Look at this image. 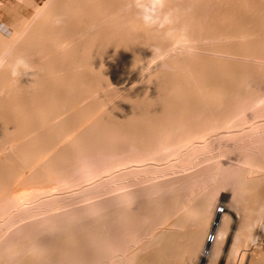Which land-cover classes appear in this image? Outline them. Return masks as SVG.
<instances>
[{"label": "rangeland", "instance_id": "rangeland-1", "mask_svg": "<svg viewBox=\"0 0 264 264\" xmlns=\"http://www.w3.org/2000/svg\"><path fill=\"white\" fill-rule=\"evenodd\" d=\"M1 2V5H0V30L5 34V35H7L6 37H7V39H5L6 41H8V40H13V33L11 32V33H7V32H9V31H11L12 30V28H15V26L17 27V25L18 24H22L23 25V23H19L20 21L21 22H26V24H24L25 26H26V28H25V26H22L21 25V29L20 30H22V31H20L21 33H19V35L17 36V38L18 39H15L16 40V42H15V44H16V46H17V48L14 50L13 48L14 47H16L15 46V44H14V46L12 45V46H10L11 47V49H13V53H14V51H16L17 49V53L19 52V53H22V52H24V53H26L25 55H27L28 53L30 54V52H28L27 53V50L28 49H26V47L28 48L31 44H29V46L27 45V43H26V39H25V36H27L28 35V32L30 33V34H33L34 32H35V30H36V27H37V29H38V31L40 32L41 31V33L44 31V29L46 30L47 29V27L46 28H44L43 29V31H42V28H41V30L39 29V24L41 23V22H44V20L42 21V19H44V17H46L47 16V14H48V12H49V10L51 11V5H49L48 3L49 2H51L52 4L54 3L55 4V2H58L59 0H0ZM167 1V2H166ZM173 1H176V0H171V2H173ZM179 1V0H178ZM180 1H182V0H180ZM188 0H186V2H185V0H183V3H179L181 6H182V8H181V10L183 11V9H184V7H187V5H189V4H187L188 2H187ZM190 2L189 3H191V5L194 3V5H192V9H191V7L190 6H188V9L186 8V9H184L185 11H187L185 14L186 15H184L183 13H182V11L181 12H179V11H177V12H179L180 14H172V15H175V16H177V17H175L176 19H178L177 20V22H178V25H177V27L176 28H174V29H172L173 31H163L162 32V34L164 33V36H165V39L167 38H169L167 41H166V43L168 44V46H167V44H165L164 46V50H163V52H161V53H159L160 55L158 56V54H157V56H153V58H151V56L154 54L153 53V51L151 50L150 51V49H151V45H153V42H151L152 41V39H150L151 37L150 36H148L149 35V32L147 33V35H144L143 34V32L145 33L146 31L145 30H149V29H144V27L143 28H140L141 26H140V24L138 23V21L137 20H132L133 22L132 23H134V25H137L138 24V27L136 26H134L133 24H131V23H128L129 21L131 22V20L130 19H132L133 17H134V15H133V17H132V15H131V13L129 14H124V15H131V16H128V17H130V18H128L127 16H124V15H121V16H123V19H122V17H120V18H117V20L118 21H120V19H121V22L123 23H121L120 22V26H116V23L117 24H119V22L118 21H116L114 24H115V28H113L114 27V25L112 24H107V22L106 21H109L110 19L107 17L108 15L106 14V15H104L105 16V18H104V16L102 15L101 16V14L99 15V14H97L98 16H97V18H95V19H97V21H95V19H94V15L90 12V13H85V15H86V18L88 17L89 18V20H88V18L87 19H85V16H84V12L85 11H83V12H81L80 10H76V11H79V12H81V13H83V14H81V13H79L78 15H79V17H78V15H77V13H76V11H75V13L73 14L72 13V17L70 16V18H71V21H73V22H71L70 24V27L71 28H69V26H67V28H69V29H71L72 30V32L73 33H75L74 32V30L75 31H77V30H79L77 33H78V35H77V37L81 34V36H82V34H84L85 32H86V34H88L87 36H86V41H87V39L89 40V38H90V34H91V36H92V38H93V36L96 34V36H97V39H95V37L96 36H94V38L93 39H95V41H93V39H90L89 40V42H88V45H85L86 43H83V42H85V36H82L83 38H84V41H82L83 39H82V37H78V38H76V36L74 37L75 39H73V43H71L72 42V40H71V42H70V40H69V38H71V37H73L72 36V34H69V33H71V31H68L69 29H67V28H65L66 29V31H65V29H58V28H54V30H60V33H59V31L57 32V35H56V33H55V35L57 36V38L54 36V38H53V36L52 37H50V38H52V40L50 41L51 43H53V44H51L50 42L48 43V44H45L46 45V47L47 46H49L50 48L51 47H53V50L52 51H54V58H56V56H57V58L60 60V58H61V62L56 58V59H54L53 57H50V55H52L53 56V52H49V50H50V48L49 47H47V49L45 50V53H47V52H49V54H47V55H49V56H46V54H44L43 55V51H42V49L40 48V46L38 47V44H34V42L35 41H32L33 43H32V45L31 46H35L36 45V47H38V48H36L38 51H40L41 50V55H40V58H39V60H38V63L34 60V59H36V58H34L33 56H32V58H34V59H32V58H30V56L29 55H27V56H29L28 58H27V56H26V59H28V62H29V60H31L32 62H33V60L35 61V62H33L34 64L32 65L31 63L32 62H30V65H32V67H33V69L35 68V66H36V64H37V66H36V69H34L33 70V72L35 73V74H29V76H31L29 79H28V77H25V79L23 78V79H21V81L19 82L20 84V86L18 85L17 87V91L21 88V90L25 87V89H23V93L21 92V90H19V92L21 93V95L22 96H24V91L26 90V88H28V86H29V88H28V90L25 92V97H26V95H28V96H30L31 98H32V96H33V94H34V96L36 95H38L40 92H42V91H39V90H43V92H46V91H50L49 89L53 86L52 84H48V83H50L49 82V80L51 81V83L54 81V80H56V79H58L59 77H61L62 75H65V77L66 76H69L71 73H74L75 75H76V77L77 78H75L76 80H74V79H72L73 77H75L73 74H71L70 75V77H68V78H71L72 80H69L68 78V80H69V82L70 81H73V82H70L71 84L69 85V83L66 85V84H64V85H61L60 83L61 82H57V80H56V82L59 84H55L54 86H55V88H51V91L50 92H47V94L49 93V95L51 94H53V91L55 90L56 91V94H58V95H60V93H62V91H63V94H65L68 90V94H69V99H67L68 98V94L67 95H65V97H67V98H65L63 95H60V97L61 96H63L65 99V101L67 100V102H68V100L70 101V104L72 105L71 107H69V105H68V103H63V104H61L62 102H64V101H62V98H60L59 96H57L55 93L50 97V96H47V97H49V99L47 100V97H46V93L43 95V94H39L40 96H41V98H42V100L44 99V98H46L45 100H43L44 102H42V101H38L39 102V104L38 105H36V104H34L35 106H36V108H35V106L34 105H32V101H34L33 103H36V100H34V99H37V100H41V98H39L40 96H38L37 98H36V96L34 97V99L32 98V99H28V97H26L27 99H28V104H30L31 105V107L33 106L34 108H33V110L35 109V111H36V109L38 108V107H43L44 106V104L46 105V107L48 108V104L50 103V102H53V101H55L56 99L55 98H57L58 97V99H59V102H58V99H57V101H55V102H57V103H59V104H61V105H56L55 106V102H53V104L54 105H52V103H50L49 105H51L48 109L45 107V109L44 108H38V112H33L32 111V109H30L31 107H29V109H27L28 108V106H27V110L26 109H24V110H26V112L27 113H30L31 115L33 114V113H36V116H35V114H33L32 115V117L30 118L29 117V115L30 114H27L26 112H24V111H22L21 110V112H22V117H23V115H24V117H25V119L27 120V119H29V123H30V120L32 119V120H34L33 119V117L35 116L36 118H37V114L39 113V115H38V118H40V114H41V117L43 116V112H44V110H45V113H47V114H44V120H42L43 119V117H42V119H39V121H38V119L36 120V122H38L37 124H36V126H35V121H32L33 122V124H32V122L30 123V124H27L28 123V120L26 121V120H24V121H22V117H20L21 115V112H18V114H17V116L19 115V117H20V119H19V117H18V120H20V124H21V121L22 122H24V124H23V126L22 125H19V127L20 126H22V127H20L21 129H19V130H21V132L18 130L16 133H18L19 134V136L17 135V134H12V133H15V132H11V133H7V134H5L4 136H2L1 138H0V141H1V143H0V170L2 171V172H0V173H2V174H0V175H2V178L4 177V178H6V179H2L1 178V181H0V241H1V244H0V262H1V260H2V264H7V263H9L10 264V262H12V261H14L15 260V258H16V256L19 258V255H20V258H22V259H24L25 258V256L26 255H24V254H27V253H29V254H32V255H35L36 257H34V262L36 261V263L38 262V263H40L41 261H42V259L43 258H45L46 257V255H44L45 253H44V249H43V245L41 244V243H43L44 241H47V242H49V240H50V242H54L55 240H56V238L58 237V235L57 234H62V231L63 232H65V230L67 229H69V233L70 234H72V236L70 235V236H68L69 238H67L68 239V244L69 243H72V244H70L69 246H71V247H69V249H71V248H74L75 247V245L77 246V247H75V248H77V251L76 252H74V255H72V256H74V258L73 257H71V258H73V260H71V259H69V262L71 263V262H73L74 260H76L75 262H74V264H79V263H81L82 261H83V264L85 263L86 264V262H84V260L85 261H88V260H86V259H84V257L85 258H87V257H89V258H87V259H90L89 261H88V264L90 263V264H100V262H98V261H101V264H123V263H125V264H142V263H145V264H148V263H150V264H153V262H154V264H198L197 262V260H198V255L199 254H197V256H196V253H200V255H199V259H200V257H201V253H202V251L201 250H203V244H205V242H206V240H207V237L206 236H208L207 235V233L209 234L211 231H210V229L208 230H206L205 228H209L211 225H212V222H213V219H215V218H213L214 216H215V214L214 215H212V212L214 211L215 213H216V211H220L219 213L220 214H223V213H225V215L227 216V218H226V216H225V220L227 219V220H229L228 221V224H227V226L228 227H226L225 229H229L228 231H226L227 232V234H226V236L224 235V237H225V239H223V240H221L222 242H220L221 243V245H220V248H219V251L221 252L220 254H219V256H218V254L216 255V256H218L217 258H216V256H215V260H214V258H213V260L215 261L214 262V264H251V259H256L258 256L256 255L258 252H259V254L260 253H262V251H264V232L262 231V230H264L263 228H264V210L262 209L264 206H263V204H264V112H262V111H264V84L263 85H261L262 83H260V82H263L264 83V80H262V79H264V75L262 76V75H260V76H258L259 74H264V58H262V57H264V56H260V55H262V54H264V53H262V52H264V0L262 1V0H189ZM195 1V2H194ZM200 2V3H197V2ZM221 1V3H219V2ZM224 1H226L225 3H224ZM262 3H261V2ZM60 2V1H59ZM169 0H165V11L167 12H170L171 13V11H174L173 9H172V7H174V5H170V4H172ZM217 2V3H216ZM239 2V3H238ZM244 2V3H243ZM260 4H259V3ZM50 3V4H51ZM168 3V4H167ZM196 3V4H195ZM206 3V4H205ZM216 5H215V4ZM234 3V4H233ZM247 3V4H246ZM185 4V6L183 7V5ZM187 4V5H186ZM198 4H199V7H198ZM208 4V5H207ZM210 4V5H209ZM214 4V5H213ZM235 4H236V6H235ZM244 4H245V6H244ZM251 4V5H250ZM256 4H258V5H256ZM14 5V6H13ZM29 5V6H28ZM43 5L45 6L44 8H41V7H43ZM50 6V7H48V6ZM56 5V4H55ZM99 5V4H98ZM166 5H168V6H166ZM224 5V6H223ZM257 8V9H255L254 8V6ZM259 5H260V7H259ZM36 6H38L37 8L38 9H40L41 8V12H43L42 14L43 15H41V13L39 14V13H37L38 12V9L36 10ZM47 6V7H46ZM170 6V7H169ZM172 6V7H171ZM204 6V7H203ZM208 6V7H207ZM212 6V7H211ZM223 6V7H222ZM226 6V7H225ZM253 6V7H252ZM40 7V8H39ZM52 7H54L53 5H52ZM225 7V8H224ZM230 7L232 8L231 10H230ZM262 7V8H261ZM31 8V9H30ZM47 8H49V9H47ZM170 8V9H169ZM189 8L192 10H189ZM211 8V9H210ZM234 8V9H233ZM247 8V9H246ZM260 8H261V11H260ZM43 9V10H42ZM46 9V10H45ZM196 11H195V10ZM199 9V10H198ZM222 9V10H221ZM225 9V10H224ZM236 9V10H235ZM251 9H252V12H253V10H256V11H254L253 13L252 12H250L251 11ZM259 9V10H258ZM18 10V11H17ZM47 10H48V12H47ZM170 10V11H169ZM198 10V11H197ZM242 10V11H241ZM37 11V12H36ZM190 11V12H189ZM211 11V12H210ZM216 11H217V13H216ZM224 13H222V12ZM225 11V12H224ZM238 11V12H237ZM241 11V12H240ZM258 11V12H257ZM35 12V13H34ZM39 12H40V10H39ZM214 12V13H213ZM228 12V13H227ZM230 12H231V14H230ZM257 12V13H256ZM51 13V12H50ZM103 13V12H102ZM106 13V12H105ZM118 13H119V15H118V17L120 16V14H121V12H120V10L118 11ZM173 13H175V12H173ZM207 13V14H206ZM210 13V14H209ZM225 13H227V15L225 14ZM237 13V14H236ZM244 13V14H243ZM248 15H247V14ZM249 13H250V15H249ZM256 13V14H255ZM37 14V15H36ZM39 14V15H38ZM87 14H90V15H87ZM183 14V15H182ZM196 14V15H195ZM233 14H234V16H233ZM236 14V15H235ZM252 14L254 15L253 17H252ZM258 14H260V15H258ZM33 15H34V17H33ZM76 16L77 15V17H75V21H77V22H81L80 23V26H81V28L82 29H80L79 27L80 26H78L79 24L78 23H76L74 20H72L73 18H74V16ZM81 15V16H80ZM82 15H83V17H82ZM180 15V16H179ZM194 15V16H193ZM198 15V16H197ZM222 15V16H221ZM225 17H224V16ZM239 15V16H238ZM99 16H101V18H102V23L100 22V17ZM179 16V17H178ZM184 16H186V18L184 17ZM213 16V17H212ZM215 16V17H214ZM218 18H217V17ZM237 16V17H236ZM242 16H243V19H242ZM245 16V17H244ZM248 18H247V17ZM257 16H258V18H257ZM62 17V16H61ZM63 17H65V16H63ZM62 17V18H63ZM80 17H82L81 19H80ZM90 17H93V18H91L90 19ZM99 17V18H98ZM128 18V19H125L124 20V18ZM182 17H184V18H182ZM188 17V18H187ZM204 17V18H203ZM207 17V18H206ZM219 17H221V18H219ZM224 17V18H223ZM232 17V18H231ZM25 18V19H24ZM77 18V19H76ZM108 18V19H107ZM211 18V19H210ZM215 18V20H213ZM223 18V19H222ZM231 18V19H230ZM235 18L237 19V20H235ZM239 18H241V20L239 19ZM252 18V19H251ZM40 19V21H38ZM82 20V21H80V20ZM85 19V21H88L87 22V24H85L84 22L85 21H83ZM106 19V20H105ZM182 19V21H180ZM185 19V20H184ZM187 19V20H186ZM244 19H245V21H247L248 20V22L250 21V22H252V23H248V22H246V24L244 23L245 21H244ZM247 19V20H246ZM256 19V20H255ZM19 20V21H18ZM79 20V21H78ZM90 20L92 21V20H94V21H92V23L93 22H95V24L96 25H94L93 24V26H95V27H93V28H91L92 26H91V22H90ZM104 20H105V24H104ZM122 20H124V21H126V20H128V22H125L127 25H125V23H124V21H122ZM184 20V21H183ZM220 20H222L221 22H219ZM230 20V21H229ZM233 20H235V23L236 24H238L239 23V25H237L238 26V29L236 28L237 26H235L236 24L234 23V21ZM243 20V23L241 22ZM262 20V21H261ZM134 21H136V23L134 22ZM224 21H226V22H224ZM33 22V23H32ZM34 22H35V24H34ZM89 22H90V24H89ZM97 22V23H96ZM100 22V23H99ZM112 21H110V23H111ZM228 22H230V24L228 25V24H226L227 26H229V28H230V32H226V31H229V28H227L226 29V31L225 30H223L222 28L223 27H225L226 25H225V23H228ZM256 22V23H255ZM73 23V24H72ZM76 23V25H74ZM109 23V22H108ZM182 24V26L183 27H181L180 26V24ZM184 23V24H183ZM217 23H220V24H218L219 25V29H221V30H218L219 31V33L217 34ZM255 23V24H254ZM82 24V25H81ZM101 24V25H100ZM105 25V27L106 28H104V26L103 25ZM208 24H210V25H208ZM221 24H223V26H221ZM243 24V25H242ZM261 24V25H260ZM84 25H86V26H84ZM87 25H89V27H87ZM101 27H100V26ZM107 25H109V26H107ZM110 25H111V27L113 28H111L110 27ZM124 25H125V27L127 28H124ZM131 25H133L134 27H132ZM212 25V26H211ZM240 25H242L243 26V28L240 26ZM245 25V26H244ZM254 26V30H253V28L252 27H250V26ZM9 26H11V27H9ZM73 26H75V28H73L72 29V27ZM82 26H84V27H82ZM132 27V28H130V27ZM214 26V27H213ZM231 26V27H230ZM233 26H234V32H232L233 30H232V28H233ZM256 26H259V28H260V31L258 30V28H256ZM22 27H24V28H22ZM28 27V28H27ZM54 27V26H53ZM124 28V31H125V29L127 30V31H129L130 29L132 30V32L134 33V36L131 34V30L129 31V32H127V31H122L121 29L122 28ZM128 27H129V30H128ZM180 27V28H179ZM198 27V28H197ZM203 27H205V28H203ZM246 28V30H247V33L244 31V33L242 32L243 30H245V28ZM52 28V27H51ZM86 28H88L89 30H87ZM101 28H103V32H101L102 30H101ZM108 28V29H107ZM115 32V31H118V32H123V33H118V32H115V33H117V34H120V36L119 35H117V38L115 37V33H113L112 32V34H111V32L110 31H112L111 29ZM117 28L119 29V30H121V31H119V30H117ZM135 28V29H134ZM140 28V29H139ZM216 28V29H215ZM249 28H251L250 30H249V32H251V33H249L248 32V29ZM255 28H256V31H255ZM24 29V30H23ZM32 29V30H31ZM50 29V28H49ZM48 29V30H49ZM53 29V28H52ZM51 29V30H52ZM85 29H86V31H85ZM92 29H94L93 31H92ZM104 29H105V32H104ZM107 29V30H106ZM137 29H139V30H137ZM144 29V30H143ZM187 29V30H186ZM213 29V30H212ZM240 29H242V31H240ZM48 30H46V31H48ZM63 30L65 31L64 33H63ZM83 31L82 33H81V31ZM95 30L98 32V33H96L95 32ZM109 30V31H108ZM166 30H168V29H166ZM176 30V31H175ZM180 30V31H179ZM183 30V31H182ZM202 30V31H201ZM237 30H239V32L237 31ZM62 31V32H61ZM89 31V32H88ZM99 31L101 32L100 33V35H98L99 34ZM107 31L109 32V33H107ZM138 33H137V32ZM140 31H141V33H140ZM201 31V32H200ZM204 31V32H203ZM211 31V32H210ZM215 31H216V33H215ZM224 31H225V33H224ZM255 31V32H254ZM26 32V33H25ZM45 32V31H44ZM54 32V31H53ZM69 32V33H68ZM80 32V33H79ZM91 32V33H90ZM93 32H94V34H93ZM127 32V33H126ZM182 32V33H181ZM208 32V33H207ZM223 32V33H222ZM232 32V33H231ZM236 32V33H235ZM259 32V33H258ZM66 33H68V35H69V38L67 39V41H69V43H71L72 45H76L75 44V40L77 39H79V40H81L82 41V43L84 44H81V46L83 45L84 46V48H85V46L86 47H90V46H93L92 45V43L94 42V43H96L95 45H96V47H99V52H100V54L97 52V54H99V55H97L96 56V51L95 50H97L98 51V48L97 49H95L94 48V46L93 47H90V48H85V51H84V49L83 48H81L82 49V51H81V49H78L77 51L76 50H73V51H76V56H78V54L77 53H82V52H86V49H87V51H88V49H89V51L87 52V53H89L90 54V51H94L95 53L93 54V51L91 52L94 56H95V59H94V57L92 58H90L89 57V54H87V53H85V54H82V56H80L81 57V59H82V61H81V59H79L78 57H76L77 59H78V61L80 60V62H78V61H76L77 59H75V57H73L74 56V52L72 51V46H70V44L68 45V46H70L71 48L69 49L68 48V46L66 47V45L68 44V42L66 43V38H67V34ZM104 33H106V35H107V37H106V35H103ZM124 33H126V34H124ZM166 33V34H165ZM200 33V34H199ZM207 33V34H206ZM209 33H211V34H209ZM212 33H214V34H212ZM227 33V34H226ZM229 33V34H228ZM231 33V34H230ZM30 34H29V36L28 37H30ZM63 34V35H62ZM85 34V35H86ZM108 34H110L111 36L109 37L108 36ZM113 34H114V36H113ZM122 34H123V37H122ZM128 34V37L126 36ZM129 34H131L132 35V37H133V39H132V37L129 35ZM135 34L138 36L137 38H136V36H135ZM139 34L141 35H143V36H145V37H141L140 38V40H139ZM146 34V33H145ZM172 34H177L178 35V38H175V40L173 39L172 40ZM180 34H182V35H184V36H182V35H180ZM256 34H258V35H256ZM60 35V36H59ZM67 35V36H66ZM102 35H103V37H102ZM141 35V36H142ZM166 35H167V37H166ZM169 35V36H168ZM172 35V36H171ZM196 35V36H195ZM216 35L218 36L217 38H216ZM224 35V36H223ZM230 35H231V37H230ZM246 35V36H245ZM62 36V38H64L65 40V43H63L64 41L63 40H61L62 38H60ZM66 36V37H65ZM71 36V37H70ZM88 36H89V38H88ZM99 36H101L102 38H104V40H103V42L105 43V45H106V43H107V47L105 48V46H104V44L103 43H101V41H99V43H100V45L102 44L103 45V47H102V45L100 46L99 45V43H98V39L99 40H102V38H98ZM125 36L127 37V39H129V43H130V45L129 44H127V42L125 41V40H123V39H121V38H124L125 39ZM147 36H148V39H147ZM180 36H182L181 38H179ZM233 36H235V37H233ZM260 36V37H259ZM12 39H11V38ZM22 37V38H21ZM27 37V38H28ZM35 37V36H34ZM105 37H106V40H105ZM112 38V37H114L113 39V44L111 43V44H109L110 42H108L109 40L111 41V39H109V38ZM202 39H201V38ZM214 37V38H213ZM242 37V38H241ZM248 37V38H247ZM251 37V38H250ZM40 38V37H39ZM38 37H37V40H41V39H39ZM42 38V37H41ZM43 38H45V36L43 37ZM50 38L48 39V40H50ZM120 38V39H119ZM132 40H131V39ZM171 38V39H170ZM207 40H206V39ZM209 38V39H208ZM253 38V39H252ZM23 39L25 40V41H23ZM32 39H34L33 37H32ZM56 39H58V41H59V43H58V41L56 40ZM126 39V40H127ZM179 39V40H178ZM213 39V40H212ZM223 39V40H222ZM251 39V40H250ZM255 39V40H254ZM31 40V37L30 38H28L27 39V42L28 41H30ZM35 40V39H34ZM53 40H55V41H53ZM115 40H117L116 42H115ZM123 41V42H121V41ZM135 41V43H132V42H134ZM146 40V41H145ZM169 40H171L170 42H174V43H176V44H174L173 42H172V44L171 43H169L168 41ZM178 40V41H177ZM186 40H187V42H186ZM202 40H204V41H202ZM210 40V41H209ZM220 40V41H219ZM239 40H241V41H239ZM23 41V42H22ZM97 41V42H96ZM119 41V42H118ZM125 41V42H124ZM128 41V40H127ZM136 41H138V44H137V42ZM143 41H144V43H143ZM199 41V42H198ZM213 41V42H212ZM224 41H225V43H224ZM255 41H257V42H255ZM9 42V41H8ZM22 43L21 45H20V43ZM140 42H142L143 44H141ZM149 42L150 43H152L151 45H148L149 44ZM188 42H190V43H188ZM196 42V43H195ZM218 42V43H217ZM221 42H223V43H221ZM3 43H5V42H3ZM23 43H26L24 46H22L23 45ZM28 43H30V42H28ZM61 43V44H60ZM91 45H90V44ZM114 43H116V44H114ZM119 43H120V48H123L122 46L124 45V47L125 46H127L126 47V49L125 48H123L122 50L123 51H121V49L118 47H114L113 48V45L114 46H119ZM122 43V44H121ZM148 43V44H147ZM180 43V44H179ZM204 43V44H203ZM216 43V44H215ZM224 44L225 46H223V45H221V48H220V44ZM236 43V44H235ZM252 43H254V44H252ZM18 44L20 45V47H18ZM51 44V45H50ZM56 44V45H55ZM57 44L59 45V46H57ZM65 44V45H64ZM198 44V45H197ZM206 44H207V46H206ZM227 44V45H226ZM234 46V50H233V46ZM252 44V45H251ZM256 44V45H255ZM63 45V48L65 49V48H68V49H65V51L63 50L62 51V53H60L61 51V46ZM98 45V46H97ZM112 46V47H109V46ZM122 45V46H121ZM128 45L129 46H132V47H130V51H128ZM143 45L145 46H150V47H147V49H146V47H145V51H144V47H143ZM194 45V46H193ZM212 47H211V46ZM236 45V46H235ZM259 45V46H258ZM73 46V47H74ZM82 46V47H83ZM135 46V47H134ZM136 46H138V47H136ZM142 46V47H141ZM177 46V47H176ZM208 46H210V48L208 47ZM216 48H215V47ZM226 46H229L228 48L229 49H231V50H228V51H226L228 48H226ZM232 46V47H231ZM245 46V47H244ZM23 47H25V50H26V52H25V50H24V48ZM58 47H60L59 49L60 50H58V48H57V50H58V52H57V50L55 51L54 49H56V48ZM102 47V48H101ZM134 47V48H133ZM155 47V46H154ZM173 47V48H172ZM200 47H202V48H200ZM206 47V48H205ZM261 47V48H260ZM19 48H20V50H23V51H19ZM29 48H31V47H29ZM103 50V48H105L106 50H107V48H108V50H110V48H113V49H111V50H114L115 48L117 49V51H118V49H120L118 52V54L117 53H115V50L113 51V54L115 55V57L117 56V55H120V58L117 56L116 58H114V57H112L113 56V54L111 53V50H110V53H108V51H105L104 50V52H106L108 55H106V57H107V61H108V59H109V61H113L114 59H116L117 61V63H119L120 62V64L118 65H116L115 63V61H113V63H112V65L111 64H109V66L111 65V67L113 66V67H115V68H118L119 69V71H117L116 73H110V72H108V71H106V73H108V74H106V78H104L103 77V75H101V73L102 74H105V72L103 73L102 71V69H104L105 70V68H107V66H105L107 63V61L104 59H101L100 57H102L103 56V54L104 53H102V50ZM137 48V49H136ZM140 48H142V49H140ZM153 48V47H152ZM170 48V49H169ZM213 48V49H212ZM218 48H220L219 50H216V49H218ZM225 49L224 51H223V49ZM254 48V49H253ZM52 49V48H51ZM90 49H92V50H90ZM95 49V50H94ZM179 49V50H178ZM209 49V50H208ZM222 49V50H221ZM66 50H68V51H70V52H68V51H66ZM80 50V51H79ZM124 50L125 51H127V53H129V54H127L126 52H124ZM132 50H133V52H132ZM138 50V51H137ZM185 50V51H184ZM200 50V51H199ZM215 50H216V52H215ZM116 51V52H117ZM140 51V52H139ZM142 51H144V57H143V52ZM203 51H205V52H203ZM210 51V52H209ZM213 51V52H212ZM230 51V52H229ZM16 52L14 53V55H15V57L16 56H18L19 54H17L16 55ZM43 52V53H42ZM63 52L66 54L67 52H68V54H66L67 55V57H68V55H70L71 57H73V58H67L66 57V55L64 56L65 58H63V57H61V56H63L64 54H63ZM123 52V53H122ZM130 52H131V54H130ZM149 52L150 53H153V54H149ZM171 52H173V53H171ZM176 52V53H175ZM229 52V53H228ZM232 52H233V55H232ZM12 53V50L10 51L9 50V53L6 55V61H7V63H9L10 64V62H12V59H10L11 57H12V55H13V53ZM55 53H57L56 55H55ZM69 53H73L72 55L71 54H69ZM80 53V54H81ZM102 53V54H101ZM126 53V55H124V56H122L123 54H125ZM167 53V54H166ZM168 53H169V55H168ZM180 53V54H179ZM182 53V54H181ZM200 53V54H199ZM202 53V54H201ZM224 53V54H223ZM259 53V54H258ZM261 53V54H260ZM60 54V57H58V55ZM61 54H63V55H61ZM92 54H90V55H92ZM110 54H112V55H110ZM241 54V55H240ZM9 55V56H8ZM23 56H24V54H22ZM21 55V56H22ZM83 55H85V56H83ZM102 55V56H101ZM104 55V56H105ZM135 55V56H134ZM164 55V56H163ZM230 55V56H229ZM244 55H246V56H244ZM258 55V56H257ZM41 56H46V57H48V59L47 58H45V57H42L43 58V60H42V58H41ZM87 56V57H86ZM98 56H100L99 57V59L97 60V58L96 57H98ZM108 56H109V58H108ZM150 57V59H151V62L149 63L147 60H146V58L147 57ZM207 56H208V58H207ZM212 56V57H211ZM216 56V57H215ZM222 56V57H221ZM228 56V57H227ZM237 56V57H236ZM251 56V57H250ZM257 56V57H256ZM10 57V58H9ZM25 57V56H24ZM89 57V58H88ZM125 57H126V59H125ZM148 57V58H149ZM184 57V58H183ZM200 59H199V58ZM203 57V58H202ZM219 57H220V59H219ZM254 57V58H253ZM258 57H259V59H258ZM261 57V58H260ZM13 58V57H12ZM52 59L54 62H55V64H54V66H56V64H57V61H58V63L60 62V65L59 64H57V66H59V67H53L52 66V69H50L51 67V65H49L48 66V64H52L53 63V61H48V60H50V59ZM63 58V59H62ZM83 58H84V60H83ZM86 58H87V60H86ZM102 58H104V57H102ZM110 58H111V60H110ZM119 58V59H118ZM123 60H122V59ZM138 58V59H137ZM147 58V59H148ZM157 58V59H156ZM164 58V59H163ZM207 58V59H206ZM222 58H224V61L222 60ZM238 60H236V59ZM241 58V59H240ZM245 58V59H244ZM67 60V61H65V60ZM72 59V60H71ZM97 60L98 62H100V59L102 60L101 62L103 63H101V65H103V66H101L100 64H97L94 60ZM113 59V60H112ZM121 59V60H120ZM128 59V60H127ZM150 59H149V61H150ZM154 61H153V60ZM183 59V60H182ZM204 59V61H202ZM220 61H219V60ZM225 59H227V60H225ZM231 59V60H230ZM253 59H255V60H253ZM10 60V61H9ZM45 60V61H44ZM57 60V61H56ZM62 60H63V63H62ZM71 60V61H70ZM86 60V61H85ZM89 60V61H88ZM134 60V61H133ZM146 60V61H145ZM164 60V61H163ZM195 60V61H194ZM198 60V61H197ZM216 60V61H215ZM228 60H230V63H228L227 61ZM232 60L234 61V62H232ZM244 61L243 62V65H242V61ZM260 60H262V61H260ZM39 61L41 62V63H39ZM47 61V62H46ZM67 62L68 63V65H67V63H65V62ZM69 61V62H68ZM72 61H74V62H72ZM75 61H76V63H75ZM83 61H85V63L86 64H84L83 63ZM87 61L89 62V63H91V64H89V63H87ZM94 62V64H96V65H94L93 64V62ZM105 61V62H104ZM119 61V62H118ZM166 61H168V62H166ZM171 61V62H170ZM194 61V62H193ZM202 61V62H201ZM207 61V62H206ZM212 61V62H211ZM215 61V62H214ZM223 61V62H222ZM258 62V64H256V62ZM44 64H43V63ZM46 62V63H45ZM48 62H52V63H48ZM79 64H78V63ZM115 62V63H114ZM126 62H129V63H126ZM138 62V63H137ZM165 62V63H164ZM236 62V63H235ZM238 62V63H237ZM250 63V64H247V63ZM65 63V64H64ZM70 63V64H69ZM104 63H106L105 65H104ZM109 63V62H108ZM124 63H126L125 65H124ZM146 63H148L147 64V66H146ZM168 63H170V64H168ZM184 63H185V65H184ZM203 63V64H202ZM205 63V64H204ZM214 63V64H213ZM218 63V64H217ZM228 63V64H227ZM43 64L45 67H46V69H50L49 71L48 70H46V74H45V70H44V68L45 67H42V68H40V66ZM45 64H47V66H48V68H47V66L45 65ZM61 64H64V65H61ZM73 64V65H72ZM77 66H76V65ZM82 64H84V65H82ZM88 64H89V67H88ZM131 64V65H130ZM173 64V65H172ZM179 64H180V66H179ZM182 64V65H181ZM187 64V65H186ZM207 64V65H206ZM225 64V65H224ZM237 64V65H236ZM66 65V66H65ZM72 65V66H71ZM80 65H82V66H84V67H88V68H85L86 69V74L88 73V69L90 68V70H91V72L89 71V75H87L86 76V74H85V69H83ZM86 65V66H85ZM93 65L95 66L94 68L96 69V71L95 72H97V67L96 66H98L99 68L101 67V71L100 70H98V74L99 75H101L100 77L99 76H97L98 74H96V75H94L93 73H95L94 72V68H92L93 67ZM100 65V66H99ZM114 65H116V66H114ZM122 65H124V66H122ZM126 65H128L127 67H126ZM139 65V66H138ZM148 65H150L149 67H148ZM169 65H171V66H169ZM229 66L228 68L226 67V66ZM233 65V66H232ZM254 65V66H253ZM61 66H63L64 68H65V71H66V69H67V67L69 66V68H70V70H74L73 72L72 71H70L69 69H67V72H68V70H69V72H71V73H67V72H63L64 70H62V69H64V68H62ZM108 66V67H109ZM118 66V67H117ZM122 66V67H121ZM154 66V67H153ZM173 66H175L174 68H173ZM182 66H183V68H182ZM206 66V67H205ZM213 66V67H212ZM243 66V67H242ZM246 66H248V67H246ZM76 69H75V68ZM78 67V68H77ZM105 67V68H104ZM110 67V68H111ZM129 67V68H128ZM165 67V68H164ZM203 68V69H200V68ZM224 67V68H223ZM235 67H236V69H235ZM251 67H253V68H251ZM257 68V70H256V68ZM7 68V66L5 65L4 67H0V72L1 73H4V72H6V69ZM59 68H61V70L59 69ZM124 68V70H122ZM125 68H127V70L125 69ZM150 68H151V70H150ZM154 68V69H153ZM163 68V69H162ZM172 68V69H171ZM182 68V69H181ZM188 69V71H187V69ZM194 68V69H193ZM196 68V69H195ZM212 70H211V69ZM242 68V69H241ZM255 68V69H254ZM38 69H40V71L38 70ZM42 69V70H41ZM57 69V70H56ZM109 68H107L106 70H108ZM112 69H114V68H112ZM112 69H109V70H112ZM144 69V70H143ZM181 69V70H180ZM205 69V70H204ZM221 69H223V73H222V70ZM239 69V70H238ZM261 69H262V71H261ZM53 70H55L54 72L57 74V72H58V70H60V72L62 73L63 72V74H55V73H53ZM84 70V71H83ZM121 70V71H120ZM156 70V71H155ZM162 70V71H161ZM204 70V71H203ZM207 70V71H206ZM221 70V71H220ZM230 70H232V71H230ZM252 70H255V71H252ZM260 70V71H259ZM4 71V72H3ZM41 71H42V73H41ZM85 74L84 76H83V73ZM93 71V72H92ZM100 71V72H99ZM123 71H128V72H124V74L123 73H121V72H123ZM153 71V74L151 73L150 74V72H152ZM168 71V72H167ZM171 71V72H170ZM176 71V72H175ZM202 71V72H201ZM230 73V75L228 74L227 75V73L228 72ZM257 71V72H256ZM259 71V72H258ZM32 72V73H33ZM41 73V75H42V77H44L45 78V76H47V78H49V80L47 79V78H45L46 80H48V82H44L45 81V79L44 78H42L41 77V75H40V77H39V74ZM47 72H50L52 75L54 74V76L56 75L57 77H55L54 78V76L52 77L49 73H47ZM59 72V73H60ZM80 72H81V74H80ZM136 72V73H135ZM170 72V73H169ZM181 74H179V73ZM205 72V73H204ZM208 72H210V73H208ZM214 72V73H213ZM215 72H216V74H215ZM248 72V73H247ZM255 72V73H254ZM1 73H0V75H1ZM91 73V74H90ZM121 73V74H120ZM132 73H133V75H132ZM166 73H168V75L166 74ZM213 73V74H212ZM221 73V74H220ZM8 74V73H7ZM37 74V75H36ZM48 74H49V76L51 77H49L48 76ZM67 74V75H66ZM82 75V77L80 76V75ZM111 74H113V75H111ZM138 74V75H137ZM146 74V75H145ZM157 74V75H156ZM164 74V75H163ZM169 74H170V76H169ZM173 74V75H172ZM177 74V75H176ZM184 74V75H183ZM186 74V75H185ZM192 74V75H191ZM208 74V75H207ZM235 74V75H234ZM60 75V76H59ZM73 75V76H72ZM91 75H93L92 77H91ZM132 75V76H131ZM141 75V76H140ZM148 75V76H147ZM150 75V76H149ZM154 75V76H153ZM167 77H166V76ZM172 75V76H171ZM183 75V76H182ZM191 75V76H190ZM208 77L209 76V78H205L206 76ZM219 75H220V77H219ZM232 75V76H231ZM8 75H6V85H10V84H7V82H10L8 79V77H7ZM36 76H38V78L36 77ZM72 76V77H71ZM97 76V77H96ZM109 76H112V77H109ZM113 76H118V77H116V78H114ZM156 76H157V78H156ZM199 76V77H198ZM202 76V77H201ZM203 76H204V78H203ZM213 76V77H212ZM224 76V77H223ZM263 78H262V77ZM36 78V80H35V78ZM64 76H62V78L60 79V80H58V81H61L62 79H64V80H62V82L63 83H65V82H67V79L64 77ZM81 78V83H80V78ZM86 77H87V79H88V81H87V83L88 84H86L85 85V79H86ZM95 78L96 77V79L95 80H93L92 78ZM99 77V78H98ZM106 80L107 78L108 79H110V81H111V79H113L114 78V80H112V84L110 83V81L109 82H107L108 81V79L105 81H100L101 83H103V84H101V85H103L102 87H101V85L99 84H97V82H98V80H102L103 78ZM140 77V78H139ZM147 77V78H146ZM155 77V78H154ZM165 77L166 78H168L167 80H168V82H167V80L165 81ZM175 77V78H174ZM183 77V78H182ZM226 77V78H225ZM236 77V78H235ZM261 77V78H260ZM34 78V80H32ZM82 78H84V79H82ZM98 78V79H97ZM126 78V79H125ZM138 78V79H137ZM153 78V79H152ZM179 78V79H178ZM193 78V79H192ZM202 78V79H201ZM219 80H218V79ZM258 78H260V79H258ZM27 79H28V81H27ZM41 80L40 82L38 81V80ZM44 79V80H43ZM52 79H54V80H52ZM79 79V80H78ZM128 79V80H127ZM151 79H152V81H151ZM176 79V80H175ZM184 79H186V81L184 80ZM189 79V80H188ZM207 79H210V80H212V81H210V80H207ZM223 81H222V80ZM224 79H226V80H224ZM234 79V80H233ZM241 79H242V81H241ZM245 79V80H244ZM258 79V80H257ZM4 80V79H3ZM2 79H1V85L3 86L4 84H5V81H3ZM23 80H25L26 81V83H25V81L23 82V83H21ZM43 80V81H42ZM78 80V82H76ZM92 80H93V82H92ZM144 80V81H143ZM145 80H146V82H145ZM154 80V81H153ZM163 82H162V81ZM172 80V81H171ZM183 81V83H182V81ZM215 80V82H217V83H220V84H217V88L218 87H221V83L223 84V83H225L226 82V84H224V85H222V87L221 88H218V89H216L215 87L216 86H213L214 84L216 85V83L215 82H213ZM36 81L37 82H39V84L37 83L36 85L39 87H37L36 85L34 86V84L36 83ZM95 81V82H94ZM127 81H128V83H127ZM131 81V82H130ZM133 81V82H132ZM143 81V82H142ZM158 81H159V83H158ZM174 81H175V83H174ZM204 81V82H203ZM219 81V82H218ZM221 81V82H220ZM225 81V82H224ZM236 81V82H235ZM240 81V82H239ZM258 81V82H257ZM4 82V83H3ZM29 82V83H28ZM30 82H32V83H30ZM33 82H35V83H33ZM41 82H43V84L41 83ZM74 82H76L77 84H75ZM84 82V83H83ZM89 82H91V83H94L93 85H98V86H100L101 88H98L97 86L94 88L93 86H92V90H90L91 89V83H89ZM107 82V83H106ZM121 82V83H120ZM123 82H124V84H123ZM137 82V83H136ZM140 82V83H139ZM145 82V83H144ZM154 82V83H153ZM165 82H167V84L165 83ZM169 82H171V83H169ZM180 82V83H179ZM190 84H192V85H189V83ZM205 82H206V84H205ZM207 82H213L212 83V85H210L209 83H207ZM228 82V83H227ZM234 82V83H233ZM242 82V83H241ZM3 83V84H2ZM11 84H12V82H10ZM16 83L17 82H15V83H13V84H15V86H16ZM28 83V84H27ZM53 83H55V82H53ZM62 83V84H63ZM83 83V84H82ZM105 83V84H104ZM178 83V84H177ZM200 83V84H199ZM258 83V84H257ZM18 84V83H17ZM42 84V85H41ZM46 84H48V85H46ZM77 86L78 84H80V85H78L79 86V88H78V86H77V88L75 87V85ZM89 84H90V86H89ZM108 85V87H107V85ZM117 86H116V85ZM119 84V85H118ZM187 84V85H186ZM194 84V85H193ZM233 84H235V85H233ZM28 85V86H27ZM44 85L45 86H48V87H45V88H43L42 89V87H44ZM52 85V86H51ZM57 85V86H56ZM63 87H61V86ZM73 85V87H70V86H72ZM81 85H82V87H84V86H86V89H89L88 91L90 92L89 94H92V95H94V96H92V95H90V96H92L91 98H90V96L88 95V91L85 89V87H84V89L83 90H79V89H81L82 87H81ZM84 85V86H83ZM121 85V86H120ZM136 85H137V87H136ZM168 87H167V86ZM177 85V86H176ZM206 85V86H205ZM219 85V86H218ZM232 85V86H231ZM257 85V86H256ZM10 86H12V85H10ZM14 86V88L16 89V87ZM30 86H32L33 88H36V89H31V87ZM42 86V87H41ZM51 86V87H50ZM60 88H59V87ZM65 86H67V87H70V88H67V87H65ZM87 86H89V87H87ZM124 86V87H123ZM127 86V87H126ZM152 86V87H151ZM170 86V87H169ZM190 88H189V87ZM208 86H211L212 87V89H214L213 91H211V87H208ZM223 86H224V88H223ZM225 86H227V88L225 87ZM229 86V87H228ZM236 86V87H235ZM20 87V88H19ZM81 87V88H80ZM107 87V88H106ZM155 87V88H154ZM172 87V88H171ZM187 87H188V89H187ZM248 87V88H247ZM263 89H262V88ZM46 88H49V89H47L46 90ZM57 88H59V89H61V92H59V91H57ZM97 88V89H96ZM104 88H106V89H103ZM165 88V90H163ZM166 88H167V90H166ZM178 88V89H177ZM209 88H210V92H209V94H208V91H209ZM225 88H226V90H225ZM229 88V89H228ZM231 88V89H230ZM12 89H13V87H12ZM30 89L32 90V91H30ZM64 89L66 90V91H64ZM95 89V90H94ZM99 89H102V90H100L99 91ZM117 89V90H116ZM125 89V90H124ZM131 89V90H130ZM149 89H151V90H149ZM153 89V90H152ZM155 89V90H154ZM161 89V90H160ZM220 89H223V90H221L220 91ZM236 89V90H235ZM34 90H36V91H34ZM46 90V91H45ZM71 90V91H70ZM78 90V91H77ZM157 90H159L160 91V93L157 91ZM163 90V91H162ZM188 90V91H187ZM192 90V91H191ZM205 90H207L206 92H205ZM216 90H217V93H216ZM225 90V91H224ZM227 90H229V91H227ZM233 90H235V91H237L236 92V94H235V92H233ZM242 90V91H241ZM244 90V91H243ZM14 91V93L16 92V94L18 93L17 91H15V90H13ZM13 91L10 93V92H8V93H10V94H8L7 92H5L6 94H7V96H5L6 94L4 93V95L3 96H5V100L6 99H11V100H9V101H13L14 100V98H15V96H13V95H15L14 93H13ZM35 93H34V92ZM86 91H87V94H86ZM102 91V92H101ZM104 91H106V93L104 92ZM109 91H110V94H109ZM127 91H129V92H127ZM140 91H142L141 93H139ZM156 91V93H149V92H155ZM166 92V94H165V92ZM168 91V92H167ZM199 91H201V92H199ZM230 91H232V92H230ZM249 91V92H248ZM28 92H30V95L29 94H27ZM58 92V93H57ZM97 92V93H96ZM137 92V93H136ZM212 92V93H211ZM213 92H215L214 93V95H213ZM20 93H18L16 96H18ZM36 93H38V94H36ZM70 93L72 94V96H70ZM83 93H85V94H83ZM102 93V94H101ZM104 93V94H103ZM144 93V94H143ZM163 93V94H162ZM183 93V94H182ZM199 93H201V94H199ZM221 93V94H220ZM247 93V94H246ZM12 94V95H11ZM83 94V95H82ZM133 94V95H132ZM157 94V95H156ZM212 94V95H211ZM241 94V95H240ZM9 95H10V97H9ZM42 95H43V97H42ZM54 95H56V96H54ZM74 95H76V97L75 98H77V97H80V98H78V99H80V104H78L76 101H77V99L75 100V99H71V98H74ZM97 95V96H96ZM143 95V97H141ZM156 95V96H155ZM192 95V96H191ZM227 95V96H226ZM245 95V96H244ZM1 96H2V94H1ZM13 96V97H12ZM101 96V97H100ZM116 96V97H115ZM121 96V97H120ZM131 96H133V97H131ZM153 96V97H152ZM160 96H161V98H160ZM170 98H168V97ZM170 96H172V97H170ZM241 96V97H240ZM250 96V98L249 99H247V97H249ZM7 97V98H6ZM19 98H20V95L18 96ZM55 97V98H54ZM95 97V98H94ZM104 97H106V98H104ZM109 97V98H108ZM145 97V98H144ZM163 97V98H162ZM165 97V98H164ZM173 97H175V98H173ZM177 97V98H176ZM227 97V98H226ZM240 98V99H238V98ZM258 97V98H257ZM2 98H4V97H2ZM51 98V99H50ZM86 98V99H85ZM138 98H140V99H138ZM157 98V99H156ZM192 98V101L190 100ZM198 98V99H197ZM228 98H230V99H228ZM242 98V99H241ZM257 98V99H256ZM16 99H18L17 97H16ZM53 99V100H52ZM55 99V100H54ZM73 101V100H75V104H74V101L72 102L71 100ZM85 99V100H84ZM94 99V100H93ZM97 99V100H96ZM121 99V100H120ZM143 99V100H142ZM147 99V100H146ZM148 99H149V101H148ZM163 99V100H162ZM166 99H167V101H166ZM180 99V100H179ZM195 99V100H194ZM30 100V101H29ZM32 100V101H31ZM51 100V101H50ZM85 102H83V101ZM89 102H88V101ZM93 100V104H95L96 102L97 103H99V104H97V105H93V104H89V103H91V101ZM106 100V101H105ZM127 100V101H126ZM137 100V101H136ZM146 100V101H145ZM156 100V101H155ZM172 100V101H171ZM179 100V101H178ZM183 102H182V101ZM188 100H190V101H188ZM200 100V101H199ZM208 100V101H207ZM241 102H240V101ZM243 100V101H242ZM15 101V100H14ZM27 101V100H26ZM48 103H47V102ZM99 101V102H98ZM135 101V102H134ZM139 101V102H138ZM142 101V102H141ZM150 101H152L151 102V104H150ZM156 102V104L157 105H159L160 104V102H161V104H160V107H156L157 105L156 104H154L155 102ZM158 101V102H157ZM165 101V102H164ZM170 101V102H169ZM199 101V102H198ZM234 101V102H233ZM237 101V102H236ZM248 101H249V103L251 104H249L248 103ZM46 102V103H45ZM104 102H106V104L104 103ZM124 102V103H123ZM173 102V103H172ZM194 102V103H193ZM211 102V103H210ZM224 102V103H223ZM231 102H232V104H231ZM44 103V104H43ZM83 103V104H82ZM125 103H128V104H125ZM134 103H135V105H134ZM159 103V104H158ZM166 105H165V104ZM169 103V104H168ZM180 103V104H179ZM182 103V104H181ZM189 103V104H188ZM193 105H192V104ZM208 103H209V105H208ZM216 103V104H215ZM247 103V104H246ZM68 106H67V105ZM77 104H78V106L80 105H82V106H84V107H82V109H80L81 107H78L77 106ZM116 104V105H115ZM147 104V105H146ZM229 104V105H228ZM63 105L65 106V107H63ZM73 105H74V107H73ZM77 106V108H78V110H80V111H77V109L75 108L76 106ZM92 105V106H91ZM103 105V106H102ZM104 105H106V106H104ZM124 105V106H123ZM138 105V106H137ZM140 105V106H139ZM148 105H149V107H148ZM152 105V106H151ZM162 105H165L164 107L162 106ZM168 105V106H167ZM170 105V106H169ZM175 105V106H174ZM192 105V106H191ZM198 105V106H197ZM206 105H208L207 107H211V108H207L206 107ZM211 105H213V109H212V106ZM257 105V107H255ZM60 108H58V107ZM110 106V107H109ZM120 106H122V107H120ZM134 106V107H133ZM177 106V107H176ZM185 106V107H184ZM194 106V107H193ZM200 106V107H199ZM205 106V107H204ZM221 106H223L222 108H219V107H221ZM225 106H227L226 108H225ZM229 106V107H228ZM230 106H232L231 108H230ZM56 107V108H55ZM62 107H63V109H62ZM68 107H69V109H68ZM95 107H96V109H95ZM103 107V108H102ZM151 107H152V109H151ZM189 107V108H188ZM196 107V108H195ZM247 107V108H246ZM261 107V108H260ZM16 109H18V111H19V107H15ZM55 110H54V109ZM70 108H72V109H70ZM74 108V109H73ZM97 108H100L99 110H97ZM156 108V109H155ZM165 108V109H164ZM193 108H194V110H193ZM204 108H206L205 110H204ZM238 108V109H237ZM258 108V109H257ZM44 109V110H43ZM84 109V110H83ZM133 109V110H132ZM139 111H138V110ZM154 109V110H153ZM158 109V110H157ZM171 109V110H170ZM187 109V110H186ZM192 109V110H191ZM198 109V110H197ZM201 109V110H200ZM219 109V110H218ZM231 109V110H230ZM14 110V111H13ZM13 112H12V114L14 113H16L17 111L13 108ZM32 111V112H30V111ZM40 110V111H39ZM41 110H43V112H41ZM49 110H50V112H49ZM69 110V111H68ZM73 110H75V111H73ZM89 111V113H88V111ZM94 110V111H93ZM103 110V111H102ZM108 110V111H107ZM110 110V111H109ZM118 110V111H117ZM125 110V111H124ZM128 110V111H127ZM146 110V111H145ZM163 112H162V111ZM164 110H166V111H164ZM175 112H174V111ZM191 110V111H190ZM207 110V111H206ZM247 110V111H246ZM47 111V112H46ZM72 111V112H71ZM97 113H96V112ZM99 111V112H98ZM138 111V112H137ZM179 111V112H178ZM186 111V112H185ZM199 111V113L200 114H197V112ZM201 111V112H200ZM206 111V112H205ZM223 111H225V112H223ZM244 113H243V112ZM250 111V112H249ZM49 112V113H48ZM63 112V113H62ZM70 112L72 113L71 115H73L74 113L76 114V116H78V117H81L80 118V121L79 122H77L79 119L75 116V115H73V116H75V117H73V116H71L70 115ZM80 112H83V113H81V114H79ZM95 112V113H94ZM101 112V113H100ZM132 112V113H131ZM151 114H150V113ZM154 114H153V113ZM157 112V113H156ZM183 112V113H182ZM184 112H185V114H184ZM203 112H204V114H203ZM227 112V113H226ZM239 114H238V113ZM259 114H258V113ZM261 112H262V115H261ZM25 113V114H24ZM65 113V114H64ZM68 113H69V116H71L70 118H75V120L77 119V121H73L72 122V120L71 119H69L68 120ZM87 113V114H86ZM98 113H100V116H99V114ZM135 113V114H134ZM145 113V114H144ZM156 113V114H155ZM168 113V114H167ZM179 113V114H178ZM182 113V114H181ZM188 113V114H187ZM223 113H225V114H223ZM246 113V114H245ZM251 113V114H250ZM64 114V115H63ZM98 114V115H97ZM143 114V115H142ZM153 114V115H152ZM160 114H162V115H160ZM191 114V115H190ZM214 114V115H213ZM218 114H220V115H218ZM223 114V115H222ZM243 114V115H242ZM63 115V116H62ZM82 115V116H81ZM109 117H108V116ZM114 117H113V116ZM115 115H117V116H115ZM146 115V116H145ZM149 117H151V118H149ZM178 115V116H177ZM192 115H194L193 117H192ZM200 115H201V117H200ZM213 115V116H212ZM50 116V118H48ZM54 116H55V118H54ZM62 118H61V117ZM66 116H67V118H66ZM112 116V117H111ZM122 116H124V118L122 117ZM173 116V117H172ZM189 116H191L190 118H189ZM206 116V117H205ZM239 116V117H238ZM241 116V117H240ZM258 116V117H257ZM262 116V117H261ZM27 117H29V118H27ZM34 117V118H35ZM60 117V118H59ZM106 117V118H105ZM170 117V118H169ZM181 119H180V118ZM184 117V118H183ZM198 117V118H197ZM209 117V118H208ZM214 117H215V119H214ZM236 117V118H235ZM246 117V118H245ZM52 118V119H51ZM59 118V119H58ZM64 118H66V119H64ZM92 118V119H91ZM99 118V119H98ZM112 118H114V120L112 119ZM121 118V119H120ZM148 118V119H147ZM188 118V119H187ZM239 118V119H238ZM240 118H241V120H240ZM243 118V119H242ZM64 119V122H68V126H66V124H65V126H66V128L67 127H69L70 125H69V123L71 124V127L70 128H68V129H64V128H61L62 130H64L63 131V133H62V131H61V129L59 128L60 127V125H59V122H62L61 120H63ZM84 119V120H83ZM103 119V120H102ZM122 119H123V121L126 123H124L123 121H122ZM127 119V120H126ZM132 119V120H131ZM134 119V120H133ZM144 119H145V121H144ZM156 119V120H155ZM160 119H161V121H160ZM183 119V120H182ZM202 119V120H201ZM219 119V120H218ZM224 121H223V120ZM230 119H232V121L230 120ZM244 119H245V121H244ZM82 120V121H81ZM118 120V121H117ZM150 120V121H149ZM169 122H168V121ZM175 120H176V122H175ZM186 120L188 121L189 120V122H186ZM196 120H198V121H196ZM248 120V121H247ZM256 120V121H255ZM48 121H49V123H48ZM96 121V122H95ZM110 121H113L112 123L110 122ZM141 121V122H140ZM142 121L144 122V124H142ZM156 121V122H155ZM160 121V122H159ZM185 121V122H184ZM25 122H27V123H25ZM35 122V123H34ZM45 122V123H44ZM50 122H52V123H50ZM63 122V123H64ZM72 122V123H71ZM82 122V123H81ZM90 122V123H89ZM107 122V123H106ZM123 122V123H122ZM150 122V123H149ZM174 122V123H173ZM191 122H193V123H191ZM197 122V123H196ZM200 122V123H199ZM208 122H210V123H208ZM219 122V123H218ZM238 122V123H237ZM239 122H240V124H239ZM248 122V123H247ZM253 122V123H252ZM55 124V126L53 127V125ZM74 123V124H73ZM98 123V124H97ZM137 123V124H136ZM158 123V124H157ZM188 123V124H187ZM217 123V124H216ZM223 123V124H222ZM236 123V125H234ZM27 124V125H26ZM41 124V125H40ZM46 124V125H45ZM50 124H51V126H50ZM53 124V125H52ZM76 124V125H75ZM83 124V125H82ZM103 124V125H102ZM130 124V125H129ZM138 124H139V126H138ZM146 124H147V126H146ZM156 124V125H155ZM161 124V125H160ZM176 124V125H175ZM204 124V125H203ZM246 124V125H245ZM258 124V125H257ZM28 125H29V127H28ZM31 125H33L34 127L33 128H35V129H31L30 128V126ZM37 125H38V129L36 128L37 127ZM101 125V126H100ZM110 125H111V127H110ZM126 125V126H125ZM129 126V128H128V126ZM138 126V127H135V126ZM142 125V126H141ZM149 125V126H148ZM154 125V126H153ZM172 125V126H171ZM174 125V126H173ZM191 125H192V127H191ZM195 125H197V126H195ZM215 125V126H214ZM243 125V126H242ZM24 126H25V128H24ZM44 126V127H43ZM47 126V127H46ZM49 126V127H48ZM58 126V127H57ZM61 126L62 127H65L62 123H61ZM76 126V127H75ZM100 126V127H99ZM104 126H106V127H104ZM115 126V127H114ZM118 126V127H117ZM152 126V127H151ZM166 128H165V127ZM184 126H186V127H184ZM227 126V127H226ZM229 126V127H228ZM231 126V127H230ZM240 126V127H239ZM26 127H28V130H29V132L31 131V134H32V137H31V134H29V132L27 133V131L28 130H26ZM43 127V128H42ZM56 127V128H55ZM82 127V128H81ZM114 127V128H113ZM123 127H125V129L123 128ZM159 127H162L163 129H161V128H159ZM175 127V128H174ZM197 127H199V128H197ZM206 128V129H204V128ZM236 127V128H235ZM242 127V128H241ZM40 128H42V129H40ZM46 128H47V131H46ZM71 128L73 129L74 128V131H73V133L71 132L72 130H71ZM84 128V129H83ZM89 128H90V130H89ZM93 128H95V129H93ZM109 128V129H108ZM118 128H123L122 130H121V132H120V129H118ZM134 128H136L135 130H134ZM139 128V129H138ZM168 128H169V131H168ZM179 128H181V130L179 129ZM213 128H214V130H213ZM226 128V129H225ZM241 128V129H240ZM22 129H24V132H23V130ZM31 129V130H30ZM39 130L38 132H37V130ZM49 129V130H48ZM51 129H57V130H55V132H54V130H52V132H51ZM86 129V130H85ZM103 129H104V131H103ZM110 129L112 130V131H110ZM145 129H147L148 131L146 132V130ZM211 129V130H210ZM222 129V130H221ZM237 129V130H236ZM239 129V130H238ZM248 129V130H247ZM258 129V130H257ZM34 130V131H33ZM66 130H70V132L69 133H66ZM78 130V131H77ZM81 130V131H80ZM102 130V131H101ZM109 130V131H108ZM118 132H117V131ZM123 130H124V132H123ZM137 130V131H136ZM158 130V131H157ZM162 130H164V131H162ZM166 130V131H165ZM178 132H177V131ZM199 130V131H198ZM219 130H220V132H219ZM229 130V131H228ZM241 130V131H240ZM33 131V132H32ZM40 131H44L43 132V134L40 132ZM57 131H61L60 132V134H58L59 132H57ZM84 131V132H83ZM89 131V132H88ZM95 131H97V132H95ZM105 131H107V135L105 134ZM180 131V132H179ZM195 132L194 133V135L192 136V133L193 132ZM207 131V132H206ZM213 131V132H212ZM228 131V132H227ZM35 132H37V133H35ZM65 132V133H64ZM78 132V133H77ZM108 132H109V134H108ZM141 132H143V133H141ZM155 132V133H154ZM168 132V133H167ZM206 132V133H205ZM236 132V133H235ZM21 133V134H20ZM23 133H25V134H23ZM26 133H27V135H26ZM45 133V134H44ZM47 133H51L50 135L49 134H47ZM74 133H75V135H74ZM114 133V134H113ZM124 133V134H123ZM131 133V134H130ZM134 133H136V134H134ZM140 133V134H139ZM166 133V134H165ZM178 133V134H177ZM198 133H200V135L198 134ZM204 135H203V134ZM208 133V134H207ZM224 133V134H223ZM11 134L13 135V136H16V139H17V137H18V139H17V141L18 142H15L14 140H12V139H10V138H12V136H11ZM35 134H36V137H35ZM44 135V137H46V136H48V137H46V138H44V139H41V137H40V139L38 138V140H40L39 142H40V144H42L41 146H43V142H44V147H43V150H40V149H42V147H37V146H35V144H37V141H34L35 140V138H37L38 137V135ZM56 134H58V136L56 135ZM61 134H62V136H61ZM79 136L78 138H77V135ZM81 134V135H80ZM83 134V135H82ZM88 136H87V135ZM90 134V135H89ZM92 134V135H91ZM94 134V135H93ZM96 134V135H95ZM102 134V135H101ZM138 134V136H136ZM161 134V135H160ZM175 134V135H174ZM189 134H191L190 136H189ZM211 134V135H210ZM223 134V135H222ZM252 136H251V135ZM20 135L21 136H23V138H24V136H26V137H28V136H30V137H28V139L26 138V140H25V138L23 139L22 137L21 138H19L20 137ZM53 135H54V137H53ZM56 135V136H55ZM61 137H60V136ZM64 135V136H63ZM74 135V136H73ZM128 135H129V137H128ZM143 135V136H142ZM155 135V136H154ZM168 135V136H167ZM180 135V136H179ZM208 135V136H207ZM210 135V136H209ZM217 135V136H216ZM238 135V136H237ZM263 135V136H262ZM8 136V137H7ZM11 136V137H10ZM73 136V137H72ZM92 136H94V137H92ZM97 136H98V138H97ZM103 136H105V137H103ZM136 136V137H135ZM166 136V137H165ZM201 138H200V137ZM205 136V137H204ZM212 136V137H211ZM235 136V137H234ZM247 136V137H246ZM6 139H5V138ZM33 137H35L34 139H33ZM56 137H58V138H56ZM60 137V138H59ZM106 137H107V139H106ZM110 137V138H109ZM128 137V138H127ZM141 137V138H140ZM146 137V138H145ZM148 137V138H147ZM163 137V138H162ZM193 137V138H192ZM234 137V138H233ZM242 137V138H241ZM3 138V139H2ZM8 138V139H7ZM43 138V137H42ZM66 140H65V139ZM92 138H94V139H96V140H94V139H92ZM103 138H105V139H103ZM115 138V139H114ZM141 140H140V139ZM149 138H151V140L149 139ZM178 138V139H177ZM188 138V139H187ZM31 141H30V140ZM50 139V140H49ZM62 139V140H61ZM72 139H73V142H72ZM85 139H88L87 141L85 140ZM134 139H135V142H133L134 141ZM149 139V140H148ZM168 139V140H167ZM182 139V140H181ZM185 139H187V140H185ZM233 139V140H232ZM255 139V140H254ZM6 140H8V141H6ZM12 140L13 141V143H11L10 141ZM19 140H21V141H19ZM27 140H29V141H27ZM43 140V141H42ZM63 140H64V142H63ZM78 140V141H77ZM80 140H82V141H80ZM91 140V141H90ZM102 140V141H101ZM125 140V141H124ZM127 140V141H126ZM132 140V141H131ZM136 140H138V142L136 141ZM147 140V141H146ZM159 140V141H158ZM170 140V141H169ZM212 140H214V143H213V141ZM217 140V141H216ZM34 142V144H32L33 142ZM58 142V143H55V145H54V142ZM69 141V142H68ZM96 141H98V142H96ZM101 141V142H100ZM110 141H111V143H110ZM128 141H130V142H133V143H128ZM150 141V142H149ZM181 143H180V142ZM192 141V142H191ZM198 141H200V142H198ZM211 141V142H210ZM252 141H253V143H252ZM24 142V143H23ZM31 142V144H29ZM86 142V143H85ZM89 142H91V144L89 143ZM107 142V143H106ZM121 142V143H120ZM122 142H125L124 144H122ZM127 142V143H126ZM148 142V143H147ZM176 142V143H175ZM249 142V143H248ZM251 142V143H250ZM65 143V144H64ZM88 143V144H87ZM110 143V144H109ZM145 143V144H144ZM152 143V144H151ZM159 143V144H158ZM175 143V144H174ZM179 143V144H178ZM189 143V144H188ZM194 143V144H193ZM210 143V144H209ZM245 143V144H244ZM14 144H16V145H14ZM22 144V145H21ZM25 144V145H24ZM64 144V145H63ZM84 144V145H83ZM113 144H115V145H113ZM128 145V146H126V145ZM147 144V145H146ZM184 146H183V145ZM202 144L203 145H205V146H202ZM207 144V145H206ZM222 144H223V147H222ZM249 144V145H248ZM253 146H252V145ZM256 144V145H255ZM263 144V145H262ZM24 145V146H23ZM27 145H28V148H27ZM31 145H33V146H31ZM50 145V146H49ZM67 145H69V146H67ZM71 145V146H70ZM88 145H89V148H88ZM93 145V146H92ZM99 145V146H98ZM109 145V146H108ZM119 145V146H118ZM120 145L121 146H124V147H120ZM165 145V146H164ZM190 145V146H189ZM221 145V146H220ZM241 145V146H240ZM255 145V146H254ZM259 145V146H258ZM22 146V147H21ZM25 146H26V148H25ZM47 146H48V148H50V149H47ZM51 146H52V148H51ZM62 146V147H61ZM79 146V147H78ZM133 147V148H128V147ZM139 146V147H138ZM145 146V147H144ZM154 146V147H153ZM158 146V147H157ZM160 146V147H159ZM180 146V147H179ZM195 146V147H194ZM202 146V147H201ZM214 146V147H213ZM243 146V147H242ZM252 147V148H249V147ZM14 147V148H13ZM23 147L26 149V150H24L23 149ZM36 147V148H35ZM65 147H66V149H67V151H66V149H65ZM68 147H70L69 149H68ZM82 147V148H81ZM93 149H92V148ZM110 147V148H109ZM117 147V148H116ZM119 147V148H118ZM153 147V148H152ZM157 147V148H156ZM174 147H175V149H174ZM177 147H179V148H177ZM208 147H209V150H208ZM213 147V148H212ZM216 147V148H215ZM234 147V148H233ZM236 147H237V149H236ZM29 148L30 149H32V150H34V148L35 149H37L38 148V150H40L39 151V154H38V152L37 151H35L37 154H35V152L33 151V152H31V150H29ZM55 150H54V149ZM79 148H81L80 150H82V151H80L79 150ZM84 148V149H83ZM104 148H106L107 149V151H106V149H104ZM113 148H114V150H113ZM121 148V149H120ZM151 148V149H150ZM204 148V149H203ZM221 148V149H220ZM22 149H23V151H22ZM27 149H28V151H27ZM44 149H46V151L44 150ZM74 149H75V152L77 151V157H76V153L74 152ZM76 149H78L79 150V153H78V150H76ZM87 149L90 151H87ZM110 149V150H109ZM126 151H125V150ZM131 149V150H130ZM143 149H145V150H143ZM149 149V150H148ZM168 149H169V151H168ZM180 149V150H179ZM191 149V150H190ZM206 149H207V151H206ZM212 149V150H211ZM214 149V150H213ZM216 149H219V150H221V151H217ZM239 149V150H238ZM246 149V150H245ZM250 149V150H249ZM64 152H63V151ZM85 150H86V153H85ZM97 150V151H96ZM118 150V151H117ZM125 152H124V151ZM153 150V151H152ZM165 150V151H164ZM173 150H174V152H173ZM225 150V151H224ZM238 150V151H237ZM242 150V151H241ZM245 150V151H244ZM21 151V152H20ZM29 151H30V154H28L29 153ZM43 151V152H42ZM66 151V152H65ZM70 151H71V153H70ZM74 153H73V152ZM99 151V152H98ZM113 153H112V152ZM114 151H116L115 153H114ZM137 151V152H136ZM156 151V152H155ZM194 151V152H193ZM197 151V152H196ZM199 151V152H198ZM214 151V152H213ZM218 153H217V152ZM46 152V153H45ZM67 152H68V154H67ZM83 152V153H82ZM105 152V153H104ZM110 152V153H109ZM117 152H118V154H117ZM127 152H129V153H127ZM159 152V153H158ZM209 152V153H208ZM210 152H212V153H210ZM223 152V153H222ZM226 152V153H225ZM237 152V153H236ZM4 153V154H3ZM8 153V154H7ZM26 153V154H25ZM31 153H33V154H31ZM42 153V154H41ZM65 153V154H64ZM70 153V154H69ZM83 155H82V154ZM121 153V154H120ZM125 153H126V155H125ZM139 155H138V154ZM140 153H141V155H140ZM152 153V154H151ZM170 153H172L171 154V156L169 155ZM190 153V154H189ZM215 153V154H214ZM216 153H217V155H216ZM220 153V154H219ZM239 153V154H238ZM241 153H242V155H241ZM248 153V154H247ZM250 153V154H249ZM24 154V155H23ZM28 154V155H27ZM53 154V155H52ZM67 154V155H66ZM71 154H73V155H71ZM79 154H80V156H79ZM103 154V155H102ZM136 154V157L134 156V155ZM183 154V155H182ZM219 154V155H218ZM4 155V156H3ZM5 155H7V156H5ZM17 155V156H16ZM34 155V156H33ZM71 155V156H70ZM98 155V156H97ZM113 155V156H112ZM126 157H125V156ZM129 155V156H128ZM150 157H149V156ZM155 155V156H154ZM156 155H158V156H156ZM161 155V156H160ZM169 155V156H168ZM174 155V156H173ZM179 155V156H178ZM196 156V158H193V157H195ZM200 155H202L201 156V158L200 157H198V156ZM206 155V156H205ZM225 155V156H224ZM229 155V156H228ZM233 155H235L236 157H240L239 155H241L242 157H240V158H236V157H234ZM245 155V156H244ZM249 155H251V156H249ZM12 156V157H11ZM29 156V157H28ZM31 156V157H30ZM50 156V157H49ZM58 156H60V157H58ZM62 156V157H61ZM138 156V157H137ZM154 156V157H153ZM217 156V157H216ZM33 157L35 158V159H33ZM37 157V158H36ZM41 157V158H40ZM52 157H53V159H52ZM67 157H69V158H67ZM79 157V158H78ZM120 157V158H119ZM129 158V160H127L128 158ZM131 157H133V158H131ZM161 158V159H159V158ZM169 157V158H168ZM203 157V158H202ZM222 157H223V159H222ZM258 157V158H257ZM5 158V159H4ZM61 158V159H60ZM75 158V160H73ZM127 158V159H126ZM135 158H137V159H135ZM186 158V159H185ZM198 158V159H197ZM215 158H217L218 160H216ZM221 158V159H220ZM225 158V159H224ZM231 158H232V160H231ZM256 158V159H255ZM9 159V160H8ZM19 159V160H18ZM21 159V160H20ZM29 159V160H28ZM49 159V160H48ZM57 159V160H56ZM59 159V160H58ZM133 159H135V160H133ZM163 159V160H162ZM164 159H166V160H164ZM184 159V160H183ZM198 160V162H197V160ZM202 161H201V160ZM208 159H209V161H208ZM229 159V160H228ZM3 160V161H2ZM35 160V161H34ZM51 160V161H50ZM123 161V163L121 164V162ZM125 160V161H124ZM159 160V161H158ZM191 160V161H190ZM193 160V161H192ZM200 160V161H199ZM212 160H214V162L212 161ZM220 160V161H219ZM235 160V161H234ZM243 160V161H242ZM6 161H8V162H6ZM19 161V162H18ZM39 161V162H38ZM116 161V162H115ZM143 161V162H142ZM161 161H163V162H161ZM205 161V162H204ZM219 161V162H218ZM237 161V162H236ZM239 161V162H238ZM29 162V163H28ZM32 162H33V164H34V166H33V164H32ZM35 162V163H34ZM52 162H53V164H52ZM56 162H57V164H56ZM60 162V163H59ZM74 162V163H73ZM126 162H128V163H126ZM132 162V163H131ZM178 162L179 163H181V164H178ZM186 162V163H185ZM208 162V163H207ZM212 162V163H211ZM224 162V163H223ZM253 162V163H252ZM22 163V164H21ZM147 163V164H146ZM207 163V164H206ZM218 163V164H217ZM222 163V164H221ZM251 163V164H250ZM7 164V165H6ZM30 164H31V166H30ZM47 164V165H46ZM114 164H116L115 165V168L114 167H112V166H114ZM125 164H127V165H125ZM190 164H192V167H190L191 165ZM203 164V165H202ZM204 164H205V166H204ZM228 165V164H230V165H228V166H226V165ZM245 164H247V165H245ZM51 165V166H50ZM64 165V166H63ZM119 165H121V166H119ZM138 165V166H137ZM174 165V166H173ZM177 165V166H176ZM184 165V166H183ZM186 165V166H185ZM209 165V166H208ZM221 165V166H220ZM224 165V166H223ZM238 165V166H237ZM250 165V166H249ZM252 165V166H251ZM44 166H46V167H44ZM48 166H50V167H48ZM52 166H54V168L52 167ZM118 166V168H116ZM126 166V167H125ZM142 166V167H141ZM179 166V167H178ZM202 166V167H201ZM235 166H236V168H235ZM3 167V168H2ZM5 167H6V169H5ZM31 167V168H30ZM41 169H40V168ZM56 167V168H55ZM64 167V168H63ZM120 167V168H119ZM122 167V168H121ZM140 167V168H139ZM145 167V168H144ZM212 167V168H211ZM216 167V168H215ZM252 167V168H251ZM16 168V169H15ZM19 168V169H18ZM27 168V169H26ZM46 168H47V170H46ZM60 168H61V170H60ZM133 168V169H132ZM136 168H137V170H136ZM187 168H189V170L187 169ZM200 168L202 169V171L200 170ZM205 170H204V169ZM233 168V169H232ZM237 170H235V169ZM239 168V169H238ZM244 168V169H243ZM254 168V169H253ZM258 168V169H257ZM3 169V170H2ZM14 169V170H13ZM38 169V170H37ZM45 169V170H44ZM49 169V170H48ZM51 169V170H50ZM64 169V170H63ZM125 169V170H124ZM145 169V170H144ZM163 169V170H162ZM171 169V170H170ZM177 169V170H176ZM183 169V170H182ZM186 169V170H185ZM197 171H196V170ZM207 169V170H206ZM5 170V173L7 174V176L5 177V173L3 172ZM9 170V171H8ZM24 170V171H23ZM26 170V171H25ZM31 170V171H30ZM35 170H37V172L35 171ZM157 170V171H156ZM221 172H220V171ZM229 170H230V172H229ZM232 170V171H231ZM252 170H253V172H252ZM7 171V172H6ZM13 171V172H12ZM23 171V172H22ZM28 171V172H27ZM34 171V172H33ZM39 171H41V172H39ZM43 171V172H42ZM47 171V172H46ZM50 171V172H49ZM61 171V172H60ZM131 171V172H130ZM138 172V173H135V172ZM183 171V172H182ZM211 171V172H210ZM214 171V172H213ZM224 171H226L225 172V174L223 173ZM244 171H246V173L244 172ZM257 171V172H256ZM11 172V173H10ZM132 172H133V174H132ZM151 172V173H150ZM170 172V173H169ZM206 172V173H205ZM233 172V173H232ZM240 172V173H239ZM244 172V173H243ZM18 173H19V177H18ZM65 173V174H64ZM121 173V174H120ZM123 173V174H122ZM129 173V174H128ZM150 175H149V174ZM157 173V174H156ZM169 173V174H168ZM213 173V174H212ZM221 173V174H220ZM228 173V174H227ZM232 173V174H231ZM242 173V174H241ZM248 173V174H247ZM253 173V174H252ZM15 176H14V175ZM22 174V175H21ZM37 174V175H36ZM142 174V175H141ZM153 174V175H152ZM177 174V175H176ZM187 174V175H186ZM192 174V175H191ZM201 174V175H200ZM203 174H205V175H203ZM206 174H207V176H206ZM223 174V175H222ZM233 174H236V175H233ZM251 174V175H250ZM14 177H13V176ZM17 175V176H16ZM35 178V180L33 179V177ZM114 175V176H113ZM117 175H119V176H117ZM131 175V176H130ZM134 175V177H132ZM148 175V176H147ZM162 175V176H161ZM164 175V176H163ZM172 175H175V176H173L172 177ZM181 177H179V176ZM186 175V176H185ZM189 175V176H188ZM203 175V176H202ZM212 175V176H211ZM246 175V176H245ZM22 176V177H21ZM26 176V177H25ZM110 176V177H109ZM118 178H117V177ZM122 178H121V177ZM127 176V177H126ZM151 176V177H150ZM153 176V177H152ZM168 176V178H166ZM222 176V177H221ZM237 176V177H236ZM250 176V177H249ZM25 177V178H24ZM29 177V178H28ZM115 177V178H114ZM123 177H125L124 179H123ZM141 177L143 178V179H141ZM175 177V178H174ZM177 177V178H176ZM201 177V179H199ZM203 177V178H202ZM206 177V178H205ZM209 177V178H208ZM230 177H231V179H230ZM246 177V178H245ZM10 178V179H9ZM15 178V179H14ZM23 178V179H22ZM27 178V179H26ZM161 178V179H160ZM179 178V179H178ZM206 180H205V179ZM223 178V179H222ZM155 179V180H154ZM187 179V180H186ZM192 179V180H191ZM220 179V180H219ZM227 179L229 180L230 179V181H231V184H229V183H227V182H230V181H227ZM239 179V180H238ZM249 179V180H248ZM259 179V180H258ZM5 182V183H3V181ZM32 180V181H31ZM125 180H126V182H125ZM138 180H139V182H138ZM144 180H146V181H144ZM159 180V181H158ZM162 180V181H161ZM165 180V181H164ZM167 180V181H166ZM174 180V181H173ZM185 180V182H183ZM189 180V181H188ZM193 181V180H195L194 182H192V184H191V181ZM198 180V181H197ZM209 180V181H208ZM225 180V181H224ZM47 181V182H46ZM101 181V182H100ZM115 181V182H114ZM119 181V182H118ZM141 181H142V183H141ZM157 181V182H156ZM171 181V182H170ZM181 181V182H180ZM208 181V182H207ZM224 181V182H223ZM237 181V182H236ZM256 181V182H255ZM104 182V183H103ZM108 182V183H107ZM128 182H129V184H128ZM138 182V183H137ZM145 182V183H144ZM161 182V183H160ZM172 182H174V184L172 183ZM178 182V183H177ZM205 182H207V184H204ZM240 182V183H239ZM110 183H111V185H110ZM113 183V184H112ZM118 183V184H117ZM124 183V184H123ZM132 183V184H131ZM140 183V184H139ZM170 183V184H169ZM172 183V184H171ZM203 183V184H202ZM235 183V184H234ZM237 183V184H236ZM243 183V184H242ZM4 184H5V186H4ZM6 184H7V186H6ZM102 186H101V185ZM123 184V185H122ZM142 184H143V186H142ZM168 184V185H167ZM189 184H191V185H193V186H191V185H189ZM209 184H211V185H209ZM240 184V185H239ZM261 184V185H260ZM3 185V186H2ZM106 185V186H105ZM163 186V188H162V186ZM166 185H167V187H166ZM185 185V186H184ZM196 185V186H195ZM203 185V186H202ZM208 185V186H207ZM218 185V186H217ZM223 185V186H222ZM227 185V186H226ZM231 185V186H230ZM238 185V186H237ZM97 186V187H96ZM108 186V187H107ZM122 186V187H121ZM138 186V187H137ZM151 186V187H150ZM173 186V187H172ZM217 186V187H216ZM221 186V187H220ZM243 186V187H242ZM7 187V188H6ZM100 187V188H99ZM115 187V188H114ZM121 187V188H120ZM124 187V188H123ZM127 187V188H126ZM171 189H170V188ZM204 187H206V188H204ZM207 187H209V188H207ZM222 188V189H220V188ZM227 187V188H226ZM233 187V188H232ZM253 187L255 188V189H253ZM262 187V188H261ZM6 188V189H5ZM147 188V189H146ZM152 188V189H151ZM161 188V189H160ZM186 188V189H185ZM203 188V189H202ZM211 188H213V189H211ZM245 188V189H244ZM249 188V189H248ZM8 189V190H7ZM98 189L100 190V191H98ZM102 189H103V191H102ZM107 189V190H106ZM110 189H111V191H110ZM124 189V190H123ZM126 189H128V190H126ZM158 189H159V191H158ZM196 189V190H195ZM198 189V190H197ZM236 191H235V190ZM252 189V190H251ZM261 189V190H260ZM263 189V190H262ZM2 190L4 191V193H5V195H4V193L2 192ZM12 190V191H11ZM134 190V192L132 193V191ZM137 190V191H136ZM152 190V191H151ZM177 190V191H176ZM193 190V191H192ZM239 190H241V191H239ZM248 190H249V192H248ZM6 191H8V192H6ZM92 191V192H91ZM114 191H115V193H114ZM117 191V192H116ZM127 191V192H126ZM156 191H158V192H156ZM168 191H170V192H168ZM181 191V192H180ZM190 191V192H189ZM202 191H204V192H202ZM218 191V192H217ZM238 191H239V193L241 194H239L238 193ZM254 191H255V193H254ZM88 192V193H87ZM103 192V193H102ZM108 192H110V193H108ZM122 192V193H121ZM124 192V193H123ZM145 192H148V193H145ZM152 194H151V193ZM176 192H178V193H176ZM185 192V193H184ZM193 192L195 193V194H193ZM197 192V193H196ZM213 192V193H212ZM220 192V193H219ZM234 192V193H233ZM236 192H237V194H238V196H237V194H236ZM262 192V193H261ZM7 193V194H6ZM91 193V194H90ZM136 193V194H135ZM150 193V194H149ZM156 193V194H155ZM188 193H190V194H188ZM206 193V194H205ZM2 194V195H1ZM113 194V195H112ZM119 194V195H118ZM150 196H149V195ZM155 194V195H154ZM162 194H163V196H162ZM168 194V195H167ZM172 194V195H171ZM200 194V195H199ZM213 194V195H212ZM235 194V195H234ZM73 195V196H72ZM105 195V196H104ZM109 195V196H108ZM111 195H112V197H111ZM123 195H124V197H123ZM127 195V196H126ZM129 195H130V197H131V195H133L131 198L129 197ZM139 195V196H138ZM148 196V197H145V199H146V201H145V199H144V196ZM177 195V196H176ZM178 195H180V196H178ZM185 195V196H184ZM189 195V196H188ZM208 195H210V196H208ZM239 195H240V197H239ZM252 195V196H251ZM255 195V196H254ZM67 196V197H66ZM104 198H103V197ZM108 196V197H107ZM116 196H118V198L116 197ZM140 196H141V199H140ZM155 196H156V198H155ZM185 198H184V197ZM208 196V197H207ZM245 196V197H244ZM176 197V198H175ZM178 197V198H177ZM207 197V198H206ZM210 197V198H209ZM213 197V198H212ZM220 197V198H219ZM237 197V198H236ZM250 199H249V198ZM60 198V199H59ZM64 198V199H63ZM67 198V199H66ZM70 198V199H69ZM111 198V199H110ZM117 198V199H116ZM123 198V199H122ZM129 198V200H127ZM135 199V200H133V199ZM138 198H139V200H138ZM148 198V199H147ZM170 198V199H169ZM174 198V199H173ZM189 198V199H188ZM196 198V199H195ZM204 198H205V200H204ZM215 198V199H214ZM241 199V200H239V199ZM256 198V199H255ZM69 199V200H68ZM112 199H114V200H112ZM116 199V200H115ZM127 201H126V200ZM160 199V200H159ZM194 199V200H193ZM210 199V200H209ZM213 201H212V200ZM219 199V202L217 201ZM251 199H253V200H251ZM258 199V200H257ZM119 200H123L122 202L124 203L125 201L128 203V204H126V203H122L121 201H119ZM141 200H143V201H141ZM153 200V201H152ZM166 200V201H165ZM172 200H174L173 201V205H172ZM176 200V201H175ZM182 200V201H181ZM184 200V201H183ZM192 200V201H191ZM232 200V201H231ZM238 200H239V202H238ZM247 200V201H246ZM250 200V201H249ZM53 201V202H52ZM62 201V202H61ZM112 201V202H111ZM131 201V202H130ZM135 201H136V203H135ZM139 201V202H138ZM145 201V202H144ZM150 201V202H149ZM181 202V203H179V202ZM188 201V202H187ZM207 201V202H206ZM212 201V202H211ZM229 201H231L232 202V204L229 202ZM260 201V202H259ZM57 202V203H56ZM69 202V203H68ZM73 202H75V203H73ZM102 202L104 203V204H102ZM105 202L107 203V205L105 204ZM109 202H110V205L111 204H113V206L111 205V208H110V205H109ZM130 202V203H129ZM151 202H153V203H151ZM171 204H170V203ZM176 202H177V204L178 205H175L174 206V204H176ZM190 202V203H189ZM192 202V203H191ZM201 202H205L204 203V205H203V203H201ZM209 202V203H208ZM214 202V203H213ZM216 202H218L217 204H216ZM229 202V203H228ZM233 202H234V204H233ZM237 204H236V203ZM51 203V204H50ZM52 203H54V204H52ZM115 203V204H114ZM120 203H122V204H120ZM143 203H145V204H143ZM147 203V204H146ZM150 203V204H149ZM157 203V204H156ZM161 205H160V204ZM195 203H197V204H195ZM208 203V204H207ZM212 203V204H211ZM254 203H255V206H253L254 205ZM262 203V204H261ZM65 204H66V206H65ZM135 204H136V206H135ZM141 204H143V205H141ZM154 204V205H153ZM163 204V205H162ZM166 206H165V205ZM206 204H207V206H206ZM214 204V205H213ZM64 205V206H63ZM75 205H77V206H75ZM89 205L90 206H92V207H89ZM114 205H116V206H114ZM118 205V206H117ZM124 205L127 207V208H124ZM130 205V206H129ZM137 205H140V206H137ZM158 205H160V206H158ZM169 205H172V206H169ZM180 205V206H179ZM186 205V206H185ZM201 205H202V207H201ZM217 205V206H216ZM229 205H231V206H229ZM238 207H237V206ZM240 205V206H239ZM247 205V206H246ZM252 205V206H251ZM56 208H55V207ZM58 206V207H57ZM74 206V207H73ZM93 206L94 207H96V209L95 208H93ZM103 207V208H101V207ZM106 206H108L107 208H108V210L106 209ZM121 206V207H120ZM131 206H133L132 207V209H131ZM156 208H155V207ZM168 206H169V208H168ZM203 206H204V208H203ZM227 206V207H226ZM257 206V207H256ZM81 207H82V209H81ZM105 207V208H104ZM112 207H113V209H112ZM135 207H136V209H135ZM139 207V208H138ZM142 207V208H141ZM144 207V208H143ZM149 207H151L152 208V210L151 209H149ZM165 208V210H163L162 208ZM184 207V208H183ZM192 207V208H191ZM194 207H196V208H194ZM201 207V208H200ZM210 207V208H209ZM217 207V208H216ZM241 207V208H240ZM254 207V208H253ZM259 207H260V209H259ZM61 208V209H60ZM75 208H76V210H78V211H76L75 210ZM88 208V209H87ZM114 208H117L116 209V211H115V209ZM119 208V209H118ZM141 208V209H140ZM158 208H159V210H160V208H161V212L158 210ZM174 209V210H170V209ZM189 208V209H188ZM191 208V209H190ZM203 208V209H202ZM205 208H208V209H205ZM215 208V209H214ZM244 208V209H243ZM250 208V209H249ZM53 209V210H52ZM59 209V210H58ZM67 209V210H66ZM97 209H99V211L97 210ZM113 210L114 212H116V218H115V216H113V215H115L114 214V212L112 213V212H110L111 210ZM122 209H124V210H122ZM128 209V210H127ZM140 209V210H139ZM144 209V210H143ZM146 209V210H145ZM150 211H149V210ZM168 209V210H167ZM200 209V210H199ZM226 209V210H225ZM234 209H236V210H234ZM248 209V210H247ZM257 209V210H256ZM52 210V211H51ZM61 210V211H60ZM69 210V211H68ZM81 210V211H80ZM89 210H94V211H98V212H95V214L93 213V212H91V211H89ZM139 210L140 212V214L137 212V211ZM153 210H155V211H153ZM170 210V211H169ZM180 210V211H179ZM195 210H197V212H199V213H196L195 214ZM202 210H203V212L205 213H203L202 212ZM204 210H206V211H204ZM260 210V211H259ZM261 210H263V212L261 211ZM104 211V212H103ZM108 211V212H107ZM123 211H124V213H123ZM127 211V212H126ZM133 211H135V212H133ZM142 211H145V212H142ZM148 212V214H147V212ZM155 212V213H153V212ZM165 211V213H163ZM167 211V212H166ZM190 211V212H189ZM192 211V212H191ZM194 211V212H193ZM207 211H209L210 212V214H209V212H207ZM212 211V212H211ZM240 211H242V212H240ZM254 211V212H253ZM257 211H258V213L259 212H261V213H259V220L257 219L258 217H257V215H258V213H257ZM55 212V213H54ZM71 212V213H70ZM83 212V213H82ZM100 212V213H99ZM120 212H121V214H123V215H121L120 214ZM133 212V213H132ZM138 213V215L137 216H135V214H137ZM142 212V213H141ZM156 212H159V213H156ZM186 212V213H185ZM202 212V213H201ZM213 212V213H214ZM234 212V213H233ZM248 212H250V213H248ZM256 212V213H255ZM51 213H52V215H51ZM60 213V214H59ZM106 213H109V216H111L112 214V216L111 217H113L112 219H117L118 218V220H120L121 221V223L117 220V221H113V222H111V219H107V218H103V217H105L104 215L106 214ZM112 213V214H111ZM134 215H132V214ZM145 213V214H144ZM150 213H153V216H152V214H150ZM167 213V214H166ZM170 213V214H169ZM171 213H172V216H173V218H174V220L172 219V217H171ZM174 213H176V214H174ZM189 213H193V214H189ZM208 213V214H207ZM238 213V214H237ZM243 213V214H242ZM248 213V214H247ZM72 216H71V215ZM85 214L86 215H88V216H85ZM89 214H91V215H89ZM100 214V215H99ZM101 214H103L102 216H101ZM111 214V215H110ZM120 214V215H119ZM127 214V215H126ZM131 215V217H130V215ZM146 214H147V216H146ZM158 214H160L159 216H158ZM162 214H163V216H162ZM187 214V215H186ZM194 214H195V216H194ZM50 215V216H49ZM67 215H68V217H67ZM78 215V216H77ZM82 215V216H81ZM84 215V216H83ZM96 215V217H94ZM108 215V214H107ZM106 215V216H107ZM117 215H119L118 217H117ZM125 215V216H124ZM140 215H143L142 217L140 216ZM166 215H169L168 217L166 216ZM175 215V216H174ZM183 215H185V216H183ZM199 215V216H198ZM202 215H203V217H202ZM237 215V216H236ZM239 215V216H238ZM244 215V216H243ZM248 215V216H247ZM252 215V216H251ZM262 215V216H261ZM60 218H59V217ZM64 216H66V217H64ZM94 218H93V217ZM122 216V217H121ZM146 216V217H145ZM180 216H182L181 218V222H180V220H179V218H180ZM193 216V217H192ZM207 216V217H206ZM211 216H213V217H211ZM230 216V217H229ZM251 216V217H250ZM254 216V217H253ZM260 216H261V218H260ZM43 217H45V218H43ZM50 217H52V218H50ZM62 217V218H61ZM71 219H70V218ZM77 217H79V218H77ZM82 217V218H81ZM85 217H86V219H85ZM93 218L94 219V221H92L93 219H91V218ZM99 217V218H98ZM108 217V216H107ZM126 217V218H125ZM128 217V218H127ZM138 219V221L136 220V218ZM143 217H145L144 219H143ZM151 217H153L152 219H151ZM158 217H159V219H158ZM166 219V221H165V219ZM179 217V218H178ZM195 217V218H194ZM201 217H202V219H201ZM205 217V218H204ZM246 217L248 218V217H250V219L248 218V220L246 219ZM262 217H263V220H262ZM41 218V219H40ZM47 218V219H46ZM59 218V219H58ZM63 218H66L67 219V221L69 220V222H67V221H65L66 219H63ZM74 218V219H73ZM84 218V219H83ZM88 218H90L89 220H90V222H89V224L91 225H89L88 224ZM101 218H103V219H101ZM121 218V219H120ZM125 218V221L123 220ZM135 218V219H134ZM139 218H140V220H139ZM142 218V219H141ZM184 218V219H183ZM200 218V219H199ZM209 218H212V220L211 219H209ZM246 220H245V219ZM257 219L258 221H262L261 223H259L260 225H254V224H258V223H255L256 222V220H253V219ZM73 219V220H72ZM79 219V220H78ZM99 219V220H98ZM126 219H128V221H126ZM133 219V221L131 222V220ZM147 221H146V220ZM151 219V220H150ZM156 219V220H155ZM163 219V220H162ZM186 219V220H185ZM192 219H194V220H192ZM207 219V220H206ZM208 219H209V221H208ZM252 219V221H250ZM51 220V221H50ZM61 220V222H59ZM95 220H96V224H95ZM107 222V224H109V222L110 223H114V225L116 224L117 225V227L118 228H122V229H118V230H120V231H116V229H117V227H116V229H113L114 231H116V232H114L113 231V233L112 234H115V233H117V232H119V233H121V231H122V235H120V234H115L116 236H113L112 234H107V231H110V228H111V231H112V228L114 227L112 224H109V227H106V226H108V225H106V223H105V221ZM109 222H108V221ZM130 220V221H129ZM143 220V221H142ZM145 220V221H144ZM154 220V221H153ZM160 220V221H159ZM177 220V221H176ZM191 220V221H190ZM231 220V221H230ZM234 220V221H233ZM32 221V222H31ZM41 221V222H40ZM45 221V222H44ZM66 223H65V222ZM71 221H72V223H71ZM75 221H77V222H75ZM91 221H92V223H91ZM103 221H104V224H103ZM137 221V222H136ZM140 221V222H139ZM152 221V223L150 224V222ZM162 223L161 225H159L160 223ZM163 221V222H162ZM199 221V222H198ZM202 221V222H201ZM206 221H208V222H206ZM241 221V222H240ZM245 221V222H244ZM31 224H30V223ZM49 222V223H48ZM56 222H58V223H56ZM79 222V223H78ZM84 222V223H83ZM117 222V223H116ZM126 222V224H130V226L131 225H133L132 227H131V229L130 228H127V226L128 225H126V224H124ZM138 223V226H137V224H134V223ZM144 223V224H142V223ZM159 224H158V223ZM174 224H173V223ZM175 222H177V223H179L178 225H177V223H175ZM184 222V223H183ZM185 222H186V224H185ZM198 222V223H197ZM205 222V225L204 224H202V223H204ZM248 222H250V223H248ZM254 222V223H253ZM28 223H29V225H28ZM48 223V224H47ZM62 223V224H61ZM131 223H133V224H131ZM207 223L208 224H210V225H207ZM227 223V222H226ZM251 223H252V225H251ZM38 224V225H37ZM46 225L47 224V226H43V225ZM59 224V225H58ZM79 224V225H78ZM82 224H83V228H82ZM103 224V227H106V228H102V225ZM121 224V225H120ZM123 224V225H122ZM140 224H142L141 226L143 227V228H141V226H140ZM156 224H157V227H156ZM164 224V225H163ZM188 224V225H187ZM190 224V225H189ZM192 224V225H191ZM194 224V225H193ZM197 224V225H196ZM229 224H230V226H229ZM241 224V225H240ZM243 224V225H242ZM24 225V226H23ZM55 227H54V226ZM61 225V226H60ZM63 225V226H62ZM85 225V226H84ZM88 225H89V227L91 228H89L88 227ZM93 225H97L96 227L95 226H93ZM113 227H112V226ZM121 227H120V226ZM125 225V227L127 228L126 230H124V228H123V226ZM136 225V226H135ZM150 225V226H149ZM155 225V226H154ZM173 225V226H172ZM246 227H245V226ZM23 226V227H22ZM29 226V227H28ZM52 226V227H51ZM60 226V227H59ZM75 226V227H74ZM77 226V227H76ZM81 228H80V227ZM111 226V227H110ZM140 226V227H139ZM145 226H148V227H145ZM181 226V227H180ZM182 226H184V228L186 229V231H188V232H186V231H184L185 229L182 227ZM191 226V227H190ZM196 226V227H195ZM205 226V227H204ZM239 226V227H238ZM243 226V227H242ZM248 226H250L249 228L251 229V230H249V228H248ZM255 226V227H254ZM25 227V228H24ZM31 227V228H30ZM40 227H41V229H40ZM42 227H44V228H42ZM45 227H46V229H45ZM64 227V228H63ZM66 227V228H65ZM149 227H151L150 229H149ZM154 229H153V228ZM160 227V228H159ZM178 227V228H177ZM194 227H195V229H194ZM200 228V227H202L203 229L202 230H200V229H198V228ZM241 227V228H240ZM261 227V228H260ZM18 228V229H17ZM23 228V229H22ZM30 228V229H29ZM49 228H51V229H49ZM77 228V229H76ZM87 228V229H86ZM97 228V229H96ZM100 228H102V229H100ZM133 228V229H132ZM134 228H136V231L134 230ZM139 228H140V230H139ZM169 228V229H168ZM181 228H183V229H181ZM240 229V231H239V229ZM246 228H248V231H247V229ZM17 231H16V230ZM33 229V230H32ZM43 229H44V231H43ZM49 231H48V230ZM52 229H54V230H52ZM92 229H94V230H92ZM103 229H105L106 230V234L108 235V237H104L106 234H104V231H103ZM107 229H109V230H107ZM148 229H149V231H148ZM160 229V230H159ZM165 229V230H164ZM179 229V230H178ZM205 229V230H204ZM243 229H246L245 231L243 230ZM255 229V231H253ZM56 230V231H55ZM59 230V231H58ZM71 230V231H70ZM79 231V234H78V231ZM96 230V231H95ZM97 230H99V231H97ZM102 230V232H103V237L101 238V236L102 235H100L101 233H98V232H100ZM132 230H134V231H132ZM146 230V231H145ZM157 230V231H156ZM166 230H168V231H166ZM170 230V231H169ZM171 230H173V232H171ZM200 231V232H198V231ZM260 230V231H259ZM39 231V232H38ZM45 231H47V232H45ZM57 231H58V233H57ZM76 231H77V233H76ZM81 231V232H80ZM84 231V232H83ZM85 231H89L88 233H86ZM110 231V232H111ZM146 233H145V232ZM159 231V232H158ZM164 231V232H163ZM192 231V232H191ZM210 231V232H209ZM240 233H242L241 235H239L238 236V234H240ZM243 231H244V233H243ZM16 234H15V233ZM21 232V233H20ZM36 232H37V234L38 235H36ZM42 232V234H41V238H42V240H41V238H40V233ZM53 232V233H52ZM68 231H66L64 234H66ZM72 232V233H71ZM93 234L94 232H96V233H94L93 235L91 234V233ZM128 232H129V234H128ZM133 232V233H132ZM135 232V233H134ZM154 232V233H153ZM160 232H161V235H160ZM176 232V233H175ZM178 232V233H177ZM179 232H181V233H179ZM190 232V233H189ZM195 234H197V235H195ZM202 232H204V233H202ZM225 232V231H224ZM248 232V233H247ZM252 232V233H251ZM14 233V234H13ZM85 233V234H84ZM123 233H124V235H123ZM140 233V234H139ZM183 233V234H182ZM185 233L188 235H186L185 236ZM192 233V234H191ZM238 233V234H237ZM10 234H12V236L11 237H9L10 236ZM26 234H28L27 235V238H26ZM29 234L31 235V236H29ZM32 234H33V238H32ZM57 235V237H55L56 235ZM61 234H60V236H61ZM63 234V235H64ZM75 234V235H74ZM82 234H84L83 236H82ZM87 234H91L90 236L89 235H87ZM142 234V235H141ZM150 234V235H149ZM167 234V235H166ZM171 234V235H170ZM190 234V235H189ZM198 234H200L199 236H198ZM201 234H204L203 235V237H205L204 239H203V237H202V235ZM236 234H237V236L239 237V239L237 238V236H236ZM249 234V235H248ZM260 234V235H259ZM263 234V235H262ZM17 235V236H16ZM25 235V236H24ZM35 235H36V237H35ZM47 235V236H46ZM82 237H80V236ZM113 237H112V236ZM120 235V236H119ZM131 235V236H130ZM155 235L158 237H155ZM160 235V236H159ZM166 235V236H165ZM206 235V236H205ZM252 235V236H251ZM14 236V237H13ZM53 236V237H52ZM78 236H79V239H78ZM86 236V237H85ZM87 236L88 237H91L92 238V236H93V238L92 239H94V242H93V240L91 239V238H88V240H87ZM98 236H100L99 238H101L104 242H105V246H107V245H109V246H107L106 247V250H105V247H103V241L101 242V243H99L100 241H101V239L100 240H98L99 238H98ZM110 236V237H109ZM117 236H119V238L117 239ZM130 236V238H128ZM143 236V237H142ZM144 236H146V237H144ZM164 236H165V238H164ZM167 236H170V237H174L175 239H176V241L177 242H172L173 244H174V247H175V252L173 251V249H172V247L171 248H169L170 246H173V244L172 245H170L169 244V237H167ZM190 236V237H189ZM191 236H194L195 237V239H194V237H191ZM198 236V237H197ZM212 236V233H210L209 234V237H211ZM256 236L258 237V238H256ZM3 237H5V238H3ZM13 237V238H12ZM30 239H29V238ZM35 237V238H34ZM45 237H49L50 239H47V238H45ZM55 238L54 240L52 239V238ZM77 237V238H76ZM95 237V238H94ZM126 237V238H125ZM159 237H160V239H159ZM172 237V238H173ZM181 237L183 238V239H181ZM245 237V238H244ZM260 237V238H259ZM15 238V239H14ZM23 238V239H22ZM32 238V239H31ZM38 238V239H37ZM72 238V239H71ZM97 238V239H96ZM104 238H107L108 240H111V238H115L116 240H118L117 242H114L113 240H115V239H113V240H111V242H112V244H110L111 242H109L107 239H105L104 240ZM121 238V239H120ZM132 238V239H131ZM141 240V241H139V239ZM153 239V241H155V240H157V242L155 241V243L154 242H149V241H152V239ZM171 238V239H172ZM180 238V239H179ZM185 238H187V239H185ZM199 238V239H198ZM241 238V239H240ZM247 238V242H246V240H244V239H246ZM249 238H250V240H249ZM253 238V239H252ZM255 238V239H254ZM12 239V240H11ZM26 239H27V241H26ZM36 239H37V241H36ZM40 239V240H39ZM44 239V240H43ZM53 241H52V240ZM84 239V240H83ZM127 239L129 240V241H127ZM158 239L160 240L159 242H158ZM186 241H185V240ZM189 239V240H188ZM200 239H202V240H200ZM257 239V240H256ZM260 239V240H259ZM263 239V240H262ZM4 240V241H3ZM18 240V241H17ZM33 240V241H32ZM35 240V241H34ZM95 240H97V241H95ZM115 240V241H116ZM167 240V241H166ZM194 240V241H193ZM197 240H200V241H202V242H199L198 241V243H199V245H198V243L196 242ZM241 240V241H240ZM251 240H252V243H251ZM15 241V242H14ZM32 241V242H31ZM40 241H41V243H40ZM85 241H87V242H85ZM88 241H90V242H88ZM106 241H107V243H106ZM127 241V242H126ZM181 241V242H180ZM185 241V242H184ZM253 241H254V243H253ZM258 241V244L256 243ZM262 241V242H261ZM8 242V243H7ZM14 242V243H13ZM26 242V243H25ZM81 244H80V243ZM93 242V243H92ZM98 242V243H97ZM130 242V243H129ZM143 242V243H142ZM147 242H149V244L147 243ZM164 242V243H163ZM168 242V243H167ZM180 242V243H179ZM189 242V243H188ZM196 243L195 245H197V248H195V245H194V247H192L193 246V244H191V243ZM249 244V245H246V247L244 246V244ZM260 242V243H259ZM4 243V244H3ZM11 243H12V246H13V250L11 249L12 247H11ZM33 243V244H32ZM75 243V245H73ZM78 243L80 244V245H78ZM84 243V244H83ZM116 243H117V245H116ZM121 243H122V245H121ZM125 243V244H124ZM140 243V244H139ZM147 243V244H146ZM153 243V244H152ZM166 243V244H165ZM171 243V242H170ZM179 243V244H178ZM225 243V244H224ZM237 243V244H236ZM255 243L257 244L256 246H255ZM2 244L4 245V246H2ZM10 244V245H9ZM28 246H27V245ZM31 244V245H30ZM42 245V246H39V245ZM107 244V245H106ZM123 244H124V246H123ZM127 244H129L128 246H127ZM133 244V245H132ZM139 244V245H138ZM156 244V245H155ZM177 244V245H176ZM186 244L187 245H189V246H186ZM201 244V245H200ZM252 244V245H251ZM261 244V245H260ZM263 244V245H262ZM85 245V247H83ZM90 247H89V246ZM92 245V246H91ZM99 245H100V247H99ZM113 245V246H112ZM135 245V246H134ZM137 245V246H136ZM154 245V246H153ZM159 247H161L160 248V251L158 252V253H161V251L163 250V248L164 249H166L165 247H163V245L165 246H167V248H169V249H167V250H169L168 251V253H163V255H162V253L159 255L158 253H157V249H159V248H157L158 246ZM180 247H179V246ZM182 245H184V246H182ZM234 245V246H233ZM259 245V246H258ZM10 246V247H9ZM27 246V247H26ZM68 246V245H67ZM88 246V247H87ZM143 246V247H142ZM146 246V247H145ZM147 246H149V248H150V251H149V248L147 247ZM150 246H153V247H150ZM157 246V247H156ZM178 246V247H177ZM182 246V247H181ZM191 246V247H190ZM200 246V248H199V250H198V247ZM233 246V247H232ZM237 246V247H236ZM239 246V247H238ZM258 246V247H257ZM8 247V248H7ZM20 247V248H19ZM80 247V248H79ZM82 247V248H81ZM112 249H111V248ZM114 247V248H113ZM123 247V248H122ZM128 247V248H127ZM135 247V248H134ZM141 247H142V249H141ZM154 247H155V249H154ZM177 247V248H176ZM190 247V248H189ZM245 247V248H244ZM262 247V248H261ZM16 248V249H15ZM18 248V249H17ZM100 250V248H102L100 251L98 250V249ZM110 248V249H109ZM117 248V249H116ZM119 248H121V249H119ZM133 248V249H132ZM147 248V249H146ZM185 248H187V249H185ZM195 250H193V249ZM242 248V249H241ZM247 248H249V250L247 249ZM5 249L6 250H8V251H10V252H8V251H5ZM29 249H32V250H30V252H29ZM43 249V250H42ZM85 249V250H84ZM89 249H90V252H89ZM116 251L115 253H114V250ZM125 249H127V250H125ZM143 249H145L144 250V254L140 251V250H143ZM170 249H172L171 251H170ZM181 249V250H180ZM185 249V250H184ZM188 249H191L190 250V252L192 253H190L189 252V250ZM197 249V250H196ZM235 249V250H234ZM237 249V250H236ZM241 249V251H239ZM259 249V250H258ZM262 251H261V250ZM16 250V251H15ZM20 250V251H19ZM26 252H25V251ZM76 249H74V250H72V251H75ZM86 250H87V252H86ZM94 250V251H93ZM97 250V251H96ZM105 252H104V251ZM110 250V251H109ZM121 251L122 250V254L120 255V253H119V251ZM125 252H124V251ZM138 250V251H137ZM156 251V253H154L155 251ZM233 250V251H232ZM255 250V251H254ZM13 251V252H12ZM36 251V252H35ZM41 251V252H40ZM71 251V252H72ZM99 251V252H98ZM127 251V252H126ZM134 251H136V252H134ZM146 251V252H145ZM149 251V252H148ZM164 251V250H163ZM182 252V251H184V252H182L181 253V255H179L180 253H178V252ZM186 251L189 253H186ZM193 251H194V253H193ZM196 251H198V252H196ZM233 253H232V252ZM258 251V252H257ZM5 252V253H4ZM8 252V253H7ZM16 252H18V253H16ZM81 252V253H80ZM84 252V253H83ZM98 252V253H97ZM101 252V253H100ZM107 252V253H106ZM138 252V253H137ZM153 252V253H152ZM164 252H166V251H164ZM177 252V253H176ZM257 252V253H256ZM14 253V254H13ZM39 253V254H38ZM67 253H68V251H67ZM83 253V254H82ZM90 253V254H89ZM92 253V254H91ZM108 253L110 254L108 257L106 256V254L108 255ZM129 253V254H128ZM133 253V254H132ZM147 255H146V254ZM174 253V254H173ZM231 253V254H230ZM235 253V254H234ZM250 253V254H249ZM254 253V254H253ZM256 253V254H255ZM11 254V255H10ZM19 254V255H18ZM43 256H42V255ZM63 253H61V254H58L57 256H61ZM70 254V253H69ZM72 254V253H71ZM116 255L115 256V258L116 259H118V260H114V258L112 257L113 255ZM119 254V255H118ZM132 254V255H131ZM152 254H154V255H152ZM156 254H158V255H156ZM165 254V255H164ZM168 254V255H167ZM170 254H172V255H170ZM176 254H178V256L176 255ZM195 254V255H194ZM234 254V255H233ZM245 254V255H244ZM11 256L10 257V259L12 260V261H10V259L8 258L9 256ZM12 255L14 256L15 255V257H13L12 258ZM79 255H81V256H79ZM84 255V256H83ZM92 257H91V256ZM103 255V256H102ZM118 255V256H117ZM144 255V256H143ZM167 255V256H166ZM170 255V256H169ZM176 255V256H175ZM186 255V258L184 257ZM187 255H189V256H187ZM231 255H233V256H231ZM8 256V257H7ZM39 256V257H38ZM63 256H65V258L63 259V260H65V262H67V263H69L68 261H67V259L70 257V255L68 256V254L67 255H62L60 258H62ZM67 256V257H66ZM96 256V257H95ZM99 256H101L102 258H103V260L104 261H102V258L101 257H99ZM106 256V257H105ZM119 256H121V257H119ZM129 256H130V258H129ZM157 258L158 257V260L155 258V257ZM172 256H173V258H172ZM196 257L197 259H196V261L194 262L193 260H195V258L192 260L191 259V257ZM235 256H237L236 258H235ZM253 256H257V257H254L253 258ZM137 257V258H136ZM139 257V258H138ZM144 257V258H143ZM152 257V258H151ZM159 257H162V258H160V260H159ZM164 257H166V258H164ZM188 257H190V259H191V263H189L190 262V259L188 258ZM192 257V258H193ZM252 257V258H251ZM6 260H4V259ZM9 260V261H7V259ZM32 258V257H31ZM41 258V259H40ZM93 258V259H92ZM108 260H107V259ZM129 258V260H127V259ZM133 258V259H132ZM142 258V259H141ZM154 258V260H151V259H153ZM169 259V261H168V259ZM175 258H177L176 260H175ZM246 258V259H245ZM37 259V260H36ZM41 261H40V260ZM57 259H58V262H57ZM57 259L55 258V260H54V262H53V264H55V261H56V263L58 264L61 260L57 257ZM99 259H101V260H99ZM111 259V260H110ZM113 259V260H112ZM123 259H124V261H123ZM142 261H140V260ZM144 259V260H143ZM147 259H148V261H147ZM166 259V261H163V260H165ZM185 259V260H184ZM241 259V260H240ZM255 259L253 260V261H255ZM79 260H81V261H79ZM91 260H92V263H91ZM96 262H95V261ZM98 260V261H97ZM128 262H127V261ZM136 260V261H135ZM137 260L139 261V262H137ZM147 261V263H146V261ZM173 260V261H172ZM178 260V261H177ZM3 261H5V262H3ZM78 261H79V263H78ZM113 261V262H112ZM119 261V262H118ZM126 261V262H125ZM152 263H151V262ZM183 261H184V263H183ZM188 261V262H187ZM240 261V262H239ZM251 261V262H250ZM62 262V261H61ZM94 262V263H93ZM115 262H117V263H115ZM130 262V263H129ZM157 262V263H156ZM168 262V263H167ZM172 262V263H171ZM175 262V263H174ZM178 262V263H177ZM187 262V263H186ZM245 262V263H244ZM62 263H64V262H62ZM61 263V264H62ZM65 264V263H64ZM73 264V263H72ZM252 264H253V262H252Z\"/></svg>", "mask_w": 264, "mask_h": 264}, {"label": "bare ground", "instance_id": "bare-ground-1", "mask_svg": "<svg viewBox=\"0 0 264 264\" xmlns=\"http://www.w3.org/2000/svg\"><path fill=\"white\" fill-rule=\"evenodd\" d=\"M21 1H22V0H21ZM52 1H53V0H52ZM59 1H60V2H59ZM59 1H58V2H55L56 5H55L54 3L52 4L51 2L48 3L49 5H51V7L47 5L48 7L51 8V11L49 10V12H48V10H47V12H48L47 16L44 17V19H42V21L44 20V22H41V23L39 24V29L41 30V28H42V31H43V29L46 28V27H47L46 30H48L49 28H50V29H49L48 31H46V30L44 29L45 32L43 31V32L41 33V31L39 32L38 29H37V27H36V30H35V32H34L33 34H30L31 32H30V33L28 32V35L25 36L26 43H27L28 46H29V44L32 45V43H33L32 41H35L34 44H38V47L40 46V48H41L42 51L44 52V53L42 52L43 55L46 54V56H49V55H47V54H49V52H50V53L53 52V56L50 55V57H53V58H54V51H52V50H53V47H51V48H52V49H51L49 46H47V47L50 48V50H49V52L45 53V50L47 49V47H46L45 44H48V43L52 40V38H50V37L53 36V38H54V36H55V37L57 38V36H56V35H57V32L59 31V33H60V30H58V29H65V28H67V26H69V28H71V27H70V25H71L70 23L73 22V21H71L70 16L72 15V13L74 14L76 10H80L81 12L85 11V12H84L85 19L88 18V17L86 18V15H85L86 12H87V13H90V12H91V13L95 16L94 19L97 18V16H98L97 14H99V15L101 14V16H102V15L104 16V15H106V14H107V15L109 14L107 17H108L110 20H109V21H106V22H107V24H111V25L113 24V25H114L113 28H115L116 26L118 27V26L121 25V24H120L121 19H120V21H118L117 18L122 17V19H123V16H121V15H124V14H120V16L118 17V15H119L118 11L121 10V8L124 6V4H125V2H126V0H59ZM169 1L171 2V0H169ZM191 1H192V0H191ZM201 1H202V0H201ZM208 1H209V0H208ZM234 1H235V0H234ZM237 1H238V0H237ZM243 1H244V0H243ZM262 1H263V0H262ZM0 2H1V1H0ZM166 2H167V1H166ZM180 2L183 3V0H182V1H180V0H179V1L176 0V1L171 2L172 4H170V5H174V7L171 6L172 9H173L174 11H171V20H172V22H171L170 24L166 25L163 29H160V30H148V31L145 30V31H146L145 33H146V34L143 32L144 35H147V33L149 32V35H148V36L151 37V38H150V39H152L151 42H153V45H151L152 43H150V42H149V44L147 43L148 45H151V49H150V51L152 50L153 53H154V54H153V53H150V52H149V54H153V55L151 56V58H153V56H157V54H158V56H159V55H160L159 53L163 52V50H164V47H165L164 45L167 44L166 41H167L169 38H168V39L166 38V39H167V40H166V39H165V36H164V33L162 34V32H163L164 30H165V31H173L172 29H174V28L177 27V25H178L177 20H178V19L175 18V17H177V16L172 15V14H177V15L180 14L179 12L182 11V10H181L182 6L180 5V4H181ZM185 2H186V0H185ZM187 2H188L187 4H189V5L186 4L187 7H184V6H185V4H184V5H183L184 9H186V8L188 9V6H190L191 9H192V5H194V3L191 5V3H189V2H190L189 0H188ZM194 2H195V1H194ZM218 2H219V1H218ZM225 2H226V1H224V3H225ZM244 2H245V1H244ZM244 2H243V3H244ZM260 2H261V1H260ZM50 3H51V4H50ZM179 3H180V4H179ZM197 3H200V2L198 1ZM216 3H217V2H216ZM219 3H221V1H220ZM238 3H239V2H238ZM258 3H259V2H258ZM261 3H262V2H261ZM98 4H99V5H98ZM167 4H168V3H167ZM195 4H196V3H195ZM205 4H206V3H205ZM214 4H215V3H214ZM214 4H213V5H214ZM225 4H226V3H225ZM233 4H234V3H233ZM246 4H247V3H246ZM259 4H260V3H259ZM0 5H1V3H0ZM52 5H53L54 7H52ZM207 5H208V4H207ZM209 5H210V4H209ZM215 5H216V4H215ZM250 5H251V4H250ZM256 5H258V4H256ZM256 5H255V6H256ZM13 6H14V5H13ZM28 6H29V5H28ZM47 6H46V7H47ZM166 6H168V5H166ZM223 6H224V5H223ZM223 6H222V7H223ZM235 6H236V4H235ZM244 6H245V4H244ZM253 6H254V5H253ZM253 6H252V7H253ZM255 6H254V8L257 9L258 7L256 6V7H257V8H256ZM37 7H38V6H36V10L38 9ZM44 7H45V6L43 5V7H41V8H44ZM169 7H170V6H169ZM198 7H199V4H198ZM203 7H204V6H203ZM207 7H208V6H207ZM211 7H212V6H211ZM225 7H226V6H225ZM225 7H224V8H225ZM236 7H237V6H236ZM259 7H260V5H259ZM39 8H40V7H39ZM41 8L38 9V12H37V11H36V12L39 13V14L41 13V15H43V14H42L43 12H41ZM261 8H262V7H261ZM261 8H260V11H261ZM30 9H31V8H30ZM47 9H49V8H47ZM169 9H170V8H169ZM184 9H183L182 13H183L184 15H186V14H187V13H186L187 11H185ZM191 9L189 8V10H191ZM210 9H211V8H210ZM231 9H232V8L230 7V10H231ZM233 9H234V8H233ZM246 9H247V8H246ZM39 10H40V12H39ZM42 10H43V9H42ZM45 10H46V9H45ZM194 10H195V9H194ZM198 10H199V9H198ZM198 10H197V11H198ZM221 10H222V9H221ZM224 10H225V9H224ZM235 10H236V9H235ZM258 10H259V9H258ZM17 11H18V10H17ZM169 11H170V10H169ZM177 11H179V12H177ZM191 11H192V10H191ZM195 11H196V10H195ZM241 11H242V10H241ZM241 11H240V12H241ZM254 11H256V10H253V12H254ZM50 12H51V13H50ZM77 12H78V13H77ZM81 12L76 11L77 15H78L79 13H81ZM102 12H103V13H102ZM105 12H106V13H105ZM167 12H168V11H167ZM173 12H175V13H173ZM184 12H185L186 14H185ZM189 12H190V11H189ZM210 12H211V11H210ZM221 12H222V11H221ZM224 12H225V11H224ZM237 12H238V11H237ZM250 12H252V9H251ZM253 12H252V13H253ZM257 12H258V11H257ZM257 12H256V13H257ZM34 13H35V12H34ZM76 13H75V14H76ZM213 13H214V12H213ZM216 13H217V11H216ZM222 13H223V12H222ZM227 13H228V12H227ZM227 13H225V14L227 15ZM256 13H255V14H256ZM39 14H38V15H39ZM81 14H83V13H81ZM129 14H130V13H129ZM183 14H182V15H183ZM206 14H207V13H206ZM209 14H210V13H209ZM217 14H218V13H217ZM223 14H224V13H223ZM230 14H231V12H230ZM236 14H237V13H236ZM236 14H235V15H236ZM243 14H244V13H243ZM246 14H247V13H246ZM255 14H254V15H255ZM36 15H37V14H36ZM77 15H76V16L73 15L74 18H73L72 20L75 21V17H77ZM87 15H90V14H87ZM131 15H132V17H133V14H132V13H131ZM131 15H128V16H131ZM195 15H196V14H195ZM226 15H225V16H226ZM247 15H248V14H247ZM249 15H250V13H249ZM254 15L252 14V17H253ZM258 15H260V14H258ZM61 16H62V17L65 16V17L62 18ZM80 16H81V15H80ZM101 16H99L100 18H99V17H98V18L100 19V22L102 23V21H101V20H102ZM124 16H127V15H124ZM128 16H127V17H128ZM179 16H180V15H179ZM179 16H178V17H179ZM193 16H194V15H193ZM197 16H198V15H197ZM221 16H222V15H221ZM223 16H224V15H223ZM225 16H224V17H225ZM233 16H234V14H233ZM238 16H239V15H238ZM250 16H251V15H250ZM33 17H34V15H33ZM71 17H72V16H71ZM78 17H79V15H78ZM82 17H83V15H82ZM82 17H80V19H81ZM184 17L186 18V16H184ZM184 17H182V18H184ZM212 17H213V16H212ZM214 17H215V16H214ZM216 17H217V16H216ZM224 17H223V18H224ZM226 17H227V16H226ZM236 17H237V16H236ZM244 17H245V16H244ZM246 17H247V16H246ZM263 17H264V16H263ZM91 18H93V17H90V19H91ZM104 18H105V16H104ZM108 18H107V19H108ZM128 18H130V17H128ZM128 18L125 17L124 20H125V19H128ZM134 18H135V17H133L132 19H130L131 22H130V21L128 22V20H126V21L122 20V21H124V23H125V22H128V23H131V24L134 25V23H132V22H133L132 20H133ZM187 18H188V17H187ZM203 18H204V17H203ZM206 18H207V17H206ZM217 18H218V17H217ZM219 18H221V17H219ZM223 18H222V19H223ZM231 18H232V17H231ZM231 18H230V19H231ZM247 18H248V17H247ZM257 18H258V16H257ZM24 19H25V18H24ZM76 19H77V18H76ZM80 19H79V20H80ZM82 19H83V18H82ZM85 19H84L83 21H85ZM210 19H211V18H210ZM237 19H238V18H237ZM237 19L235 18V20H237ZM239 19L241 20V18H239ZM242 19H243V16H242ZM251 19H252V18H251ZM57 20L60 21L59 24L56 23ZM79 20H78V21H79ZM88 20H89V18H88ZM105 20H106V19H105ZM105 20H104V24H105ZM134 20H136V19H134ZM184 20H185V19H184ZM184 20H183V21H184ZM186 20H187V19H186ZM213 20H215V18H214ZM235 20H233L234 23H235ZM246 20H247V19H246ZM255 20H256V19H255ZM18 21H19V20H18ZM38 21H40V19H39ZM80 21H82V20H80ZM92 21H94V20H92ZM92 21L90 20V22H91V26H92L91 28L95 27V26H93V24L96 25L95 22L92 23ZM95 21H97V19H95ZM110 21H112V22L110 23ZM116 21H118L119 24L116 23V26H115L114 23H115ZM180 21H182V19H181ZM221 21H222V20H220L219 22H221ZM229 21H230V20H229ZM244 21H245V19H244ZM261 21H262V20H261ZM75 22L79 24L78 26H80V23H81V22H77V21H75ZM87 22H88V21H85L84 23L87 24ZM90 22H89V24H90ZM100 22H99V23H100ZM108 22H109V23H108ZM134 22L136 23V21H134ZM224 22H226V21H224ZM241 22L243 23V20H242ZM246 22H248V20L245 21L244 23L246 24ZM249 22H250V21H249ZM249 22H248V23H249ZM19 23H23V25L21 24L22 26H25L24 24H26V22H21V21H20ZM32 23H33V22H32ZM76 23H75L74 25H76ZM96 23H97V22H96ZM121 23H122V22H121ZM138 23H139V22H138ZM221 23H222V22H221ZM236 23H237V22H236ZM236 23H235V24H236ZM250 23H252V22H250ZM255 23H256V22H255ZM255 23H254V24H255ZM263 23H264V22H263ZM34 24H35V22H34ZM72 24H73V23H72ZM122 24H123V23H122ZM179 24H180V23H179ZM183 24H184V23H183ZM218 24H220V23H217V27H218V28H217V29L215 28L217 31H218V30H221V29H219V25H218ZM226 24L229 25L230 22L225 23V25H226ZM21 25L18 24L17 27L15 26V28H12L11 31L7 32V33H11V32L13 33V34H12V35H13V37H12L13 40H11V41L8 40L9 42L5 40V39H7V37H6L7 35H5V34L0 30V51H4V52H6V54H8V53H9V50H10V51L12 50V53H13V49L15 50V49L17 48V46H16L17 43L15 44V42H16L15 39H18L17 36L19 35V33H21L20 31H22V30H20V29H21ZM81 25H82V24H81ZM100 25H101V24H100ZM100 25H99V26H100ZM102 25H103V24H102ZM111 25H110V27H111ZM125 25H127V24L125 23ZM125 25H124V28H126ZM133 25H131V26H132V27H134V26H135V27H136V26L138 27V24H137V25H134V26H133ZM208 25H210V24H208ZM230 25H231V24H230ZM237 25H239V23L236 24L235 26H237ZM242 25H243V24H242ZM242 25H240V26L243 28ZM260 25H261V24H260ZM53 26H54V27H53ZM84 26H86V25H84ZM84 26H82V27H84ZM103 26H104V28H106L105 25H103ZM107 26H109V25H107ZM140 26H141V25H140ZM180 26L183 27L182 24H180ZM211 26H212V25H211ZM221 26H223V24H221ZM244 26H245V25H244ZM9 27H11V26H9ZM43 27H44V28H43ZM51 27H52L53 29H52ZM55 27H56V28L59 27V28H58L57 30H54ZM87 27H89V25H87ZM100 27H101V26H100ZM129 27H130V26H129ZM129 27H128V30H129ZM132 27H130V28H132ZM213 27H214V26H213ZM226 27L229 28V26L226 25V26L223 27L222 29L226 31V29H227ZM230 27H231V26H230ZM250 27H252L253 30H254V26H253V25L250 26ZM22 28H24V27H22ZM25 28H26V26H25ZM27 28H28V27H27ZM56 28H55V29H56ZM69 28H67V29H69ZM73 28H75V26H73L72 29H73ZM79 28L82 29L81 26H80ZM111 28H112V27H111ZM111 28H110V29H111ZM113 28H112V29H113ZM121 28H122V27H121ZM124 28H122L121 30L124 31ZM140 28H143V26H141ZM140 28H139V29H140ZM179 28H180V27H179ZM197 28H198V27H197ZM203 28H205V27H203ZM236 28L238 29V26H237ZM244 28H245V27H244ZM256 28H258V30L260 31V28H261V27L259 28V26H256ZM256 28H255V31H256ZM51 29H52V30H51ZM76 29H77V28H76ZM76 29H75V30H76ZM86 29L89 30L88 28H86ZM86 29H85V31H86ZM107 29H108V28H107ZM107 29H106V30H107ZM112 29H111V30H112ZM126 29H127V28H126ZM126 29H125V31H127ZM134 29H135V28H134ZM139 29H137V30H139ZM144 29H145V28H144ZM144 29H143V30H144ZM166 29H168V30H166ZM247 29H248V28H247ZM250 29H251V28L248 29V32H249ZM23 30H24V29H23ZM31 30H32V29H31ZM75 30H74L75 33H73L71 29L68 30V31H71V33H69V32H68V33H69V34H72V36H73V37L70 36L71 38H69L68 33H66V34L68 35V36L66 35V36H67L66 40H65L64 38H62V36L60 37V38H62L61 40H63V41L65 40L66 43L68 42V44L66 45V47L70 44V46H72V51H73V50H76V51H77L78 49H81V48H83L84 51H85V48H90V47H93V46H94L95 49L98 48V51L94 49V50L96 51V53H95L92 49H90V50H92V51H93V54L95 53L96 56L99 55V54H100V52H99V47H96V45H95L96 43L93 42V43H92L93 46H90V47H86V46H85V48H84V46H83V45H84L83 43H86L87 41L89 42V40H90V39H93L94 36H96V34L93 36V38H92V36H91V34H90V38H89V36H88L89 40L87 39V41H86V36H87L88 34H86V32L84 33L83 31L80 30L81 33H82V32L84 33V34H82V36H85V37H84V38H85V42L82 43V41H84V38H83V37L81 36V34H80L78 37H82L83 40L81 41V40H79V39H78V40L76 39V40H75V44H76V45L74 46V45L71 44V43L74 42L73 39H75V38H74L75 36H76V38H78V37H77V35H78L77 32H78L79 30H77V31H75ZM93 30H94V29H92V31H93ZM101 30H102L101 32H103V28H101ZM117 30H119V29L117 28ZM121 30H119V31H121ZM130 30H131V29H130ZM130 30H129V31H130ZM186 30H187V29H186ZM212 30H213V29H212ZM227 30H228V29H227ZM232 30H233L232 32L235 31V30H234V26H233ZM53 31H54V32H53ZM65 31H66V29H65ZM65 31L63 30V33H64ZM97 31H98V30H97ZM97 31L95 30L96 33H98ZM108 31H109V30H108ZM108 31H107V33H109ZM122 31H121V32L115 31V32L123 33ZM125 31H124V32H125ZM129 31H127V32H129ZM175 31H176V30H175ZM179 31H180V30H179ZM182 31H183V30H182ZM201 31H202V30H201ZM201 31H200V32H201ZM225 31H224V33H225ZM230 31H231V30H230V28H229V31H226V32H230ZM237 31L239 32V30H237ZM240 31H242V29H240ZM244 31L247 33L246 28H245V30H243L242 32L244 33ZM255 31H254V32H255ZM22 32H23V31H22ZM61 32H62V31H61ZM88 32H89V31H88ZM101 32L99 31V34H98V35H100ZM104 32H105V29H104ZM110 32H111V34H112V32L115 33L113 30L110 31ZM127 32H126V33H127ZM133 32H134V31H133ZM133 32H132V30H131V34L134 36V33H135V32H134V33H133ZM136 32H137V31H136ZM173 32H174V31H173ZM203 32H204V31H203ZM210 32H211V31H210ZM232 32H231V33H232ZM23 33H24V32H23ZM25 33H26V32H25ZM55 33H56V35H55ZM79 33H80V32H79ZM90 33H91V32H90ZM126 33H124V34H126ZM129 33H130V32H129ZM137 33H138V32H137ZM140 33H141V31H140ZM174 33H175V32H174ZM181 33H182V32H181ZM207 33H208V32H207ZM207 33H206V34H207ZM215 33H216V31H215ZM218 33H219V31L217 32V34H218ZM222 33H223V32H222ZM231 33H230V34H231ZM235 33H236V32H235ZM249 33H251V32H249ZM258 33H259V32H258ZM29 34H30L31 40L28 41V42H30V43L27 42V39L30 38V37H28ZM85 34H86V35H85ZM93 34H94V32H93ZM131 34H129V35L132 37ZM165 34H166V33H165ZM199 34H200V33H199ZM209 34H211V33H209ZM212 34H214V33H212ZM219 34H220V33H219ZM226 34H227V33H226ZM228 34H229V33H228ZM244 34H245V33H244ZM62 35H63V34H62ZM74 35H75V36H74ZM103 35H106V33H104ZM103 35H102V37H103ZM117 35L120 36V34L115 33V37H116V38H117ZM137 35H138V34H137ZM137 35L135 34L136 38L138 37ZM141 35H142V34H141ZM141 35L139 34V40H140L141 37H142V38L145 37V36H143V35L141 36ZM172 35H173V36H172ZM172 35H171V36L173 37L172 40H173V39L175 40V38H178V35H177V34H176V35H175V34H172ZM180 35H182V34H180ZM256 35H258V34H256ZM34 36H35V37H34ZM44 36H45V38H43ZM59 36H60V35H59ZM66 36H65V37H66ZM108 36L110 37L111 35L108 34ZM113 36H114V34H113ZM126 36L128 37V34H127ZM126 36H125V39H124V38H121V39L125 40V41L127 42V44L130 45L131 42L129 43V39H127ZM148 36H147V39H148ZM168 36H169V35H168ZM182 36H184V35H182ZM182 36H180L179 38H181ZM195 36H196V35H195ZM218 36H219V35H218ZM218 36L216 35V38H217ZM223 36H224V35H223ZM245 36H246V35H245ZM27 37H28V38H27ZM32 37H33L35 40L32 39ZM37 37H38V38L40 37L39 39H41V40H37ZM41 37H42V38H41ZM102 37L99 36L98 38H102ZM106 37H107V35H106ZM106 37H105V40H106ZM109 37H108V38H109ZM120 37H121V36H120ZM122 37H123V34H122ZM166 37H167V35H166ZM230 37H231V35H230ZM233 37H235V36H233ZM259 37H260V36H259ZM10 38H11V37H10ZM12 38H11V39H12ZM21 38H22V37H21ZM49 38H50V40H48ZM68 38H69V40H70V39L72 40V42H71V40H70L71 43H69V41H67ZM72 38H73V39H72ZM113 38H114V37L109 38V39H111V41H110V40L108 41V42H110L109 44H111V43L113 44L112 41L115 39V38H114V39H113ZM128 38H129V37H128ZM200 38H201V37H200ZM213 38H214V37H213ZM241 38H242V37H241ZM247 38H248V37H247ZM250 38H251V37H250ZM54 39H55V38H54ZM95 39H97V36L95 37ZM95 39H93V41H95ZM119 39H120V38H119ZM126 39H127L128 41H127ZM130 39H131V38H130ZM132 39H133V37H132ZM132 39H131V40H132ZM170 39H171V38H170ZM201 39H202V38H201ZM205 39H206V38H205ZM208 39H209V38H208ZM252 39H253V38H252ZM56 40L58 41V39H56ZM103 40H104V38H102V40H99V39H98L97 41H98V43H99V41H101V43H103L104 46H105V48H106V47H107V46H106L107 43H106V45H105V43H104L105 41L103 42ZM107 40H108V39H107ZM107 40H106V41H107ZM148 40H149V39H148ZM178 40H179V39H178ZM178 40H177V41H178ZM206 40H207V39H206ZM212 40H213V39H212ZM222 40H223V39H222ZM250 40H251V39H250ZM254 40H255V39H254ZM23 41H25V40L23 39ZM23 41H22V42H23ZM53 41H55V40H53ZM59 41H60V40H59ZM59 41H58V43H59ZM65 41H64L63 43H65ZM97 41H96V42H97ZM116 41H117V40H115V42H116ZM120 41H121V40H120ZM125 41H124V42H125ZM133 41H134V40H133ZM145 41H146V40H145ZM170 41H171V40H169L168 42L172 44L173 41H172V42H170ZM202 41H204V40H202ZM209 41H210V40H209ZM219 41H220V40H219ZM239 41H241V40H239ZM3 42H5V43H3ZM88 42H87L85 45H88ZM118 42H119V41H118ZM121 42H123V41H121ZM136 42H137V44H138V41H136ZM186 42H187V40H186ZM198 42H199V41H198ZM212 42H213V41H212ZM255 42H257V41H255ZM19 43H20V42H19ZM26 43H23L22 46H24ZM50 43H51V42H50ZM53 43H54V42H53ZM53 43H51V44H53ZM116 43H117V42H116ZM116 43H114V44H116ZM132 43H135V41L132 42ZM140 43L143 44L144 41H143V43H142V42H140ZM173 43H174V42H173ZM188 43H190V42H188ZM195 43H196V42H195ZM217 43H218V42H217ZM221 43H223V42H221ZM224 43H225V41H224ZM14 44H15L16 47H14L13 49H11L10 46H12V45L14 46ZM21 44H22V43H20V45H21ZM51 44H50V45H51ZM60 44H61V43H60ZM81 44H83V45H82L83 47L81 46ZM89 44H90V43H89ZM121 44H122V43H121ZM135 44H136V43H135ZM174 44H176V43H174ZM179 44H180V43H179ZM203 44H204V43H203ZM215 44H216V43H215ZM219 44H220V43H219ZM235 44H236V43H235ZM252 44H254V43H252ZM252 44H251V45H252ZM20 45L18 44V47H20ZM31 45L29 46V47H31V48H29V47L27 48V47H26V49H28V50H27V53L30 52V54L28 53L27 55H29L30 58H32V56H33L34 58H36V59H34V58H32V59H34V60L38 63V60H39L40 55H41V53H40L41 50L38 51V50L36 49V48H38V47H36V45H35L34 47L31 46ZM55 45H56V44H55ZM64 45H65V44H64ZM90 45H91V44H90ZM99 45H100V43H99ZM101 45H102V44H101ZM101 45H100V46H101ZM124 45H125V44H124ZM124 45H123V46L121 45V46H122L123 48L126 49L127 46L124 47ZM129 45H128V47H129V48H128V51H130V47H132V46H129ZM172 45H173V44H172ZM197 45H198V44H197ZM221 45L225 46L224 44H220V45H219L220 48H221ZM226 45H227V44H226ZM231 45H232V44H231ZM233 45H234V44H233ZM233 45H232V46H233ZM255 45H256V44H255ZM263 45H264V44H263ZM25 46H26V45H25ZM57 46H59V45L57 44ZM70 46H68L69 49L71 48ZM73 46H74V47H73ZM97 46H98V45H97ZM154 46H155V47H154ZM167 46H168V44H167ZM193 46H194V45H193ZM206 46H207V44H206ZM210 46H211V45H210ZM210 46H208V47L210 48ZM212 46H213V45H212ZM212 46H211V47H212ZM232 46H231V47H232ZM235 46H236V45H235ZM258 46H259V45H258ZM102 47H103V45H102ZM102 47H101V48H102ZM109 47H112V46L110 45ZM114 47H117V48L119 47V48H120V43H119V46H114V45H113V48H114ZM134 47H135V46H134ZM134 47H133V48H134ZM136 47H138V46H136ZM141 47H142V46H141ZM143 47H144V51H145V50L147 49V47H150V46H146V45L144 46V45H143ZM145 47H146V49H145ZM152 47H153V48H152ZM176 47H177V46H176ZM214 47H215V46H214ZM228 47H229V46H226V48H228ZM244 47H245V46H244ZM263 47H264V46H263ZM23 48H24V50H25V47H23ZM45 48H46V49H45ZM55 48H56V47H55ZM57 48H58V47H57ZM57 48L54 49V50L56 51ZM59 48H60V47H59ZM59 48H58V50H60ZM68 48H65V49H68ZM101 48H100V49H101ZM105 48H103V50L101 49V50H102V53H104L103 56H102V55H101V56L104 57V58L98 56V57H96L97 60L99 59V57H100L101 59H103V60H104V59L106 60V59H107L106 55H108V54H107L106 52H104V50H105V51H108V53H110V50L113 49V48H110V50H108V48H107V50H106ZM123 48H120L121 51H123V50H122ZM172 48H173V47H172ZM200 48H202V47H200ZM205 48H206V47H205ZM215 48H216V47H215ZM220 48H218V49H216V50H219ZM260 48H261V47H260ZM38 49H39V48H38ZM65 49L63 48V45H62V46H61V50H60L61 52H60V51H59V52L62 53V51H63V50L65 51ZM115 49H116V48H115ZM115 49H114V50H115ZM120 49H118V51H119ZM136 49H137V48H136ZM140 49H142V48H140ZM169 49H170V48H169ZM212 49H213V48H212ZM222 49H223V48H222ZM222 49H221V50H222ZM253 49H254V48H253ZM17 50H18V49H17ZM17 50H16V51H17ZM47 50H48V49H47ZM58 50H57V52H58ZM114 50H111V53H112V54H113V51H114ZM178 50H179V49H178ZM208 50H209V49H208ZM216 50H215V52H216ZM224 50H225V49H223V51H224ZM228 50H231V49L228 48L226 51H228ZM233 50H234V46H233ZM16 51H14V53H15ZM19 51L21 52V51H23V50H20V48H19ZM66 51H68V50H66ZM70 51H71V50H70ZM70 51H68V52H70ZM76 51H73V52H74V56H73V57H75V59H77L76 57H78L79 55L82 56V54L87 53V52L89 51V49H88V51H87V49H86V52H85V53H84V52H82V53L80 52L81 54H80V53H77L78 56H76ZM79 51H80V50H79ZM81 51H82V49H81ZM92 51H90V54H92V53H91ZM116 51H117V49L115 50V53L118 54L119 52H118V51L116 52ZM137 51H138V50H137ZM144 51H142V52H143V57H144V54H145ZM184 51H185V50H184ZM199 51H200V50H199ZM219 51H220V50H219ZM234 51H235V50H234ZM25 52H26V50H25ZM59 52H58V53H59ZM68 52H67L66 54H68ZM77 52H78V51H77ZM97 52H98L99 54H97ZM124 52L127 53V51H125V50H124ZM132 52H133V50H132ZM139 52H140V51H139ZM203 52H205V51H203ZM209 52H210V51H209ZM212 52H213V51H212ZM229 52H230V51H229ZM229 52H228V53H229ZM12 53H11V54H12ZM14 53H13V55H12L13 58H12V57H11V58L9 57V58L12 59V60L15 58ZM102 53H101V54H102ZM122 53H123V52H122ZM126 53L123 54L122 56L126 55ZM171 53H173V52H171ZM175 53H176V52H175ZM262 53H264V52H262ZM17 54H19L18 56H21L22 54H24L25 58H26V56H27V55H25L26 53H24V52H22V53H19V52L17 53V52H16V55H17ZM56 54H57V53H55V55H56ZM63 54H64V55H63ZM63 54H61V55H63V56H61V57L65 58L64 56H65L66 54H65L64 52H63ZM69 54H71V53H69ZM72 54H73V53H72ZM72 54H71V55H72ZM87 54H89V53H87ZM90 54H89V57H90V58H91V57H92V58L94 57V59H95V56H94L93 54H92V55H90ZM105 54H106V55H105ZM112 54H110V55H112ZM127 54H129V53H127ZM130 54H131V52H130ZM166 54H167V53H166ZM179 54H180V53H179ZM181 54H182V53H181ZM199 54H200V53H199ZM201 54H202V53H201ZM223 54H224V53H223ZM258 54H259V53H258ZM260 54H261V53H260ZM104 55H105V56H104ZM115 55H116V54H115ZM115 55L113 54L112 57L116 58V57L118 56V57L120 58V55H117L116 57H115ZM168 55H169V53H168ZM232 55H233V52H232ZM240 55H241V54H240ZM8 56H9V55H8ZM22 56H23V55H22ZM24 56H23V57H24ZM29 56H27V58H28ZM46 56H41V58H42V57H45V58L48 59V57H46ZM80 56H79V57H80ZM83 56H85V55H83ZM126 56H127V55H126ZM134 56H135V55H134ZM160 56H161V55H160ZM163 56H164V55H163ZM229 56H230V55H229ZM244 56H246V55H244ZM257 56H258V55H257ZM257 56H256V57H257ZM260 56H264V54H262V55H260ZM16 57H17V56H16ZM58 57H60V54L58 55ZM66 57H67V55H66ZM70 57H71V56L68 55L67 58L69 59ZM73 57H71V58H73ZM79 57H78V58H79ZM86 57H87V56H86ZM89 57H88V58H89ZM148 57H149V56H148ZM148 57H147V58H148ZM211 57H212V56H211ZM215 57H216V56H215ZM221 57H222V56H221ZM227 57H228V56H227ZM236 57H237V56H236ZM250 57H251V56H250ZM53 58H52V59H53ZM56 58H57V56H56ZM56 58H54V59H56ZM63 58H62V59H63ZM108 58H109V56H108ZM119 58H118V59H119ZM147 58H146V60L150 63V62H151L150 57H149L148 59H147ZM183 58H184V57H183ZM198 58H199V57H198ZM202 58H203V57H202ZM207 58H208V56H207ZM207 58H206V59H207ZM253 58H254V57H253ZM260 58H261V57H260ZM262 58H264V57H262ZM49 59H50V58H49ZM52 59H50V60H48V61H53ZM57 59H58V58H57ZM68 59H67V60H68ZM79 59H81V57H80ZM94 59H93V60H94ZM101 59H100V62H98L97 60H94V61H95L97 64H100V65H101V63H102V62H101V61H102ZM121 59H122V58H121ZM121 59H120V60H121ZM125 59H126V57H125ZM137 59H138V58H137ZM149 59H150V61H149ZM156 59H157V58H156ZM163 59H164V58H163ZM199 59H200V58H199ZM219 59H220V57H219ZM219 59H218V60H219ZM235 59H236V58H235ZM240 59H241V58H240ZM244 59H245V58H244ZM258 59H259V57H258ZM27 60H28V59H27ZM34 60H33V62H35ZM42 60H43V58H42ZM58 60H59V59H58ZM64 60H65V59H64ZM67 60H65V61H67ZM71 60H72V59H71ZM71 60H70V61H71ZM83 60H84V58H83ZM86 60H87V58H86ZM86 60H85V61H86ZM110 60H111V58H110ZM112 60H113V59H112ZM122 60H123V59H122ZM127 60H128V59H127ZM146 60H145V61H146ZM152 60H153V59H152ZM182 60H183V59H182ZM222 60L224 61V58H222ZM225 60H227V59H225ZM230 60H231V59H230ZM230 60H228L227 62L230 63ZM236 60H237V59H236ZM253 60H255V59H253ZM9 61H10V60H9ZM44 61H45V60H44ZM56 61H57V60H56ZM59 61L61 62V58H60ZM65 61H64V62H65ZM76 61H78V59H77ZM76 61H75V63H76ZM81 61H82V59H81ZM85 61H83L84 64H86ZM88 61H89V60H88ZM88 61H87V63H89ZM106 61H107V60H106ZM113 61L116 62L117 60L114 59ZM113 61H109V59H108V61L106 62L107 64L104 63V65H105V64H106L105 66H107V65L109 66V64L112 65ZM133 61H134V60H133ZM153 61H154V60H153ZM163 61H164V60H163ZM194 61H195V60H194ZM194 61H193V62H194ZM197 61H198V60H197ZM202 61H204V59H203ZM202 61H201V62H202ZM215 61H216V60H215ZM215 61H214V62H215ZM219 61H220V60H219ZM223 61H222V62H223ZM237 61H238V60H237ZM241 61H242V60H241ZM260 61H262V60H260ZM30 62H32V61L29 60V63H30ZM33 62L31 63L32 65L34 64ZM46 62H47V61H46ZM46 62H45V63H46ZM60 62L58 63V61H57V64L60 65ZM68 62H69V61H68ZM72 62H74V61H72ZM78 62H80V60H79ZM78 62H77V63H78ZM92 62H93V61H92ZM104 62H105V61H104ZM108 62H109V63H108ZM115 62H114V63H115ZM118 62H119V61H118ZM166 62H168V61H166ZM170 62H171V61H170ZM204 62H205V61H204ZM206 62H207V61H206ZM211 62H212V61H211ZM232 62H234V61L232 60ZM243 62H244V61H242V65H243ZM255 62H256V61H255ZM10 63H11V62H10ZM39 63H41V62L39 61ZM42 63H43V62H42ZM48 63H52V62H48ZM62 63H63V60H62ZM65 63H67V62H65ZM65 63H64V64H65ZM126 63H129V62H126ZM126 63H124V65H125ZM137 63H138V62H137ZM164 63H165V62H164ZM228 63H227V64H228ZM235 63H236V62H235ZM237 63H238V62H237ZM43 64H44V63H43ZM43 64H42V65L40 64V65H41L40 68L45 67ZM54 64H55L54 61H53L52 64H48V66L51 65V66H50V67H51L50 69H52V66H53V67H59V66H57V64H56V66H54ZM64 64H61V65H64ZM69 64H70V63H69ZM78 64H79V63H78ZM84 64H82V65H84ZM89 64H91V63H89ZM89 64H88V67H89ZM93 64H94V62H93ZM102 64H103V63H102ZM115 64H116V65H117V64L119 65L120 62H119V63L116 62ZM147 64H148V63H146V66H147ZM168 64H170V63H168ZM202 64H203V63H202ZM204 64H205V63H204ZM213 64H214V63H213ZM217 64H218V63H217ZM230 64H231V63H230ZM247 64H250V63L248 62ZM256 64H258V62H256ZM32 65H31V66H32ZM45 65L47 66V64H45ZM67 65H68V63H67ZM72 65H73V64H72ZM72 65H71V66H72ZM75 65H76V64H75ZM82 65H80V66H81L83 69L88 68V67H84V66H82ZM94 65H96V64H94ZM94 65H93L92 68L95 67ZM100 65H99V66H100ZM111 65H110L109 67L107 66V68H109V69L114 68V69H112V70H109V69L106 70L107 68H105V67H104L105 70L102 69V70H103L102 72H103V73L105 72V74H102V73L100 72V71H101V70H100L101 67L99 68L98 66H96V67L98 68V69H97V72H95L96 69L94 68V72H95V73H93V74H94V75L98 74V70H100L99 72L101 73V75H103V77L106 78L105 76H106V74H108V73H106V71H108V72L111 71L110 73H116L117 71H119L118 68H115V67H113V66L111 67ZM116 65H114V66H116ZM124 65H122V66H124ZM130 65H131V64H130ZM172 65H173V64H172ZM181 65H182V64H181ZM184 65H185V63H184ZM186 65H187V64H186ZM206 65H207V64H206ZM224 65H225V64H224ZM236 65H237V64H236ZM36 66H37V64H36ZM36 66H35L34 69H36ZM48 66H47V68H48ZM65 66H66V65H65ZM76 66H77V65H76ZM85 66H86V65H85ZM101 66H103V65H101ZM122 66H121V67H122ZM127 66H128V65H126V67H127ZM138 66H139V65H138ZM149 66H150V65H149ZM169 66H171V65H169ZM179 66H180V64H179ZM232 66H233V65H232ZM253 66H254V65H253ZM3 67H4V66H3ZM61 67L64 68L63 66H61ZM110 67H111V68H110ZM117 67H118V66H117ZM153 67H154V66H153ZM174 67H175V66H173V68H174ZM205 67H206V66H205ZM212 67H213V66H212ZM226 67L228 68L229 66L227 65ZM242 67H243V66H242ZM246 67H248V66H246ZM74 68H75V67H74ZM77 68H78V67H77ZM128 68H129V67H128ZM164 68H165V67H164ZM182 68H183V66H182ZM182 68H181V69H182ZM223 68H224V67H223ZM251 68H253V67H251ZM255 68H256V67H255ZM255 68H254V69H255ZM6 69H7V68H6ZM42 69H43V68H42ZM42 69H41V70H42ZM45 69H46V67L44 68V70H45ZM50 69H46V70L49 71ZM59 69L61 70V68H59ZM67 69L70 70L69 66L67 67ZM67 69H66V71H65V68L62 69V70H64L63 72L65 73V72H67ZM75 69H76V68H75ZM125 69L127 70V68H125ZM153 69H154V68H153ZM162 69H163V68H162ZM171 69H172V68H171ZM181 69H180V70H181ZM186 69H187V68H186ZM193 69H194V68H193ZM195 69H196V68H195ZM200 69H203V68L201 67ZM210 69H211V68H210ZM235 69H236V67H235ZM241 69H242V68H241ZM38 70L40 71V69H38ZM46 70L44 71L45 74H46ZM56 70H57V69H56ZM60 70H58L57 74H63V72L61 73ZM69 70H68V72H67L68 74L71 73V72H69ZM122 70H124V68H123ZM143 70H144V69H143ZM150 70H151V68H150ZM204 70H205V69H204ZM204 70H203V71H204ZM211 70H212V69H211ZM221 70H222V73H223V72H224L223 69H221ZM221 70H220V71H221ZM238 70H239V69H238ZM256 70H257V68H256ZM50 71H51V70H50ZM54 71H55V70H53V73H55ZM70 71H72V70H70ZM73 71H74V70H73ZM73 71H72V72H73ZM83 71H84V70H83ZM89 71L91 72L90 68L88 69V73L86 74L87 71H86V69H85V74H86V76L89 75ZM120 71H121V70H120ZM155 71H156V70H155ZM161 71H162V70H161ZM187 71H188V69H187ZM206 71H207V70H206ZM230 71H232V70H230ZM252 71H255V70H252ZM259 71H260V70H259ZM259 71H258V72H259ZM261 71H262V69H261ZM263 71H264V70H263ZM3 72H4V71H3ZM59 72H60V73H59ZM81 72H82V71H81ZM81 72H80V74H81ZM92 72H93V71H92ZM124 72H128V71H123V72H121V73L124 74ZM167 72H168V71H167ZM170 72H171V71H170ZM170 72H169V73H170ZM175 72H176V71H175ZM201 72H202V71H201ZM227 72H228V71H227ZM232 72H233V71H232ZM256 72H257V71H256ZM0 73H1V72H0ZM7 73H8V71L6 70V72L1 73V75H0V81H1V79H2V80L4 79L3 81H5V84H4L3 86L0 84V138H1L2 136H4L5 134H7V133L9 134V133H11V132H15V133H12V134H13V135H14V134H17V135L19 136V134L16 133V132H17L19 129H21L20 127L23 126L24 122H22V121L26 120L25 117H24V115H23V117H22V112H21V110L24 111V112H26V110L29 109V107H31V105L27 103V102H28V99H32V98L34 99V97L36 96V95L34 96V94H33L32 98H31L30 96H28V95H26V97H28V99L25 97V92H26V91L28 90V88H29L28 85H27L28 88H26V90L24 91V96H22L23 94L21 95V93L19 92V90H21L20 87H21L23 84L21 85V84L19 83V81H17L18 84L16 83V86H15V84H13V83L11 84L10 82H7V84H10V85H12V86H10V85H6V79H7V78H6V75H8ZM39 73H40V72H39ZM41 73H42V71H41ZM41 73L39 74V77H40ZM47 73H49L52 77L54 76V74L52 75L50 72H47ZM74 73H75V72H74ZM74 73H71V74H73V75L75 76V77H73L72 79L76 80L75 78H77L76 75H77L78 73H77L76 75H75ZM82 73H83V72H82ZM100 73H99V74H100ZM117 73H118V72H117ZM121 73H120V74H121ZM135 73H136V72H135ZM151 73L153 74V71L150 72V74H151ZM178 73H179V72H178ZM204 73H205V72H204ZM208 73H210V72H208ZM213 73H214V72H213ZM213 73H212V74H213ZM247 73H248V72H247ZM254 73H255V72H254ZM31 74H35V73L33 72V73H31ZM49 74H48V76H49ZM55 74H56V73H55ZM57 74H56V75H57ZM71 74H70V75H71ZM80 74H79V75H80ZM85 74L83 73V76H84ZM90 74H91V73H90ZM99 74H98L97 76L100 77L101 75H99ZM166 74L168 75V73H166ZM179 74H180V73H179ZM215 74H216V72H215ZM220 74H221V73H220ZM223 74H224V73H223ZM228 74L230 75L229 72L227 73V75H228ZM36 75H37V74H36ZM42 75H43V74H42ZM42 75H41V77H42ZM56 75L54 76V78L57 77ZM66 75H67V74H66ZM70 75H69V76H66V77H65V75H62V76H64V77L67 79L68 77H70ZM73 75H72V76H73ZM111 75H113V74H111ZM132 75H133V73H132ZM132 75H131V76H132ZM137 75H138V74H137ZM145 75H146V74H145ZM156 75H157V74H156ZM163 75H164V74H163ZM172 75H173V74H172ZM172 75H171V76H172ZM176 75H177V74H176ZM180 75H181V74H180ZM183 75H184V74H183ZM183 75H182V76H183ZM185 75H186V74H185ZM191 75H192V74H191ZM191 75H190V76H191ZM207 75H208V74H207ZM234 75H235V74H234ZM260 75L263 76L264 74L261 73V74H259L258 76H260ZM59 76H60V75H59ZM62 76L59 77V78L61 79ZM72 76H71V77H72ZM77 76H78V75H77ZM80 76L82 77V75H80ZM89 76H90V75H89ZM92 76H93V75H91V77H92ZM97 76H96V77H97ZM140 76H141V75H140ZM147 76H148V75H147ZM149 76H150V75H149ZM153 76H154V75H153ZM165 76H166V75H165ZM169 76H170V74H169ZM205 76H206V75H205ZM231 76H232V75H231ZM262 76H261V77H262ZM7 77H8V76H7ZM30 77H31V76H29L28 79H29ZM36 77L38 78V76H36ZM49 77H50V76H49ZM64 77H63V78H64ZM96 77H95V78L93 77L92 79L95 80ZM99 77H98V78H99ZM103 77H102V78H103ZM109 77H112V76H109ZM113 77L116 78V77H118V76H113ZM166 77H167V76H166ZM166 77H165V81L169 78V77H168V78H166ZM198 77H199V76H198ZM201 77H202V76H201ZM212 77H213V76H212ZM219 77H220V75H219ZM223 77H224V76H223ZM261 77H260V78H261ZM8 78H9V77H8ZM34 78H35V77H34ZM34 78H33L32 80H34ZM42 78H44V77H42ZM45 78H47V76H45ZM45 78H44V79H45ZM50 78H51V77H50ZM59 78L56 79V80H57V82H61V83H60L61 85H64V84H66V83H67V84L69 83V85H70V84H71L70 82H73V81H70V82H69V80H72V79H71V78H68L69 80L67 79V82L63 83L62 80H64V79H62L61 81H58V80H60ZM79 78H80V77H79ZM98 78H97V79H98ZM104 78H103L102 80H98L97 84H98V85H99V84H100V85L103 84V83H101V82L105 80ZM114 78L111 79V81H110V79L107 78V79H108L107 82L110 81V83H111L112 80H114ZM139 78H140V77H139ZM146 78H147V77H146ZM154 78H155V77H154ZM156 78H157V76H156ZM174 78H175V77H174ZM182 78H183V77H182ZM203 78H204V76H203ZM205 78H209V76H208V77L206 76ZM225 78H226V77H225ZM235 78H236V77H235ZM260 78H258V79H260ZM262 78H263V77H262ZM22 79H23V78H22ZM24 79H25V78H24ZM28 79H27V81H28ZM38 79H39V78H38ZM38 79H37V80H38ZM44 79H43V80H44ZM47 79L49 80V78H47ZM82 79H84V78H82ZM107 79H106V80H107ZM116 79H117V78H116ZM125 79H126V78H125ZM137 79H138V78H137ZM152 79H153V78H152ZM152 79H151V81H152ZM178 79H179V78H178ZM192 79H193V78H192ZM201 79H202V78H201ZM217 79H218V78H217ZM258 79H257V80H258ZM8 80H9V79H8ZM35 80H36V78H35ZM43 80H42V81H43ZM48 80L45 79L44 82H48ZM50 80H51V79H50ZM50 80H49L50 83H48V84H49V85L52 84L53 86H52V85H51V86H52L53 88H55L54 85H55V84H58V83H57L56 80H54V79H52V80H54L53 82H55V83H53V82L51 83ZM78 80H79V79H78ZM78 80H77L76 82H78ZM93 80H92V82H93ZM106 80H105V81H106ZM127 80H128V79H127ZM175 80H176V79H175ZM184 80L186 81V79H184ZM188 80H189V79H188ZM207 80H210V79H207ZM218 80H219V79H218ZM221 80H222V79H221ZM224 80H226V79H224ZM233 80H234V79H233ZM244 80H245V79H244ZM262 80H264V79H262ZM24 81H25V80H23L21 83H23ZM38 81L40 82L41 80H38ZM64 81H65V80H64ZM87 81H88V79H87V77H86V79H85V82H86L85 85L88 84ZM100 81H101V82H100ZM143 81H144V80H143ZM143 81H142V82H143ZM153 81H154V80H153ZM161 81H162V80H161ZM171 81H172V80H171ZM181 81H182V80H181ZM210 81H212V80H210ZM222 81H223V80H222ZM241 81H242V79H241ZM39 82H37V81H36V83L33 82V83H35L34 86H35L37 83L39 84ZM76 82H74V83L77 84ZM81 82H82V81H81V78H80V83H81ZM94 82H95V81H94ZM107 82H106V83H107ZM130 82H131V81H130ZM132 82H133V81H132ZM145 82H146V80H145ZM145 82H144V83H145ZM162 82H163V81H162ZM167 82H168V80H167ZM167 82H165V83L167 84ZM203 82H204V81H203ZM213 82H215V80H214ZM213 82H210L211 84H210L209 82H207V83H209L210 85H212ZM218 82H219V81H218ZM220 82H221V81H220ZM224 82H225V81H224ZM235 82H236V81H235ZM239 82H240V81H239ZM257 82H258V81H257ZM0 83H1V82H0ZM3 83H4V82H3ZM3 83H2V84H3ZM25 83H26V81H25ZM28 83H29V82H28ZM28 83H27V84H28ZM30 83H32V82H30ZM41 83L43 84V82H41ZM62 83H63V84H62ZM78 83H79V82H78ZM83 83H84V82H83ZM83 83H82V84H83ZM89 83H91V82H89ZM120 83H121V82H120ZM127 83H128V81H127ZM136 83H137V82H136ZM139 83H140V82H139ZM153 83H154V82H153ZM158 83H159V81H158ZM169 83H171V82H169ZM174 83H175V81H174ZM179 83H180V82H179ZM182 83H183V81H182ZM188 83H189V82H188ZM215 83H216V85L214 84L213 86H216V87H215L216 89L221 88L222 85L226 84V82L223 83V84L221 83V87H218V88H217V84H220V83H217V82H215ZM227 83H228V82H227ZM233 83H234V82H233ZM241 83H242V82H241ZM260 83H262L261 85L264 84L263 82H260ZM19 84H20L21 86H20ZM42 84H41V85H42ZM48 84H46V85H48ZM67 84H66V85H67ZM75 84H74V85H75ZM93 84H94V83H91V89H90V90L93 89L92 86H93V87H94V86H95V87L97 86L98 88H101V87L103 86V85H101V87H100V86H98V85H93ZM104 84H105V83H104ZM111 84H112V83H111ZM123 84H124V82H123ZM171 84H172V83H171ZM177 84H178V83H177ZM199 84H200V83H199ZM205 84H206V82H205ZM257 84H258V83H257ZM18 85L20 86V87H19L20 89L17 91V88H18L17 86H18ZM58 85H59V84H58ZM61 85H60V86H61ZM78 85H80V84H78ZM78 85H77V86H78ZM106 85H107V84H106ZM115 85H116V84H115ZM118 85H119V84H118ZM186 85H187V84H186ZM189 85H192V84L189 83ZM193 85H194V84H193ZM226 85H227V84H226ZM233 85H235V84H233ZM14 86L16 87V89L14 88ZM23 86H24V85H23ZM36 86H37V85H36ZM51 86H50V87H51ZM56 86H57V85H56ZM77 86L75 85L76 88H77ZM83 86H84V85H83ZM89 86H90V84H89ZM89 86H87V87H89ZM116 86H117V85H116ZM120 86H121V85H120ZM166 86H167V85H166ZM176 86H177V85H176ZM205 86H206V85H205ZM218 86H219V85H218ZM231 86H232V85H231ZM256 86H257V85H256ZM12 87H13V89H12ZM25 87H26V86H25ZM25 87H24L23 89H25ZM30 87H31V89H36V88H33L32 86H30ZM37 87H38V86H37ZM41 87H42V86H41ZM45 87H48V86H45V85H44V87H42V89L45 88ZM52 87H51V88H52ZM58 87H59V86H58ZM61 87H62V86H61ZM63 87H64V86H63ZM63 87H62V88H63ZM65 87H67V86H65ZM70 87H73V85L70 86ZM70 87H67V88H70ZM81 87H82V85H81ZM81 87H80V88H81ZM84 87H85V89H86V86H84ZM84 87H82V88L79 89V90H83ZM95 87H94V88H95ZM107 87H108V85H107ZM107 87H106V88H107ZM123 87H124V86H123ZM126 87H127V86H126ZM136 87H137V85H136ZM151 87H152V86H151ZM167 87H168V86H167ZM169 87H170V86H169ZM188 87H189V86H188ZM188 87H187V89H188ZM208 87H211V86H208ZM225 87L227 88V86H225ZM228 87H229V86H228ZM235 87H236V86H235ZM38 88H39V87H38ZM51 88H50V89H49V88H46V90L49 89V90L51 91ZM59 88H60V87H59ZM59 88H57V91L61 92V89H62V88H61V89H59ZM73 88H74V87H73ZM78 88H79V86H78ZM106 88H104V89H106ZM108 88H109V87H108ZM154 88H155V87H154ZM171 88H172V87H171ZM189 88H190V87H189ZM223 88H224V86H223ZM226 88H225V90H226ZM247 88H248V87H247ZM261 88H262V87H261ZM23 89L21 90V92L23 91ZM31 89H30V91H32ZM55 89H56V88H55ZM85 89H84V90H85ZM96 89H97V88H96ZM102 89H103V88H102ZM102 89H99V91L102 90ZM104 89H103V90H104ZM177 89H178V88H177ZM228 89H229V88H228ZM230 89H231V88H230ZM262 89H263V88H262ZM13 90H15V91H17L18 93H20V94H19V95H20V98L18 97L19 95L16 96L18 93H17V94H16V92L14 93ZM46 90H45V91H46ZM86 90L88 91L89 89H86ZM94 90H95V89H94ZM116 90H117V89H116ZM124 90H125V89H124ZM130 90H131V89H130ZM149 90H151V89H149ZM152 90H153V89H152ZM154 90H155V89H154ZM160 90H161V89H160ZM163 90H165V88H164ZM163 90H162V91H163ZM166 90H167V88H166ZM213 90H214V89H212V87H211V91H213ZM221 90H223V89H220V91H221ZM225 90H224V91H225ZM235 90H236V89H235ZM235 90H233V92H235V94H236V92H237L238 90H237V91H235ZM12 91H13V93L15 94V95H13V96H15V98H14L15 101H14V100H13V101H9V100H11V99H9V100L6 99V100H5V96H7V94H6L5 92H7V93L10 92V93H11ZM28 91H29V90H28ZM34 91H36V90H34ZM34 91H33V92H34ZM39 91H42V92H40L41 94H43V93L45 94V93H46V97L51 95V94L49 95V93L47 94V92H50V91H46V92H43V90H39ZM64 91H66V90L64 89ZM68 91H69V90H68ZM68 91H67L65 94H63V91H62V93H60V95H63V96L65 97V95H67V94L69 93ZM70 91H71V90H70ZM77 91H78V90H77ZM87 91H86V94H87ZM157 91L160 93L159 90H157ZM187 91H188V90H187ZM191 91H192V90H191ZM206 91H207V90H205V92H206ZM227 91H229V90H227ZM241 91H242V90H241ZM243 91H244V90H243ZM101 92H102V91H101ZM104 92L106 93V91H104ZM127 92H129V91H127ZM138 92H139V91H138ZM141 92H142V91H140L139 93H141ZM164 92H165V91H164ZM167 92H168V91H167ZM199 92H201V91H199ZM209 92H210V88H209L208 94H209ZM230 92H232V91H230ZM248 92H249V91H248ZM4 93L6 94L5 96H3ZM10 93H8V94H10ZM22 93H23V92H22ZM34 93H35V92H34ZM40 93H39V94H40ZM54 93L56 94V91H55V90L53 91V94H54ZM57 93H58V92H57ZM89 93H90V92L88 91V95H89V96L93 94V93H92V94H89ZM96 93H97V92H96ZM136 93H137V92H136ZM149 93H156V91H155V92H149ZM211 93H212V92H211ZM214 93H215V92H213V95H214ZM216 93H217V90H216ZM216 93H215V94H216ZM218 93H219V92H218ZM218 93H217V94H218ZM1 94H2V96H1ZM27 94L30 95V92H28ZM36 94H38V93H36ZM39 94L36 96V98H37L38 96H40ZM44 94H43V95H44ZM53 94H52V95H53ZM58 94H59V93H58ZM58 94H56V95L60 97V95H58ZM83 94H85V93H83ZM83 94H82V95H83ZM101 94H102V93H101ZM103 94H104V93H103ZM109 94H110V91H109ZM143 94H144V93H143ZM162 94H163V93H162ZM165 94H166V92H165ZM182 94H183V93H182ZM199 94H201V93H199ZM220 94H221V93H220ZM246 94H247V93H246ZM11 95H12V94H11ZM43 95H42V97H43ZM52 95H51V96H52ZM56 95H54V96H56ZM132 95H133V94H132ZM156 95H157V94H156ZM156 95H155V96H156ZM211 95H212V94H211ZM240 95H241V94H240ZM13 96H12V97H13ZM51 96H50V97H51ZM57 96H56V97H57ZM63 96H61L60 98H62ZM67 96H68V98H67V97H65V98L69 99V94H68ZM70 96H72L71 93H70ZM92 96H94V95H92ZM92 96H90V98H91ZM96 96H97V95H96ZM191 96H192V95H191ZM226 96H227V95H226ZM244 96H245V95H244ZM2 97H4V98H2ZM9 97H10V95H9ZM16 97H17L18 99H16ZM64 97L62 98V101H64V102H62L61 104L65 103V102H66V103L69 102V103H68V105H69V104H70V101H69V100H68V102H67V100L65 101V100H64V99H65ZM72 97H73V96H72ZM75 97H76V95H74V98H71V99H75V100L77 99L76 102L78 103V102L80 101V99H78V98H80V97H77V98H75ZM100 97H101V96H100ZM115 97H116V96H115ZM120 97H121V96H120ZM131 97H133V96H131ZM141 97H143V95H142ZM152 97H153V96H152ZM167 97H168V96H167ZM170 97H172V96H170ZM240 97H241V96H240ZM6 98H7V97H6ZM39 98H41V96H40ZM43 98H44V97H43ZM51 98H52V97H51ZM51 98H50V99H51ZM54 98H55V97H54ZM60 98H59V99H60ZM94 98H95V97H94ZM104 98H106V97H104ZM108 98H109V97H108ZM144 98H145V97H144ZM160 98H161V96H160ZM162 98H163V97H162ZM164 98H165V97H164ZM168 98H169V97H168ZM173 98H175V97H173ZM176 98H177V97H176ZM226 98H227V97H226ZM237 98H238V97H237ZM249 98H250V96L247 97V99H249ZM257 98H258V97H257ZM257 98H256V99H257ZM45 99H46V98H44L43 100H45ZM48 99H49V97H47V100H48ZM55 99H56V100H55ZM55 99H54V100L57 101L58 97L55 98ZM59 99H58V102H59ZM71 99H70V100H71ZM85 99H86V98H85ZM85 99H84V100H85ZM138 99H140V98H138ZM156 99H157V98H156ZM169 99H170V98H169ZM197 99H198V98H197ZM228 99H230V98H228ZM238 99H240V98H238ZM241 99H242V98H241ZM26 100H27V101H26ZM34 100H36V103H33L34 101L31 100V101H32V105H34V104L38 105L40 101L44 102V101L42 100V98H41V100H40V99H39V100L34 99ZM52 100H53V99H52ZM60 100H61V99H60ZM75 100H73V101H74V104H75ZM93 100H94V99H93ZM93 100H92L91 103H89V104H93ZM96 100H97V99H96ZM120 100H121V99H120ZM142 100H143V99H142ZM146 100H147V99H146ZM146 100H145V101H146ZM162 100H163V99H162ZM179 100H180V99H179ZM179 100H178V101H179ZM190 100L192 101V98H191ZM190 100H188V101H190ZM194 100H195V99H194ZM29 101H30V100H29ZM38 101H39V102H38ZM50 101H51V100H50ZM55 101H53V102H55ZM71 101H72V100H71ZM73 101H72V102H73ZM82 101H83V100H82ZM87 101H88V100H87ZM105 101H106V100H105ZM126 101H127V100H126ZM136 101H137V100H136ZM148 101H149V99H148ZM155 101H156V100H155ZM155 101H154V102H155ZM166 101H167V99H166ZM171 101H172V100H171ZM181 101H182V100H181ZM191 101H190V102H191ZM199 101H200V100H199ZM199 101H198V102H199ZM207 101H208V100H207ZM239 101H240V100H239ZM242 101H243V100H242ZM46 102H47V101H46ZM46 102H45V103H46ZM53 102H50V103H52V105H54ZM60 102H61V101H60ZM60 102H59V103H60ZM83 102H84V101H83ZM88 102H89V101H88ZM98 102H99V101H98ZM134 102H135V101H134ZM138 102H139V101H138ZM141 102H142V101H141ZM151 102H152V101H150V104H151ZM157 102H158V101H157ZM164 102H165V101H164ZM169 102H170V101H169ZM182 102H183V101H182ZM233 102H234V101H233ZM236 102H237V101H236ZM240 102H241V101H240ZM37 103H38V104H37ZM47 103H48V102H47ZM50 103H49V104H50ZM59 103L55 102V106L58 105ZM84 103H85V102H84ZM96 103H97V102H96ZM96 103L93 104V105H97V104H99V103H97V104H96ZM104 103L106 104V102H104ZM123 103H124V102H123ZM172 103H173V102H172ZM193 103H194V102H193ZM210 103H211V102H210ZM223 103H224V102H223ZM248 103H249V101H248ZM43 104H44V103H43ZM49 104L47 105L48 108L51 106V105H49ZM61 104H59V105H61ZM71 104H72V103H71ZM71 104L69 105V107L72 106ZM78 104H80V102H79ZM78 104H77V106H78ZM82 104H83V103H82ZM125 104H128V103H125ZM154 104H156V102H155ZM158 104H159V103H158ZM160 104H161V102H160ZM160 104H159V105L156 104V105H157L156 107H160ZM164 104H165V103H164ZM168 104H169V103H168ZM179 104H180V103H179ZM181 104H182V103H181ZM188 104H189V103H188ZM191 104H192V103H191ZM215 104H216V103H215ZM231 104H232V102H231ZM246 104H247V103H246ZM249 104H250V103H249ZM66 105H67V104H66ZM68 105H67V106H68ZM99 105H100V104H99ZM115 105H116V104H115ZM134 105H135V103H134ZM146 105H147V104H146ZM165 105H166V104H165ZM165 105H162V106L164 107ZM192 105H193V104H192ZM192 105H191V106H192ZM208 105H209V103H208ZM208 105H206V107H207ZM228 105H229V104H228ZM250 105H251V104H250ZM27 106H28V108H27ZM34 106H35V105H34ZM44 106L46 107L45 104H44ZM44 106H43V107L41 106V107H38V108H44V109H45ZM61 106H62V105H61ZM75 106H76V105H75ZM77 106H76L75 108L77 109V111H80V110H78ZM81 106H82V105H81ZM81 106L79 105L78 107H81ZM91 106H92V105H91ZM102 106H103V105H102ZM104 106H106V105H104ZM123 106H124V105H123ZM137 106H138V105H137ZM139 106H140V105H139ZM151 106H152V105H151ZM167 106H168V105H167ZM169 106H170V105H169ZM174 106H175V105H174ZM197 106H198V105H197ZM211 106H212V109H213V105H211ZM15 107H19V111H18V109H16ZM57 107H58V106H57ZM59 107H60V106H59ZM59 107H58V108H59ZM63 107H65V106L63 105ZM63 107H62V109H63ZM69 107H68V109H69ZM73 107H74V105H73ZM82 107H84V106H82ZM82 107H81L80 109H82ZM109 107H110V106H109ZM120 107H122V106H120ZM133 107H134V106H133ZM148 107H149V105H148ZM176 107H177V106H176ZM184 107H185V106H184ZM193 107H194V106H193ZM199 107H200V106H199ZM204 107H205V106H204ZM222 107H223V106H221V107H219V108H222ZM226 107H227V106H225V108H226ZM228 107H229V106H228ZM231 107H232V106H230V108H231ZM255 107H257V105H256ZM13 108L17 111L15 114H14V113L12 114V112L14 111ZM26 108H27V109H26ZM33 108H34V107L32 106L30 109H32V111L34 112L35 109L33 110ZM35 108H36V106H35ZM38 108L36 109L35 112H38ZM46 108H47V107H46ZM48 108H47V109H48ZM55 108H56V107H55ZM102 108H103V107H102ZM188 108H189V107H188ZM195 108H196V107H195ZM207 108L209 109V108H211V107H207ZM246 108H247V107H246ZM260 108H261V107H260ZM24 109H26V110H24ZM44 109H43V110H44ZM53 109H54V108H53ZM59 109H60V108H59ZM70 109H72V108H70ZM73 109H74V108H73ZM95 109H96V107H95ZM99 109H100V108H97V110H99ZM151 109H152V107H151ZM155 109H156V108H155ZM164 109H165V108H164ZM205 109H206V108H204V110H205ZM237 109H238V108H237ZM257 109H258V108H257ZM12 110H13V111H12ZM43 110H41V112H43ZM54 110H55V109H54ZM83 110H84V109H83ZM132 110H133V109H132ZM137 110H138V109H137ZM153 110H154V109H153ZM157 110H158V109H157ZM170 110H171V109H170ZM186 110H187V109H186ZM191 110H192V109H191ZM191 110H190V111H191ZM193 110H194V108H193ZM197 110H198V109H197ZM200 110H201V109H200ZM218 110H219V109H218ZM230 110H231V109H230ZM29 111H30V110H29ZM32 111H30V112H32ZM39 111H40V110H39ZM68 111H69V110H68ZM73 111H75V110H73ZM87 111H88V110H87ZM93 111H94V110H93ZM102 111H103V110H102ZM107 111H108V110H107ZM109 111H110V110H109ZM117 111H118V110H117ZM124 111H125V110H124ZM127 111H128V110H127ZM138 111H139V110H138ZM138 111H137V112H138ZM145 111H146V110H145ZM161 111H162V110H161ZM164 111H166V110H164ZM173 111H174V110H173ZM206 111H207V110H206ZM206 111H205V112H206ZM246 111H247V110H246ZM18 112H21V114H20V115H21L20 117H22L21 124H20V120H18V117H19V115L17 116ZM27 112H28V111H27ZM27 112H26V113H27ZM46 112H47V111H46ZM49 112H50V110H49ZM49 112H48V113H49ZM71 112H72V111H71ZM71 112H70V115L72 114ZM95 112H96V111H95ZM95 112H94V113H95ZM98 112H99V111H98ZM162 112H163V111H162ZM174 112H175V111H174ZM178 112H179V111H178ZM185 112H186V111H185ZM185 112H184V114H185ZM200 112H201V111H200ZM223 112H225V111H223ZM242 112H243V111H242ZM249 112H250V111H249ZM262 112H264V111H262ZM262 112H261V115H262ZM39 113H40V112H39ZM39 113L37 114V118L35 117V116H36V113H33V114H35V116H34L35 118L33 117L34 120L31 119V120H30V123H31L32 121H35V122H36L37 119H38V121H39V119H42V117H43L42 120H44V114H47V113H45V110H44V112H43V116H42V117H41V114H42V113L40 114V118H38ZM62 113H63V112H62ZM81 113H83V112H80L79 114H81ZM88 113H89V111H88ZM96 113H97V112H96ZM100 113H101V112H100ZM100 113H98L99 116H100ZM131 113H132V112H131ZM149 113H150V112H149ZM152 113H153V112H152ZM156 113H157V112H156ZM156 113H155V114H156ZM182 113H183V112H182ZM182 113H181V114H182ZM226 113H227V112H226ZM237 113H238V112H237ZM243 113H244V112H243ZM257 113H258V112H257ZM24 114H25V113H24ZM27 114H30V113H27ZM33 114H32V115H33ZM64 114H65V113H64ZM64 114H63V115H64ZM83 114H84V113H83ZM86 114H87V113H86ZM98 114H97V115H98ZM134 114H135V113H134ZM144 114H145V113H144ZM150 114H151V113H150ZM153 114H154V113H153ZM153 114H152V115H153ZM167 114H168V113H167ZM178 114H179V113H178ZM187 114H188V113H187ZM197 114H200L199 111L197 112ZM203 114H204V112H203ZM223 114H225V113H223ZM223 114H222V115H223ZM238 114H239V113H238ZM245 114H246V113H245ZM250 114H251V113H250ZM258 114H259V113H258ZM32 115L30 114L29 117L31 118ZM63 115H62V116H63ZM73 115L76 116L75 113H74ZM73 115H71V116H73ZM142 115H143V114H142ZM160 115H162V114H160ZM190 115H191V114H190ZM213 115H214V114H213ZM213 115H212V116H213ZM218 115H220V114H218ZM242 115H243V114H242ZM67 116L69 117L68 120L71 119L72 122L75 120V118H74V119H73V118H70L71 116H69V113H68ZM67 116H66V118H67ZM75 116H73V117H75ZM81 116H82V115H81ZM107 116H108V115H107ZM109 116H110V115H109ZM109 116H108V117H109ZM112 116H113V115H112ZM112 116H111V117H112ZM115 116H117V115H115ZM145 116H146V115H145ZM147 116H148V115H147ZM177 116H178V115H177ZM193 116H194V115H192V117H193ZM20 117H19V119H20ZM29 117H27V118H29ZM60 117H61V116H60ZM60 117H59V118H60ZM76 117H77L79 120L77 121V119H76L75 121L79 122L81 117H78V116H76ZM113 117H114V116H113ZM122 117L124 118V116H122ZM148 117H149V116H148ZM172 117H173V116H172ZM190 117H191V116H189V118H190ZM200 117H201V115H200ZM205 117H206V116H205ZM238 117H239V116H238ZM240 117H241V116H240ZM257 117H258V116H257ZM261 117H262V116H261ZM48 118H50V116H49ZM54 118H55V116H54ZM59 118H58V119H59ZM61 118H62V117H61ZM66 118H64V119H66ZM105 118H106V117H105ZM149 118H151V117H149ZM154 118H155V117H154ZM154 118H153V119H154ZM169 118H170V117H169ZM179 118H180V117H179ZM183 118H184V117H183ZM197 118H198V117H197ZM208 118H209V117H208ZM235 118H236V117H235ZM245 118H246V117H245ZM35 119H36V120H35ZM51 119H52V118H51ZM64 119L61 120L62 122H59V125H60L59 128H60V129H61V128H64V129H68V128H70V127H71V124H70V123H69L70 126L66 128V126H68V125H67L68 122H67V121L64 122ZM91 119H92V118H91ZM98 119H99V118H98ZM112 119L114 120V118H112ZM120 119H121V118H120ZM147 119H148V118H147ZM151 119H152V118H151ZM153 119H152V120H153ZM180 119H181V118H180ZM187 119H188V118H187ZM214 119H215V117H214ZM238 119H239V118H238ZM242 119H243V118H242ZM27 120H28V123H27V122H25V123L30 124V123H29V119H27ZM27 120H26V121H27ZM83 120H84V119H83ZM102 120H103V119H102ZM126 120H127V119H126ZM131 120H132V119H131ZM133 120H134V119H133ZM155 120H156V119H155ZM182 120H183V119H182ZM201 120H202V119H201ZM218 120H219V119H218ZM222 120H223V119H222ZM230 120L232 121V119H230ZM240 120H241V118H240ZM69 121H70V120H69ZM81 121H82V120H81ZM117 121H118V120H117ZM122 121H123V119H122ZM144 121H145V119H144ZM149 121H150V120H149ZM160 121H161V119H160ZM160 121H159V122H160ZM167 121H168V120H167ZM196 121H198V120H196ZM223 121H224V120H223ZM244 121H245V119H244ZM247 121H248V120H247ZM255 121H256V120H255ZM263 121H264V120H263ZM35 122H34V123H35ZM63 122H64V123H63ZM72 122H71V123H72ZM95 122H96V121H95ZM110 122L112 123L113 121H110ZM123 122H124V121H123ZM123 122H122V123H123ZM140 122H141V121H140ZM155 122H156V121H155ZM161 122H162V121H161ZM168 122H169V121H168ZM175 122H176V120H175ZM184 122H185V121H184ZM186 122H189V120H188V121L186 120ZM232 122H233V121H232ZM22 123H23V124H22ZM37 123H38V122L35 123V126H36ZM44 123H45V122H44ZM48 123H49V121H48ZM50 123H52V122H50ZM61 123H62L64 126H65V124H66V126H65V127H62V126H61ZM81 123H82V122H81ZM89 123H90V122H89ZM106 123H107V122H106ZM113 123H114V122H113ZM124 123H125V122H124ZM126 123H127V122H126ZM126 123H125V124H126ZM149 123H150V122H149ZM173 123H174V122H173ZM191 123H193V122H191ZM196 123H197V122H196ZM199 123H200V122H199ZM208 123H210V122H208ZM218 123H219V122H218ZM237 123H238V122H237ZM247 123H248V122H247ZM252 123H253V122H252ZM27 124H26V125H27ZM32 124H33V122H32ZM38 124H39V123H38ZM53 124H54V123H53ZM53 124H52V125H53ZM73 124H74V123H73ZM97 124H98V123H97ZM114 124H115V123H114ZM136 124H137V123H136ZM142 124H144L143 121H142ZM157 124H158V123H157ZM187 124H188V123H187ZM216 124H217V123H216ZM222 124H223V123H222ZM239 124H240V122H239ZM19 125H22V126L19 127ZM40 125H41V124H40ZM45 125H46V124H45ZM75 125H76V124H75ZM82 125H83V124H82ZM102 125H103V124H102ZM129 125H130V124H129ZM144 125H145V124H144ZM155 125H156V124H155ZM160 125H161V124H160ZM175 125H176V124H175ZM203 125H204V124H203ZM234 125H236V123H235ZM245 125H246V124H245ZM257 125H258V124H257ZM50 126H51V124H50ZM54 126H55V124L53 125V127H54ZM100 126H101V125H100ZM100 126H99V127H100ZM125 126H126V125H125ZM127 126H128V125H127ZM138 126H139V124H138ZM138 126L136 125L135 127H138ZM141 126H142V125H141ZM146 126H147V124H146ZM148 126H149V125H148ZM153 126H154V125H153ZM171 126H172V125H171ZM173 126H174V125H173ZM195 126H197V125H195ZM214 126H215V125H214ZM242 126H243V125H242ZM28 127H29V125H28ZM28 127H26V130H28ZM31 127H32V128H31ZM33 127H34L33 125L30 126L31 129H35V128H33ZM43 127H44V126H43ZM43 127H42V128H43ZM46 127H47V126H46ZM48 127H49V126H48ZM57 127H58V126H57ZM75 127H76V126H75ZM104 127H106V126H104ZM110 127H111V125H110ZM114 127H115V126H114ZM114 127H113V128H114ZM117 127H118V126H117ZM151 127H152V126H151ZM164 127H165V126H164ZM184 127H186V126H184ZM191 127H192V125H191ZM226 127H227V126H226ZM228 127H229V126H228ZM230 127H231V126H230ZM239 127H240V126H239ZM22 128H23V127H22ZM24 128H25V126H24ZM36 128L38 129V125H37ZM42 128H40V129H42ZM55 128H56V127H55ZM81 128H82V127H81ZM106 128H107V127H106ZM111 128H112V127H111ZM123 128L125 129V127H123ZM123 128H121V129L118 128V129H120V132H121V130H122ZM128 128H129V126H128ZM159 128L163 129L162 127H159ZM165 128H166V127H165ZM174 128H175V127H174ZM197 128H199V127H197ZM203 128H204V127H203ZM235 128H236V127H235ZM241 128H242V127H241ZM241 128H240V129H241ZM31 129H30V130H31ZM37 129H36V130H37ZM83 129H84V128H83ZM93 129H95V128H93ZM108 129H109V128H108ZM135 129H136V128H134V130H135ZM138 129H139V128H138ZM179 129L181 130V128H179ZM204 129H206V128H204ZM225 129H226V128H225ZM22 130H23V132H24V129H22ZM48 130H49V129H48ZM52 130H54V132H55V130H57V129H51V132H52ZM71 130H72L71 132L73 133L74 128H73V129L71 128ZM85 130H86V129H85ZM89 130H90V128H89ZM145 130H146V132L148 131L147 129H145ZM210 130H211V129H210ZM213 130H214V128H213ZM221 130H222V129H221ZM236 130H237V129H236ZM238 130H239V129H238ZM247 130H248V129H247ZM257 130H258V129H257ZM19 131L21 132V130H19ZM33 131H34V130H33ZM33 131H32V132H33ZM38 131H39V130H37V132H38ZM46 131H47V128H46ZM61 131H62V133H63L64 130L61 129ZM61 131H60V132H61ZM77 131H78V130H77ZM80 131H81V130H80ZM101 131H102V130H101ZM103 131H104V129H103ZM108 131H109V130H108ZM110 131H112V130L110 129ZM116 131H117V130H116ZM136 131H137V130H136ZM157 131H158V130H157ZM162 131H164V130H162ZM165 131H166V130H165ZM168 131H169V128H168ZM176 131H177V130H176ZM198 131H199V130H198ZM228 131H229V130H228ZM228 131H227V132H228ZM240 131H241V130H240ZM28 132H29V130L27 131V133H28ZM37 132H35V133H37ZM40 132L43 134L44 131H40ZM47 132H48V131H47ZM57 132H59V131H57ZM60 132H59L58 134H60ZM69 132H70V130H69V131L66 130V133H69ZM83 132H84V131H83ZM88 132H89V131H88ZM95 132H97V131H95ZM117 132H118V131H117ZM123 132H124V130H123ZM177 132H178V131H177ZM179 132H180V131H179ZM192 132H193V131H192ZM206 132H207V131H206ZM206 132H205V133H206ZM212 132H213V131H212ZM219 132H220V130H219ZM27 133H26V135H27ZM64 133H65V132H64ZM77 133H78V132H77ZM106 133H107V131H105V134H106ZM141 133H143V132H141ZM154 133H155V132H154ZM167 133H168V132H167ZM194 133H195V132L192 133V136L194 135ZM235 133H236V132H235ZM12 134H11L12 138H10V139H12V140H14V141L16 140L15 142H18V141H17L18 137H17V139H16V136H13ZM20 134H21V133H20ZM23 134H25V133H23ZM29 134H31V131L29 132ZM32 134H33V133H32ZM32 134H31V137H32ZM44 134H45V133H44ZM47 134H49V133H47ZM50 134H51V133H50ZM50 134H49V135H50ZM58 134H56V135L58 136ZM108 134H109V132H108ZM113 134H114V133H113ZM123 134H124V133H123ZM130 134H131V133H130ZM134 134H136V133H134ZM139 134H140V133H139ZM165 134H166V133H165ZM177 134H178V133H177ZM198 134L200 135V133H198ZM202 134H203V133H202ZM207 134H208V133H207ZM223 134H224V133H223ZM223 134H222V135H223ZM33 135H34V134H33ZM56 135H55V136H56ZM74 135H75V133H74ZM74 135H73V136H74ZM76 135H77V134H76ZM80 135H81V134H80ZM82 135H83V134H82ZM86 135H87V134H86ZM89 135H90V134H89ZM91 135H92V134H91ZM93 135H94V134H93ZM95 135H96V134H95ZM101 135H102V134H101ZM106 135H107V134H106ZM160 135H161V134H160ZM174 135H175V134H174ZM190 135H191V134H189V136H190ZM203 135H204V134H203ZM210 135H211V134H210ZM210 135H209V136H210ZM250 135H251V134H250ZM11 136H10V137H11ZM59 136H60V135H59ZM61 136H62V134H61ZM61 136H60V137H61ZM63 136H64V135H63ZM73 136H72V137H73ZM87 136H88V135H87ZM136 136H138V134H137ZM136 136H135V137H136ZM142 136H143V135H142ZM154 136H155V135H154ZM167 136H168V135H167ZM179 136H180V135H179ZM200 136H201V135H200ZM200 136H199V137H200ZM207 136H208V135H207ZM216 136H217V135H216ZM237 136H238V135H237ZM251 136H252V135H251ZM262 136H263V135H262ZM7 137H8V136H7ZM21 137L23 138V136L20 135L19 138H21ZM25 137H26V136H24V138H25ZM28 137H30V136H28ZM28 137H26V138L28 139ZM35 137H36V134H35ZM35 137H33V139H34ZM40 137H41V139H44V138H46V137H48V136L44 137V135H40V134H39L38 137L35 138L34 141H37L38 138L40 139ZM42 137H43V138H42ZM53 137H54V135H53ZM60 137H59V138H60ZM78 137H79V136L77 135V138H78ZM92 137H94V136H92ZM103 137H105V136H103ZM128 137H129V135H128ZM128 137H127V138H128ZM165 137H166V136H165ZM204 137H205V136H204ZM211 137H212V136H211ZM234 137H235V136H234ZM234 137H233V138H234ZM246 137H247V136H246ZM4 138H5V137H4ZM24 138H23V139H24ZM26 138H25V140H26ZM56 138H58V137H56ZM94 138H95V137H94ZM94 138H92V139H94ZM97 138H98V136H97ZM109 138H110V137H109ZM140 138H141V137H140ZM140 138H139V139H140ZM145 138H146V137H145ZM147 138H148V137H147ZM162 138H163V137H162ZM192 138H193V137H192ZM200 138H201V137H200ZM241 138H242V137H241ZM2 139H3V138H2ZM5 139H6V138H5ZM7 139H8V138H7ZM36 139H37V140H36ZM41 139H40V140H41ZM64 139H65V138H64ZM66 139H67V138H66ZM66 139H65V140H66ZM103 139H105V138H103ZM106 139H107V137H106ZM114 139H115V138H114ZM149 139L151 140V138H149ZM149 139H148V140H149ZM177 139H178V138H177ZM187 139H188V138H187ZM187 139H185V140H187ZM12 140H11V141H12ZM29 140H30V139H29ZM29 140H27V141H29ZM40 140L37 141V144H35V146H37V147H39V148L42 147V149H40V150H43L44 142H43V146H41L42 144H40V142H39ZM44 140H45V139H44ZM49 140H50V139H49ZM61 140H62V139H61ZM85 140L87 141L88 139H85ZM94 140H96V139H94ZM140 140H141V139H140ZM167 140H168V139H167ZM181 140H182V139H181ZM232 140H233V139H232ZM254 140H255V139H254ZM6 141H8V140H6ZM9 141H10V140H9ZM11 141H10V142H11ZM19 141H21V140H19ZM30 141H31V140H30ZM42 141H43V140H42ZM77 141H78V140H77ZM80 141H82V140H80ZM90 141H91V140H90ZM101 141H102V140H101ZM101 141H100V142H101ZM124 141H125V140H124ZM126 141H127V140H126ZM131 141H132V140H131ZM136 141L138 142V140H136ZM146 141H147V140H146ZM158 141H159V140H158ZM169 141H170V140H169ZM212 141H213V143H214V140H212ZM216 141H217V140H216ZM32 142H33V141H32ZM63 142H64V140H63ZM68 142H69V141H68ZM72 142H73V139H72ZM82 142H83V141H82ZM87 142H88V141H87ZM96 142H98V141H96ZM129 142H130V141H128V143H129ZM133 142H135V139H134ZM133 142H130V143H133ZM149 142H150V141H149ZM179 142H180V141H179ZM191 142H192V141H191ZM198 142H200V141H198ZM210 142H211V141H210ZM0 143H1V141H0ZM11 143H13V141H12ZM23 143H24V142H23ZM55 143H58V142H57V141L54 142V145H55ZM85 143H86V142H85ZM89 143L91 144V142H89ZM106 143H107V142H106ZM110 143H111V141H110ZM110 143H109V144H110ZM120 143H121V142H120ZM124 143H125V142H122V144H124ZM126 143H127V142H126ZM147 143H148V142H147ZM175 143H176V142H175ZM175 143H174V144H175ZM180 143H181V142H180ZM248 143H249V142H248ZM250 143H251V142H250ZM252 143H253V141H252ZM1 144H2V143H1ZM29 144H31V142H30ZM32 144H34V142H33ZM64 144H65V143H64ZM64 144H63V145H64ZM87 144H88V143H87ZM144 144H145V143H144ZM151 144H152V143H151ZM158 144H159V143H158ZM178 144H179V143H178ZM188 144H189V143H188ZM193 144H194V143H193ZM209 144H210V143H209ZM244 144H245V143H244ZM14 145H16V144H14ZM21 145H22V144H21ZM24 145H25V144H24ZM24 145H23V146H24ZM83 145H84V144H83ZM113 145H115V144H113ZM125 145H126V144H125ZM146 145H147V144H146ZM182 145H183V144H182ZM206 145H207V144H206ZM248 145H249V144H248ZM251 145H252V144H251ZM255 145H256V144H255ZM255 145H254V146H255ZM262 145H263V144H262ZM31 146H33V145H31ZM49 146H50V145H49ZM67 146H69V145H67ZM70 146H71V145H70ZM92 146H93V145H92ZM98 146H99V145H98ZM108 146H109V145H108ZM118 146H119V145H118ZM126 146H128V145H126ZM164 146H165V145H164ZM183 146H184V145H183ZM189 146H190V145H189ZM202 146H205V145L202 144ZM202 146H201V147H202ZM220 146H221V145H220ZM240 146H241V145H240ZM252 146H253V145H252ZM258 146H259V145H258ZM1 147H2V146H1ZM1 147H0V148H1ZM21 147H22V146H21ZM33 147H34V146H33ZM61 147H62V146H61ZM78 147H79V146H78ZM120 147H124V146H121V145H120ZM133 147H134V146H133ZM133 147L130 146V147H128V148H133ZM138 147H139V146H138ZM144 147H145V146H144ZM153 147H154V146H153ZM153 147H152V148H153ZM157 147H158V146H157ZM157 147H156V148H157ZM159 147H160V146H159ZM179 147H180V146H179ZM179 147H177V148H179ZM194 147H195V146H194ZM213 147H214V146H213ZM213 147H212V148H213ZM222 147H223V144H222ZM242 147H243V146H242ZM248 147H249V146H248ZM13 148H14V147H13ZM25 148H26V146H25ZM25 148L23 147L24 150H26ZM27 148H28V145H27ZM35 148H36V147H35ZM35 148H34V150H32V149L29 148V150H31V152H33V151H34V152L37 151L38 154H39V151H40V150H38V148H37V149H35ZM44 148H45V147H44ZM51 148H52V146H51ZM69 148H70V147H68V149H69ZM81 148H82V147H81ZM81 148H79V150H80ZM88 148H89V145H88ZM91 148H92V147H91ZM109 148H110V147H109ZM116 148H117V147H116ZM118 148H119V147H118ZM215 148H216V147H215ZM223 148H224V147H223ZM233 148H234V147H233ZM249 148H252V147H249ZM23 149H22V151H23ZM47 149H50V148H48V146H47ZM53 149H54V148H53ZM65 149H66V147H65ZM70 149H71V148H70ZM83 149H84V148H83ZM92 149H93V148H92ZM104 149H106V148H104ZM120 149H121V148H120ZM150 149H151V148H150ZM174 149H175V147H174ZM203 149H204V148H203ZM220 149H221V148H220ZM236 149H237V147H236ZM263 149H264V148H263ZM44 150L46 151V149H44ZM54 150H55V149H54ZM76 150H78V149H76ZM79 150H78V153H79ZM109 150H110V149H109ZM113 150H114V148H113ZM124 150H125V149H124ZM124 150H123V151H124ZM130 150H131V149H130ZM143 150H145V149H143ZM148 150H149V149H148ZM179 150H180V149H179ZM190 150H191V149H190ZM208 150H209V147H208ZM211 150H212V149H211ZM213 150H214V149H213ZM216 150H217V151H221V150H219V149H216ZM238 150H239V149H238ZM238 150H237V151H238ZM245 150H246V149H245ZM245 150H244V151H245ZM249 150H250V149H249ZM27 151H28V149H27ZM62 151H63V150H62ZM66 151H67V149H66ZM66 151H65V152H66ZM80 151H82V150H80ZM87 151H89V150L87 149ZM96 151H97V150H96ZM106 151H107V149H106ZM117 151H118V150H117ZM125 151H126V150H125ZM125 151H124V152H125ZM152 151H153V150H152ZM164 151H165V150H164ZM168 151H169V149H168ZM206 151H207V149H206ZM217 151H216V152H217ZM224 151H225V150H224ZM241 151H242V150H241ZM20 152H21V151H20ZM42 152H43V151H42ZM63 152H64V151H63ZM72 152H73V151H72ZM74 152H75V149H74ZM74 152H73V153H74ZM89 152H90V151H89ZM98 152H99V151H98ZM107 152H108V151H107ZM111 152H112V151H111ZM115 152H116V151H114V153H115ZM136 152H137V151H136ZM155 152H156V151H155ZM173 152H174V150H173ZM193 152H194V151H193ZM196 152H197V151H196ZM198 152H199V151H198ZM213 152H214V151H213ZM45 153H46V152H45ZM70 153H71V151H70ZM70 153H69V154H70ZM75 153H76V157H77V151H76ZM82 153H83V152H82ZM82 153H81V154H82ZM85 153H86V150H85ZM104 153H105V152H104ZM109 153H110V152H109ZM112 153H113V152H112ZM127 153H129V152H127ZM158 153H159V152H158ZM208 153H209V152H208ZM210 153H212V152H210ZM217 153H218V152H217ZM217 153H216V155H217ZM222 153H223V152H222ZM225 153H226V152H225ZM236 153H237V152H236ZM3 154H4V153H3ZM7 154H8V153H7ZM25 154H26V153H25ZM28 154H30V151H29ZM28 154H27V155H28ZM31 154H33V153H31ZM35 154H37V153L35 152ZM41 154H42V153H41ZM64 154H65V153H64ZM67 154H68V152H67ZM67 154H66V155H67ZM117 154H118V152H117ZM120 154H121V153H120ZM129 154H130V153H129ZM137 154H138V153H137ZM151 154H152V153H151ZM171 154H172V153H170L169 155L171 156ZM189 154H190V153H189ZM214 154H215V153H214ZM219 154H220V153H219ZM219 154H218V155H219ZM238 154H239V153H238ZM247 154H248V153H247ZM249 154H250V153H249ZM23 155H24V154H23ZM52 155H53V154H52ZM71 155H73V154H71ZM71 155H70V156H71ZM82 155H83V154H82ZM102 155H103V154H102ZM125 155H126V153H125ZM125 155H124V156H125ZM133 155H134V154H133ZM138 155H139V154H138ZM140 155H141V153H140ZM169 155H168V156H169ZM182 155H183V154H182ZM241 155H242V153H241ZM241 155H239V156L242 157ZM3 156H4V155H3ZM5 156H7V155H5ZM16 156H17V155H16ZM33 156H34V155H33ZM79 156H80V154H79ZM97 156H98V155H97ZM112 156H113V155H112ZM128 156H129V155H128ZM134 156L136 157V154H135ZM148 156H149V155H148ZM150 156H151V155H150ZM150 156H149V157H150ZM154 156H155V155H154ZM154 156H153V157H154ZM156 156H158V155H156ZM160 156H161V155H160ZM173 156H174V155H173ZM178 156H179V155H178ZM194 156H195V155H194ZM197 156H198V155H197ZM201 156H202V155H201ZM201 156L199 155L198 157L201 158ZM205 156H206V155H205ZM224 156H225V155H224ZM228 156H229V155H228ZM233 156L236 157L235 155H233ZM244 156H245V155H244ZM249 156H251V155H249ZM0 157H1V156H0ZM7 157H8V156H7ZM11 157H12V156H11ZM28 157H29V156H28ZM30 157H31V156H30ZM49 157H50V156H49ZM58 157H60V156H58ZM61 157H62V156H61ZM125 157H126V156H125ZM137 157H138V156H137ZM216 157H217V156H216ZM240 157H236V158H240ZM36 158H37V157H36ZM40 158H41V157H40ZM67 158H69V157H67ZM78 158H79V157H78ZM119 158H120V157H119ZM127 158H128V157H127ZM127 158H126V159H127ZM131 158H133V157H131ZM158 158H159V157H158ZM161 158H162V157H161ZM161 158H159V159H161ZM168 158H169V157H168ZM193 158H196V156L193 157ZM202 158H203V157H202ZM257 158H258V157H257ZM4 159H5V158H4ZM33 159H35V158L33 157ZM52 159H53V157H52ZM60 159H61V158H60ZM135 159H137V158H135ZM135 159H133V160H135ZM185 159H186V158H185ZM197 159H198V158H197ZM197 159H196V160H197ZM215 159L218 160L217 158H215ZM220 159H221V158H220ZM222 159H223V157H222ZM224 159H225V158H224ZM255 159H256V158H255ZM8 160H9V159H8ZM18 160H19V159H18ZM20 160H21V159H20ZM28 160H29V159H28ZM48 160H49V159H48ZM56 160H57V159H56ZM58 160H59V159H58ZM73 160H75V158H74ZM127 160H129V158H128ZM162 160H163V159H162ZM164 160H166V159H164ZM183 160H184V159H183ZM200 160H201V159H200ZM200 160H199V161H200ZM228 160H229V159H228ZM231 160H232V158H231ZM2 161H3V160H2ZM34 161H35V160H34ZM50 161H51V160H50ZM121 161H122V160H121ZM124 161H125V160H124ZM158 161H159V160H158ZM190 161H191V160H190ZM192 161H193V160H192ZM201 161H202V160H201ZM208 161H209V159H208ZM212 161L214 162V160H212ZM219 161H220V160H219ZM219 161H218V162H219ZM234 161H235V160H234ZM242 161H243V160H242ZM6 162H8V161H6ZM18 162H19V161H18ZM38 162H39V161H38ZM115 162H116V161H115ZM142 162H143V161H142ZM161 162H163V161H161ZM197 162H198V160H197ZM204 162H205V161H204ZM236 162H237V161H236ZM238 162H239V161H238ZM28 163H29V162H28ZM34 163H35V162H34ZM59 163H60V162H59ZM73 163H74V162H73ZM122 163H123V161L121 162V164H122ZM126 163H128V162H126ZM131 163H132V162H131ZM181 163H182V162H181ZM181 163L178 162V164H181ZM185 163H186V162H185ZM207 163H208V162H207ZM207 163H206V164H207ZM211 163H212V162H211ZM223 163H224V162H223ZM252 163H253V162H252ZM21 164H22V163H21ZM32 164H33V162H32ZM52 164H53V162H52ZM56 164H57V162H56ZM146 164H147V163H146ZM217 164H218V163H217ZM221 164H222V163H221ZM250 164H251V163H250ZM6 165H7V164H6ZM46 165H47V164H46ZM115 165H116V164H114V166H112V167L115 168ZM125 165H127V164H125ZM190 165H191L190 167H192V164H190ZM202 165H203V164H202ZM225 165H226V164H225ZM228 165H230V164H228ZM228 165H226V166H228ZM245 165H247V164H245ZM30 166H31V164H30ZM33 166H34V164H33ZM50 166H51V165H50ZM50 166H48V167H50ZM63 166H64V165H63ZM119 166H121V165H119ZM137 166H138V165H137ZM173 166H174V165H173ZM176 166H177V165H176ZM183 166H184V165H183ZM185 166H186V165H185ZM204 166H205V164H204ZM208 166H209V165H208ZM220 166H221V165H220ZM223 166H224V165H223ZM237 166H238V165H237ZM249 166H250V165H249ZM251 166H252V165H251ZM44 167H46V166H44ZM52 167L54 168V166H52ZM125 167H126V166H125ZM141 167H142V166H141ZM178 167H179V166H178ZM201 167H202V166H201ZM0 168H1V167H0ZM2 168H3V167H2ZM30 168H31V167H30ZM39 168H40V167H39ZM55 168H56V167H55ZM63 168H64V167H63ZM116 168H118V166H117ZM119 168H120V167H119ZM121 168H122V167H121ZM139 168H140V167H139ZM144 168H145V167H144ZM211 168H212V167H211ZM215 168H216V167H215ZM235 168H236V166H235ZM235 168H234V169H235ZM251 168H252V167H251ZM5 169H6V167H5ZM15 169H16V168H15ZM18 169H19V168H18ZM26 169H27V168H26ZM40 169H41V168H40ZM132 169H133V168H132ZM187 169L189 170V168H187ZM203 169H204V168H203ZM232 169H233V168H232ZM238 169H239V168H238ZM243 169H244V168H243ZM253 169H254V168H253ZM257 169H258V168H257ZM2 170H3V169H2ZM13 170H14V169H13ZM37 170H38V169H37ZM37 170H35V171L37 172ZM44 170H45V169H44ZM46 170H47V168H46ZM48 170H49V169H48ZM50 170H51V169H50ZM60 170H61V168H60ZM63 170H64V169H63ZM124 170H125V169H124ZM136 170H137V168H136ZM144 170H145V169H144ZM162 170H163V169H162ZM170 170H171V169H170ZM176 170H177V169H176ZM182 170H183V169H182ZM185 170H186V169H185ZM195 170H196V169H195ZM200 170L202 171L201 168H200ZM204 170H205V169H204ZM206 170H207V169H206ZM235 170H236V169H235ZM8 171H9V170H8ZM23 171H24V170H23ZM23 171H22V172H23ZM25 171H26V170H25ZM30 171H31V170H30ZM156 171H157V170H156ZM196 171H197V170H196ZM219 171H220V170H219ZM231 171H232V170H231ZM236 171H237V170H236ZM0 172H2V171L0 170ZM3 172L5 173V170H4ZM6 172H7V171H6ZM12 172H13V171H12ZM27 172H28V171H27ZM33 172H34V171H33ZM39 172H41V171H39ZM42 172H43V171H42ZM46 172H47V171H46ZM49 172H50V171H49ZM60 172H61V171H60ZM130 172H131V171H130ZM182 172H183V171H182ZM210 172H211V171H210ZM213 172H214V171H213ZM220 172H221V171H220ZM222 172H223V171H222ZM225 172H226V171H224L223 173L225 174ZM229 172H230V170H229ZM244 172L246 173V171H244ZM244 172H243V173H244ZM252 172H253V170H252ZM256 172H257V171H256ZM10 173H11V172H10ZM135 173H138V172L136 171ZM150 173H151V172H150ZM169 173H170V172H169ZM169 173H168V174H169ZM205 173H206V172H205ZM232 173H233V172H232ZM232 173H231V174H232ZM239 173H240V172H239ZM0 174H2V173H0ZM5 174H6V173H5ZM64 174H65V173H64ZM120 174H121V173H120ZM122 174H123V173H122ZM128 174H129V173H128ZM132 174H133V172H132ZM148 174H149V173H148ZM156 174H157V173H156ZM212 174H213V173H212ZM220 174H221V173H220ZM227 174H228V173H227ZM241 174H242V173H241ZM247 174H248V173H247ZM252 174H253V173H252ZM13 175H14V174H13ZM13 175H12V176H13ZM21 175H22V174H21ZM36 175H37V174H36ZM141 175H142V174H141ZM149 175H150V174H149ZM152 175H153V174H152ZM176 175H177V174H176ZM186 175H187V174H186ZM186 175H185V176H186ZM191 175H192V174H191ZM200 175H201V174H200ZM203 175H205V174H203ZM203 175H202V176H203ZM222 175H223V174H222ZM233 175H236V174H233ZM250 175H251V174H250ZM6 176H7V174L5 175V177H6ZM14 176H15V175H14ZM14 176H13V177H14ZM16 176H17V175H16ZM31 176H32V175H31ZM113 176H114V175H113ZM117 176H119V175H117ZM117 176H116V177H117ZM130 176H131V175H130ZM147 176H148V175H147ZM161 176H162V175H161ZM163 176H164V175H163ZM173 176H175V175H172V177H173ZM178 176H179V175H178ZM180 176H181V175H180ZM180 176H179V177H180ZM188 176H189V175H188ZM206 176H207V174H206ZM211 176H212V175H211ZM245 176H246V175H245ZM18 177H19V173H18ZM21 177H22V176H21ZM25 177H26V176H25ZM25 177H24V178H25ZM32 177H33V176H32ZM109 177H110V176H109ZM120 177H121V176H120ZM126 177H127V176H126ZM132 177H134V175H133ZM150 177H151V176H150ZM152 177H153V176H152ZM181 177H182V176H181ZM181 177H180V178H181ZM221 177H222V176H221ZM236 177H237V176H236ZM249 177H250V176H249ZM1 178H2V175H0V181H1ZM28 178H29V177H28ZM114 178H115V177H114ZM117 178H118V177H117ZM121 178H122V177H121ZM124 178H125V177H123V179H124ZM166 178H168V176H167ZM174 178H175V177H174ZM176 178H177V177H176ZM202 178H203V177H202ZM205 178H206V177H205ZM205 178H204V179H205ZM208 178H209V177H208ZM245 178H246V177H245ZM2 179L4 180V179H6V178L3 177ZM9 179H10V178H9ZM14 179H15V178H14ZM22 179H23V178H22ZM26 179H27V178H26ZM33 179L35 180L34 177H33ZM125 179H126V178H125ZM141 179H143V178L141 177ZM160 179H161V178H160ZM178 179H179V178H178ZM199 179H201V177H200ZM222 179H223V178H222ZM230 179H231V177H230ZM230 179H229V180L227 179V181H230ZM3 180H2V181H3ZM154 180H155V179H154ZM186 180H187V179H186ZM191 180H192V179H191ZM191 180H190V181H191ZM205 180H206V179H205ZM219 180H220V179H219ZM238 180H239V179H238ZM248 180H249V179H248ZM258 180H259V179H258ZM31 181H32V180H31ZM144 181H146V180H144ZM158 181H159V180H158ZM161 181H162V180H161ZM164 181H165V180H164ZM166 181H167V180H166ZM173 181H174V180H173ZM188 181H189V180H188ZM194 181H195V180L191 181V184H192V182H194ZM197 181H198V180H197ZM208 181H209V180H208ZM208 181H207V182H208ZM224 181H225V180H224ZM224 181H223V182H224ZM5 182H6V181H5ZM5 182L3 181V183H5ZM46 182H47V181H46ZM100 182H101V181H100ZM114 182H115V181H114ZM118 182H119V181H118ZM125 182H126V180H125ZM138 182H139V180H138ZM138 182H137V183H138ZM156 182H157V181H156ZM170 182H171V181H170ZM180 182H181V181H180ZM183 182H185V180H184ZM207 182H205L204 184H207ZM236 182H237V181H236ZM255 182H256V181H255ZM263 182H264V181H263ZM103 183H104V182H103ZM107 183H108V182H107ZM141 183H142V181H141ZM144 183H145V182H144ZM160 183H161V182H160ZM172 183L174 184V182H172ZM172 183H171V184H172ZM177 183H178V182H177ZM227 183L231 184V181H230V182H227ZM239 183H240V182H239ZM112 184H113V183H112ZM117 184H118V183H117ZM123 184H124V183H123ZM123 184H122V185H123ZM128 184H129V182H128ZM131 184H132V183H131ZM139 184H140V183H139ZM169 184H170V183H169ZM191 184H189V185H191ZM202 184H203V183H202ZM234 184H235V183H234ZM236 184H237V183H236ZM242 184H243V183H242ZM0 185H1V184H0ZM100 185H101V184H100ZM110 185H111V183H110ZM167 185H168V184H167ZM167 185H166V187H167ZM209 185H211V184H209ZM239 185H240V184H239ZM260 185H261V184H260ZM2 186H3V185H2ZM4 186H5V184H4ZM6 186H7V184H6ZM101 186H102V185H101ZM105 186H106V185H105ZM142 186H143V184H142ZM161 186H162V185H161ZM184 186H185V185H184ZM191 186H193V185H191ZM195 186H196V185H195ZM202 186H203V185H202ZM207 186H208V185H207ZM217 186H218V185H217ZM217 186H216V187H217ZM222 186H223V185H222ZM226 186H227V185H226ZM230 186H231V185H230ZM237 186H238V185H237ZM263 186H264V185H263ZM96 187H97V186H96ZM107 187H108V186H107ZM121 187H122V186H121ZM121 187H120V188H121ZM137 187H138V186H137ZM150 187H151V186H150ZM172 187H173V186H172ZM220 187H221V186H220ZM220 187H219V188H220ZM242 187H243V186H242ZM6 188H7V187H6ZM6 188H5V189H6ZM99 188H100V187H99ZM114 188H115V187H114ZM123 188H124V187H123ZM126 188H127V187H126ZM162 188H163V186H162ZM169 188H170V187H169ZM204 188H206V187H204ZM207 188H209V187H207ZM226 188H227V187H226ZM232 188H233V187H232ZM261 188H262V187H261ZM146 189H147V188H146ZM151 189H152V188H151ZM160 189H161V188H160ZM170 189H171V188H170ZM185 189H186V188H185ZM202 189H203V188H202ZM211 189H213V188H211ZM220 189H222V188H220ZM244 189H245V188H244ZM248 189H249V188H248ZM253 189H255V188L253 187ZM263 189H264V188H263ZM263 189H262V190H263ZM0 190H1V189H0ZM7 190H8V189H7ZM106 190H107V189H106ZM123 190H124V189H123ZM126 190H128V189H126ZM195 190H196V189H195ZM197 190H198V189H197ZM234 190H235V189H234ZM251 190H252V189H251ZM260 190H261V189H260ZM11 191H12V190H11ZM98 191H100V190L98 189ZM102 191H103V189H102ZM110 191H111V189H110ZM136 191H137V190H136ZM151 191H152V190H151ZM158 191H159V189H158ZM158 191H156V192H158ZM176 191H177V190H176ZM192 191H193V190H192ZM235 191H236V190H235ZM239 191H241V190H239ZM239 191H238V193H239ZM2 192L4 193L3 190H2ZM6 192H8V191H6ZM91 192H92V191H91ZM116 192H117V191H116ZM126 192H127V191H126ZM133 192H134V190L132 191V193H133ZM168 192H170V191H168ZM180 192H181V191H180ZM189 192H190V191H189ZM202 192H204V191H202ZM217 192H218V191H217ZM248 192H249V190H248ZM8 193H9V192H8ZM87 193H88V192H87ZM102 193H103V192H102ZM108 193H110V192H108ZM114 193H115V191H114ZM121 193H122V192H121ZM123 193H124V192H123ZM145 193H148V192H145ZM150 193H151V192H150ZM150 193H149V194H150ZM176 193H178V192H176ZM184 193H185V192H184ZM196 193H197V192H196ZM212 193H213V192H212ZM219 193H220V192H219ZM233 193H234V192H233ZM254 193H255V191H254ZM261 193H262V192H261ZM6 194H7V193H6ZM90 194H91V193H90ZM135 194H136V193H135ZM149 194H148V195H149ZM151 194H152V193H151ZM155 194H156V193H155ZM155 194H154V195H155ZM178 194H179V193H178ZM188 194H190V193H188ZM193 194H195V193L193 192ZM205 194H206V193H205ZM236 194H237V192H236ZM239 194H240V193H239ZM241 194H242V193H241ZM241 194H240V195H241ZM1 195H2V194H1ZM4 195H5V193H4ZM112 195H113V194H112ZM112 195H111V197H112ZM118 195H119V194H118ZM167 195H168V194H167ZM171 195H172V194H171ZM199 195H200V194H199ZM212 195H213V194H212ZM234 195H235V194H234ZM240 195H239V197H240ZM242 195H243V194H242ZM72 196H73V195H72ZM104 196H105V195H104ZM108 196H109V195H108ZM108 196H107V197H108ZM126 196H127V195H126ZM132 196H133V195H131V197H132ZM138 196H139V195H138ZM149 196H150V195H149ZM162 196H163V194H162ZM176 196H177V195H176ZM178 196H180V195H178ZM184 196H185V195H184ZM184 196H183V197H184ZM188 196H189V195H188ZM208 196H210V195H208ZM208 196H207V197H208ZM237 196H238V194H237ZM251 196H252V195H251ZM254 196H255V195H254ZM66 197H67V196H66ZM102 197H103V196H102ZM116 197L118 198V196H116ZM123 197H124V195H123ZM129 197H130V195H129ZM131 197H130V198H131ZM145 197H148V196H147V195L144 196V199H145ZM207 197H206V198H207ZM244 197H245V196H244ZM103 198H104V197H103ZM117 198H116V199H117ZM155 198H156V196H155ZM175 198H176V197H175ZM177 198H178V197H177ZM184 198H185V197H184ZM209 198H210V197H209ZM212 198H213V197H212ZM219 198H220V197H219ZM236 198H237V197H236ZM248 198H249V197H248ZM59 199H60V198H59ZM63 199H64V198H63ZM66 199H67V198H66ZM69 199H70V198H69ZM69 199H68V200H69ZM110 199H111V198H110ZM116 199H115V200H116ZM122 199H123V198H122ZM132 199H133V198H132ZM140 199H141V196H140ZM147 199H148V198H147ZM156 199H157V198H156ZM169 199H170V198H169ZM173 199H174V198H173ZM188 199H189V198H188ZM195 199H196V198H195ZM214 199H215V198H214ZM214 199H213V200H214ZM238 199H239V198H238ZM241 199H242V198H241ZM241 199H239V200H241ZM249 199H250V198H249ZM255 199H256V198H255ZM112 200H114V199H112ZM125 200H126V199H125ZM127 200H129V198H128ZM127 200H126V201H127ZM133 200H135V199H133ZM138 200H139V198H138ZM159 200H160V199H159ZM193 200H194V199H193ZM204 200H205V198H204ZM209 200H210V199H209ZM211 200H212V199H211ZM213 200H212V201H213ZM239 200H238V202H239ZM251 200H253V199H251ZM257 200H258V199H257ZM119 201L122 202L123 200H119ZM126 201H125L124 203L128 204ZM141 201H143V200H141ZM145 201H146V199H145ZM145 201H144V202H145ZM152 201H153V200H152ZM165 201H166V200H165ZM173 201H174V200L171 201V202H172V205H173ZM175 201H176V200H175ZM181 201H182V200H181ZM183 201H184V200H183ZM191 201H192V200H191ZM212 201H211V202H212ZM217 201L219 202V199H218ZM231 201H232V200H231ZM231 201H229V202L232 204ZM246 201H247V200H246ZM249 201H250V200H249ZM52 202H53V201H52ZM61 202H62V201H61ZM111 202H112V201H111ZM130 202H131V201H130ZM130 202H129V203H130ZM138 202H139V201H138ZM149 202H150V201H149ZM178 202H179V201H178ZM187 202H188V201H187ZM206 202H207V201H206ZM218 202H216V204H217ZM229 202H228V203H229ZM259 202H260V201H259ZM56 203H57V202H56ZM68 203H69V202H68ZM73 203H75V202H73ZM122 203H123V202H122ZM122 203H120V204H122ZM124 203H123V204H124ZM135 203H136V201H135ZM151 203H153V202H151ZM169 203H170V202H169ZM179 203H181V202H179ZM179 203H178V204H179ZM189 203H190V202H189ZM191 203H192V202H191ZM201 203H203V202H201ZM204 203H205V202H204ZM204 203H203V205H204ZM208 203H209V202H208ZM208 203H207V204H208ZM213 203H214V202H213ZM235 203H236V202H235ZM50 204H51V203H50ZM52 204H54V203H52ZM102 204H104V203L102 202ZM105 204L107 205L106 202H105ZM114 204H115V203H114ZM143 204H145V203H143ZM143 204H141V205H143ZM146 204H147V203H146ZM149 204H150V203H149ZM156 204H157V203H156ZM159 204H160V203H159ZM170 204H171V203H170ZM178 204H177V202H176V204H174V206H175V205H178ZM195 204H197V203H195ZM207 204H206V206H207ZM211 204H212V203H211ZM233 204H234V202H233ZM236 204H237V203H236ZM261 204H262V203H261ZM109 205H110V202H109ZM111 205L113 206V204H111ZM111 205H110V208H111ZM153 205H154V204H153ZM160 205H161V204H160ZM160 205H158V206H160ZM162 205H163V204H162ZM164 205H165V204H164ZM172 205H169V206H172ZM213 205H214V204H213ZM63 206H64V205H63ZM65 206H66V204H65ZM75 206H77V205H75ZM114 206H116V205H114ZM117 206H118V205H117ZM126 206H127V205H126ZM126 206L124 205V208H127ZM129 206H130V205H129ZM135 206H136V204H135ZM137 206H140V205H137ZM165 206H166V205H165ZM169 206H168V208H169ZM179 206H180V205H179ZM185 206H186V205H185ZM216 206H217V205H216ZM229 206H231V205H229ZM236 206H237V205H236ZM239 206H240V205H239ZM246 206H247V205H246ZM251 206H252V205H251ZM253 206H255V203H254ZM263 206H264V204H263ZM54 207H55V206H54ZM57 207H58V206H57ZM73 207H74V206H73ZM89 207H92V206L89 205ZM96 207H97V206H96ZM96 207L93 206V208H95V209H96ZM100 207H101V206H100ZM107 207H108V206H106V209L108 210ZM120 207H121V206H120ZM132 207H133V206H131V209H132ZM154 207H155V206H154ZM201 207H202V205H201ZM201 207H200V208H201ZM226 207H227V206H226ZM237 207H238V206H237ZM256 207H257V206H256ZM55 208H56V207H55ZM101 208H103V207H101ZM104 208H105V207H104ZM138 208H139V207H138ZM141 208H142V207H141ZM141 208H140V209H141ZM143 208H144V207H143ZM155 208H156V207H155ZM165 208H166V207H165ZM165 208L163 207L162 209L165 210ZM183 208H184V207H183ZM191 208H192V207H191ZM191 208H190V209H191ZM194 208H196V207H194ZM203 208H204V206H203ZM203 208H202V209H203ZM209 208H210V207H209ZM216 208H217V207H216ZM240 208H241V207H240ZM253 208H254V207H253ZM60 209H61V208H60ZM81 209H82V207H81ZM87 209H88V208H87ZM112 209H113V207H112ZM114 209H115V211H116L117 208H114ZM118 209H119V208H118ZM135 209H136V207H135ZM140 209H139V210H140ZM149 209L152 210L151 207H149ZM149 209H148V210H149ZM188 209H189V208H188ZM205 209H208V208H205ZM214 209H215V208H214ZM243 209H244V208H243ZM249 209H250V208H249ZM259 209H260V207H259ZM262 209L264 210V207H263ZM52 210H53V209H52ZM52 210H51V211H52ZM58 210H59V209H58ZM66 210H67V209H66ZM75 210H76V208H75ZM97 210L99 211V209H97ZM97 210H96V211H94V210H93V211H92V210H89V211H91V212H93V213L95 214V212H98ZM110 210H111V209H110ZM122 210H124V209H122ZM127 210H128V209H127ZM139 210H138V211L136 210V211L139 213V212H140ZM143 210H144V209H143ZM145 210H146V209H145ZM158 210H159V208H158ZM160 210H161V208H160ZM160 210H159V211H160ZM167 210H168V209H167ZM170 210H174V209L171 208ZM170 210H169V211H170ZM199 210H200V209H199ZM225 210H226V209H225ZM234 210H236V209H234ZM247 210H248V209H247ZM256 210H257V209H256ZM263 210H261V211L263 212ZM60 211H61V210H60ZM68 211H69V210H68ZM76 211H78V210H76ZM80 211H81V210H80ZM108 211H109V210H108ZM108 211H107V212H108ZM149 211H150V210H149ZM153 211H155V210H153ZM153 211H152V212H153ZM179 211H180V210H179ZM195 211H196L195 214H196V213H199V212H197V210H195ZM204 211H206V210H204ZM214 211H215V210H214ZM214 211H213V212H214ZM259 211H260V210H259ZM103 212H104V211H103ZM110 212L113 213L114 211L111 210ZM126 212H127V211H126ZM133 212H135V211H133ZM133 212H132V213H133ZM137 212H136V213H137ZM142 212H145V211H142ZM142 212H141V213H142ZM146 212H147V211H146ZM160 212H161V211H160ZM166 212H167V211H166ZM189 212H190V211H189ZM191 212H192V211H191ZM193 212H194V211H193ZM202 212H203V210H202ZM202 212H201V213H202ZM207 212H209V211H207ZM211 212H212V211H211ZM213 212H212V215L215 214V216H214V217L211 216V217H213V218H215V219H213L212 225H211L209 228H205L206 230H207V229L209 230V229L211 228V229H210L211 232H210V231H209V232L212 233V236L209 237V234H210V233H209V234L207 233L208 236L205 235V236L207 237V240H206L205 244H203V247H202L203 250H201V251H202V253H201L202 255H201L200 259H199V255H200V253H196V256H197V254H199V255H198V260H197V261H198V262H197L198 264H201V263H202V264H214V262H215V261H214V260H215V256H216L217 254H218V256H219V254L221 253L220 251L222 250V249H221V250L219 251V248H220V245H221L220 242H222L221 240L225 239L224 235L226 236V234H227L226 231L229 230V229H225L226 227H228L227 224H228V221H229V220H227V219L225 220V216H226L227 214H226V215H225V213L220 214V213H219L220 211H216V213H215V212L213 213ZM240 212H242V211H240ZM253 212H254V211H253ZM54 213H55V212H54ZM70 213H71V212H70ZM82 213H83V212H82ZM99 213H100V212H99ZM112 213H111V214H112ZM123 213H124V211H123ZM132 213H131V214H132ZM138 213L135 214V216H137ZM153 213H155V212H153ZM153 213H150V214H152V216H153ZM156 213H159V212H156ZM163 213H165V211H164ZM185 213H186V212H185ZM203 213H204V212H203ZM233 213H234V212H233ZM248 213H250V212H248ZM248 213H247V214H248ZM255 213H256V212H255ZM257 213H258V211H257ZM259 213H261V212H259ZM259 213H258V215H257V217H258L257 219H258V220H259ZM59 214H60V213H59ZM107 214H108V215H107ZM111 214H110V215H111ZM114 214H115V215H113V214H112V215L115 216V218H116V212H114ZM120 214H121V212H120ZM120 214H119V215H120ZM139 214H140V213H139ZM144 214H145V213H144ZM147 214H148V212H147ZM147 214H146V216H147ZM166 214H167V213H166ZM169 214H170V213H169ZM174 214H176V213H174ZM189 214H193V213H189ZM195 214H194V216H195ZM204 214H205V213H204ZM207 214H208V213H207ZM209 214H210V212H209ZM237 214H238V213H237ZM242 214H243V213H242ZM51 215H52V213H51ZM70 215H71V214H70ZM89 215H91V214H89ZM99 215H100V214H99ZM102 215H103V214H101V216H102ZM106 215H107L108 217H107ZM112 215H111V216H112ZM119 215H117V217H118ZM121 215H123V214H121ZM126 215H127V214H126ZM129 215H130V214H129ZM132 215H133V214H132ZM159 215H160V214H158V216H159ZM176 215H177V214H176ZM186 215H187V214H186ZM49 216H50V215H49ZM71 216H72V215H71ZM77 216H78V215H77ZM81 216H82V215H81ZM83 216H84V215H83ZM85 216H88V215L85 214ZM104 216H105V217H103L104 219H105V218H107V219H111V222H113L114 220H115V221L118 220V218H117V219H115V218L112 219L113 217L109 216V213H106ZM124 216H125V215H124ZM133 216H134V215H133ZM140 216L142 217L143 215H140ZM146 216H145V217H146ZM160 216H161V215H160ZM162 216H163V214H162ZM166 216L168 217L169 215H166ZM174 216H175V215H174ZM183 216H185V215H183ZM198 216H199V215H198ZM236 216H237V215H236ZM238 216H239V215H238ZM243 216H244V215H243ZM247 216H248V215H247ZM251 216H252V215H251ZM251 216H250V217H251ZM261 216H262V215H261ZM261 216H260V218H261ZM58 217H59V216H58ZM64 217H66V216H64ZM67 217H68V215H67ZM92 217H93V216H92ZM94 217H96V215H95ZM94 217H93V218H94ZM121 217H122V216H121ZM130 217H131V215H130ZM145 217H143V219H144ZM147 217H148V216H147ZM171 217H172V219L174 220V218H173V216H172V213H171ZM181 217H182V216H180V218L178 217L179 220H180V222L182 221V220H181V219H182ZM185 217H186V216H185ZM192 217H193V216H192ZM202 217H203V215H202ZM202 217H201V219H202ZM206 217H207V216H206ZM229 217H230V216H229ZM250 217H248V218L250 219ZM253 217H254V216H253ZM43 218H45V217H43ZM50 218H52V217H50ZM59 218H60V217H59ZM59 218H58V219H59ZM61 218H62V217H61ZM69 218H70V217H69ZM77 218H79V217H77ZM81 218H82V217H81ZM90 218H91V217H90ZM90 218H88V220H87V221H88V224H89V222H90V220H89ZM93 218H91V219H93ZM98 218H99V217H98ZM103 218H101V219H103ZM125 218H126V217H125ZM125 218L123 219L124 221H125ZM127 218H128V217H127ZM135 218H136V217H135ZM135 218H134V219H135ZM137 218H138V217H137ZM137 218H136V220L138 221ZM152 218H153V217H151V219H152ZM163 218H164V217H163ZM194 218H195V217H194ZM204 218H205V217H204ZM226 218H227V216H226ZM248 218L246 217L247 220H248ZM40 219H41V218H40ZM46 219H47V218H46ZM63 219H66V218H63ZM70 219H71V218H70ZM73 219H74V218H73ZM73 219H72V220H73ZM83 219H84V218H83ZM85 219H86V217H85ZM120 219H121V218H120ZM141 219H142V218H141ZM151 219H150V220H151ZM158 219H159V217H158ZM164 219H165V218H164ZM183 219H184V218H183ZM199 219H200V218H199ZM209 219L212 220V218H209ZM209 219H208V221H209ZM244 219H245V218H244ZM246 219H245V220H246ZM257 219H256V218L253 219V220H256L255 223H258V222L261 223V222H262V221H261V222L258 221ZM78 220H79V219H78ZM98 220H99V219H98ZM112 220H113V221H112ZM130 220H131V219H130ZM130 220H129V221H130ZM139 220H140V218H139ZM145 220H146V219H145ZM145 220H144V221H145ZM155 220H156V219H155ZM162 220H163V219H162ZM185 220H186V219H185ZM192 220H194V219H192ZM206 220H207V219H206ZM262 220H263V217H262ZM50 221H51V220H50ZM65 221H67V219H66ZM65 221H64V222H65ZM92 221H94V219H93ZM92 221H91V223H92ZM104 221H105V220H104ZM104 221H103V224H104ZM107 221H108V220H107ZM109 221H110V220H109ZM109 221H108V222H109ZM115 221H114V222H115ZM118 221L121 223L120 220H118ZM126 221H128V219H126ZM132 221H133V219L131 220V222H132ZM137 221H136V222H137ZM142 221H143V220H142ZM146 221H147V220H146ZM153 221H154V220H153ZM159 221H160V220H159ZM159 221H158V222H159ZM165 221H166V219H165ZM176 221H177V220H176ZM190 221H191V220H190ZM208 221H206V222H208ZM230 221H231V220H230ZM233 221H234V220H233ZM250 221H252V219H251ZM31 222H32V221H31ZM40 222H41V221H40ZM44 222H45V221H44ZM59 222H61V220H60ZM67 222H69V220H68ZM75 222H77V221H75ZM136 222H135L134 224H137V226H138V223H136ZM139 222H140V221H139ZM149 222H150V221H149ZM158 222H157V223H158ZM162 222H163V221H162ZM180 222H179V223H180ZM198 222H199V221H198ZM198 222H197V223H198ZM201 222H202V221H201ZM226 222H227V223H226ZM240 222H241V221H240ZM244 222H245V221H244ZM29 223H30V222H29ZM29 223H28V225H29ZM48 223H49V222H48ZM48 223H47V224H48ZM56 223H58V222H56ZM65 223H66V222H65ZM71 223H72V221H71ZM78 223H79V222H78ZM83 223H84V222H83ZM96 223H97V222H96V220H95V224H96ZM105 223H106V225H108V226H106V227H109V224H112V225L114 226V227H113V226L111 225V226L113 227V228H112V231H111V228H110V231H111V232H110V231H107V234H109V235L112 234L113 231H114L113 229H116L117 225H116V224L114 225V223H110V222H109V224H107L106 221H105ZM116 223H117V222H116ZM141 223H142V222H141ZM144 223H145V222H144ZM144 223H142V224H144ZM151 223H152V221L150 222V224H151ZM159 223H160V222H159ZM159 223H158V224H159ZM172 223H173V222H172ZM175 223H177V222H175ZM179 223H177V225H178ZM183 223H184V222H183ZM248 223H250V222H248ZM253 223H254V222H253ZM259 223H258V224H254V225H260ZM30 224H31V223H30ZM47 224H46V225H43V224H42V225H43V226H47ZM61 224H62V223H61ZM103 224L101 225L102 228H106V227H103ZM124 224H126V222H125ZM131 224H133V223H131ZM142 224H140V226H141ZM161 224H162V223H160L159 225H161ZM173 224H174V223H173ZM185 224H186V222H185ZM202 224L205 225V222L202 223ZM37 225H38V224H37ZM58 225H59V224H58ZM78 225H79V224H78ZM89 225H90V224H89ZM89 225H88V227H89ZM104 225H105V224H104ZM120 225H121V224H120ZM120 225H119V226H120ZM122 225H123V224H122ZM126 225H128L127 228H130V229H131V227L133 226V225L130 226L129 223L126 224ZM163 225H164V224H163ZM187 225H188V224H187ZM189 225H190V224H189ZM191 225H192V224H191ZM193 225H194V224H193ZM196 225H197V224H196ZM207 225H210V224L207 223ZM240 225H241V224H240ZM242 225H243V224H242ZM251 225H252V223H251ZM23 226H24V225H23ZM23 226H22V227H23ZM29 226H30V225H29ZM29 226H28V227H29ZM53 226H54V225H53ZM55 226H56V225H55ZM55 226H54V227H55ZM60 226H61V225H60ZM60 226H59V227H60ZM62 226H63V225H62ZM84 226H85V225H84ZM90 226H91V225H90ZM93 226H95V225H93ZM96 226H97V225H96ZM96 226H95V227H96ZM111 226H110V227H111ZM135 226H136V225H135ZM140 226H139V227H140ZM142 226H143V225H142ZM142 226H141V228H143ZM149 226H150V225H149ZM154 226H155V225H154ZM172 226H173V225H172ZM229 226H230V224H229ZM244 226H245V225H244ZM263 226H264V225H263ZM51 227H52V226H51ZM56 227H57V226H56ZM74 227H75V226H74ZM76 227H77V226H76ZM79 227H80V226H79ZM120 227H121V226H120ZM124 227H125V225L123 226V228H124ZM145 227H148V226H145ZM156 227H157V224H156ZM180 227H181V226H180ZM182 227L184 228V226H182ZM190 227H191V226H190ZM195 227H196V226H195ZM195 227H194V229H195ZM204 227H205V226H204ZM238 227H239V226H238ZM242 227H243V226H242ZM245 227H246V226H245ZM249 227H250V226H248V228H249ZM254 227H255V226H254ZM24 228H25V227H24ZM30 228H31V227H30ZM30 228H29V229H30ZM42 228H44V227H42ZM63 228H64V227H63ZM65 228H66V227H65ZM80 228H81V227H80ZM82 228H83V224H82ZM89 228H90V227H89ZM102 228H100V229H102ZM127 228L125 227L124 230H126ZM150 228H151V227H149V229H150ZM152 228H153V227H152ZM159 228H160V227H159ZM177 228H178V227H177ZM183 228H181V229H183ZM197 228H198V227H197ZM200 228H201V229H200ZM200 228H198V229H200V230L203 229L202 227H200ZM240 228H241V227H240ZM248 228H246L247 231H248ZM260 228H261V227H260ZM17 229H18V228H17ZM22 229H23V228H22ZM40 229H41V227H40ZM45 229H46V227H45ZM49 229H51V228H49ZM76 229H77V228H76ZM83 229H84V228H83ZM86 229H87V228H86ZM90 229H91V228H90ZM96 229H97V228H96ZM118 229H122V228H118V227H117L116 231H120V230H118ZM132 229H133V228H132ZM149 229H148V231H149ZM153 229H154V228H153ZM168 229H169V228H168ZM184 229H185V228H184ZM184 229H183V230H184ZM205 229H204V230H205ZM238 229H239V228H238ZM246 229H243V230L245 231ZM263 229H264V228H263ZM15 230H16V229H15ZM32 230H33V229H32ZM47 230H48V229H47ZM52 230H54V229H52ZM92 230H94V229H92ZM107 230H109V229H107ZM122 230H123V229H122ZM134 230L136 231V228H134ZM134 230H132V231H134ZM139 230H140V228H139ZM159 230H160V229H159ZM164 230H165V229H164ZM178 230H179V229H178ZM249 230H251V229L249 228ZM16 231H17V230H16ZM43 231H44V229H43ZM48 231H49V230H48ZM55 231H56V230H55ZM58 231H59V230H58ZM58 231H57V233H58ZM66 231H68V232H67L66 234H64ZM70 231H71V230H70ZM77 231H78V230H77ZM77 231H76V233H77ZM95 231H96V230H95ZM97 231H99V230H97ZM103 231H104V234H106V233H105L106 230L103 229ZM116 231H114V232H116ZM145 231H146V230H145ZM145 231H144V232H145ZM156 231H157V230H156ZM166 231H168V230H166ZM169 231H170V230H169ZM184 231H186V229H185ZM197 231H198V230H197ZM224 231H225V232H224ZM239 231H240V229H239ZM239 231H238V232H239ZM244 231H243V233H244ZM253 231H255V229H254ZM259 231H260V230H259ZM262 231L264 232V230H262ZM38 232H39V231H38ZM45 232H47V231H45ZM65 232L62 231V234L60 233L61 236H60V234H57L58 237H57V235L55 234V235H56L55 237H57V238H56V240H55L54 242H50V240H49V242L44 241L43 243H41V241H40V243L43 245V249H44V250H43V249H42V250H43L44 253H45L44 255H46V257L43 258L42 261L40 260L41 258L39 259V260L41 261L40 263H38V262L36 263V261L34 262L33 259H34V257H36L35 255H32V254L27 253V254H24V255H26L24 259H22L23 257L20 258V255L18 254V255H19V258L16 256V258H15L14 261H12V260L10 259L11 256L8 255L9 257H8V256H7V257L10 259V261H12V262H10V264H53L55 258L57 259V257H58L62 262H64L65 264H72V263L74 264V262H75L76 260H74L73 262L70 263V262H69V259L73 260L74 256H72V255H74V252L77 251V248H75V247H77V246H76L75 243H74L73 245H75V247L69 249V247L72 246V245H71V246H69V245L72 244V243H69V244H68V239H67V238H69L68 236H70V235L72 236V234L69 233V229H68V230L66 229ZM80 232H81V231H80ZM83 232H84V231H83ZM85 232L88 233L89 231H88V232L85 231ZM158 232H159V231H158ZM163 232H164V231H163ZM171 232H173V230H171ZM186 232H188V231H186ZM191 232H192V231H191ZM198 232H200V231H198ZM245 232H246V231H245ZM14 233H15V232H14ZM14 233H13V234H14ZM20 233H21V232H20ZM47 233H48V232H47ZM52 233H53V232H52ZM71 233H72V232H71ZM90 233H91V232H90ZM94 233H96V232H94ZM94 233H93V234H94ZM98 233H101V234H100V235H102L101 238L104 236L102 230H101L100 232H98ZM132 233H133V232H132ZM134 233H135V232H134ZM145 233H146V232H145ZM153 233H154V232H153ZM175 233H176V232H175ZM177 233H178V232H177ZM179 233H181V232H179ZM189 233H190V232H189ZM193 233H194V232H193ZM202 233H204V232H202ZM239 233H240V232H239ZM247 233H248V232H247ZM251 233H252V232H251ZM15 234H16V233H15ZM41 234H42V232L39 234V235H40V238H41ZM63 234H64V235H63ZM78 234H79V231H78ZM84 234H85V233H84ZM84 234H82V236H83ZM91 234H92V233H91ZM91 234H90V235H91ZM93 234H92V235H93ZM107 234H106L104 237H108ZM115 234H120V235H122V231H121V233L117 232V233H115ZM115 234H112V235H113V236H116ZM128 234H129V232H128ZM139 234H140V233H139ZM182 234H183V233H182ZM191 234H192V233H191ZM194 234H195V233H194ZM237 234H238V233H237ZM237 234H236V236H237ZM241 234H242V233L238 234V236L241 235ZM244 234H245V233H244ZM27 235H28V234H26V238H27ZM36 235H38L37 232H36ZM36 235H35V237H36ZM74 235H75V234H74ZM87 235H89V234H87ZM90 235H89V236H90ZM112 235H111V236H112ZM120 235H119V236H120ZM123 235H124V233H123ZM141 235H142V234H141ZM149 235H150V234H149ZM160 235H161V232H160ZM160 235H159V236H160ZM166 235H167V234H166ZM166 235H165V236H166ZM170 235H171V234H170ZM186 235H187V234L185 233V236H186ZM189 235H190V234H189ZM195 235H197V234H195ZM199 235H200V234H198V236H199ZM201 235H202V237H203L204 234H201ZM248 235H249V234H248ZM259 235H260V234H259ZM262 235H263V234H262ZM11 236H12V234H10L9 237H11ZM16 236H17V235H16ZM24 236H25V235H24ZM29 236H31V235L29 234ZM46 236H47V235H46ZM79 236H80V235H79ZM79 236H78V239H79ZM93 236H94V235H93ZM93 236H92V238H93ZM113 236H112V237H113ZM119 236H117V239L119 238ZM130 236H131V235H130ZM130 236H129L128 238H130ZM157 236H158V235H157ZM157 236L155 235V237H157ZM165 236H164V238H165ZM187 236H188V235H187ZM198 236H197V237H198ZM238 236H237V238L239 239ZM251 236H252V235H251ZM13 237H14V236H13ZM13 237H12V238H13ZM35 237H34V238H35ZM52 237H53V236H52ZM52 237H51V238H52ZM80 237H81V236H80ZM85 237H86V236H85ZM99 237H100V236H98V238H99ZM109 237H110V236H109ZM142 237H143V236H142ZM144 237H146V236H144ZM167 237H169V244H170V245L173 244L172 242H177L176 239H175L173 236H172L173 238L170 237V236H167ZM189 237H190V236H189ZM191 237H194V236H191ZM3 238H5V237H3ZM28 238H29V237H28ZM32 238H33V234H32ZM32 238H31V239H32ZM45 238H47V237H45ZM76 238H77V237H76ZM81 238H82V237H81ZM88 238H91V237H88V236H87V240H88ZM92 238H91V239H92ZM94 238H95V237H94ZM101 238H99L98 240H100ZM125 238H126V237H125ZM157 238H158V237H157ZM171 238H172V239H171ZM204 238H205V237H203V239H204ZM222 238H223V239H222ZM244 238H245V237H244ZM256 238H258V237L256 236ZM259 238H260V237H259ZM5 239H6V238H5ZM14 239H15V238H14ZM22 239H23V238H22ZM29 239H30V238H29ZM37 239H38V238H37ZM37 239H36V241H37ZM47 239H50V238L48 237ZM52 239L54 240L55 238H52ZM52 239H51V240H52ZM71 239H72V238H71ZM96 239H97V238H96ZM105 239H107V238H104V240H105ZM113 239H115V238H111V240H113ZM120 239H121V238H120ZM131 239H132V238H131ZM138 239H139V238H138ZM151 239H152V238H151ZM159 239H160V237H159ZM159 239H158V242L160 241ZM179 239H180V238H179ZM181 239H183V238L181 237ZM185 239H187V238H185ZM185 239H184V240H185ZM194 239H195V237H194ZM198 239H199V238H198ZM240 239H241V238H240ZM252 239H253V238H252ZM254 239H255V238H254ZM11 240H12V239H11ZM39 240H40V239H39ZM41 240H42V238H41ZM43 240H44V239H43ZM53 240H52V241H53ZM83 240H84V239H83ZM92 240H93V242H94V239H92ZM107 240H108V239H107ZM111 240H108V241L111 242ZM115 240H116V239H115ZM115 240H113V241H114V242H117V241H118V240H116V241H115ZM141 240H142V239H141ZM141 240L139 239V241H141ZM188 240H189V239H188ZM195 240H196V239H195ZM200 240H202V239H200ZM200 240H197L196 242H197V243H198V241H199V242H202V241H200ZM244 240H246V242H247V238L244 239ZM249 240H250V238H249ZM256 240H257V239H256ZM259 240H260V239H259ZM262 240H263V239H262ZM3 241H4V240H3ZM17 241H18V240H17ZM26 241H27V239H26ZM32 241H33V240H32ZM32 241H31V242H32ZM34 241H35V240H34ZM95 241H97V240H95ZM102 241H103V240L101 239V241H100L99 243H101ZM113 241H112V242H113ZM127 241H129V240L127 239ZM127 241H126V242H127ZM155 241L157 242V240H155ZM155 241H153V239H152V241H149V242H150V243H151V242H154V243H155ZM166 241H167V240H166ZM185 241H186V240H185ZM185 241H184V242H185ZM193 241H194V240H193ZM223 241H224V240H223ZM240 241H241V240H240ZM14 242H15V241H14ZM14 242H13V243H14ZM85 242H87V241H85ZM88 242H90V241H88ZM93 242H92V243H93ZM103 242H104V241H103ZM112 242H111L110 244H112ZM149 242H147V243L149 244ZM170 242H171V243H170ZM180 242H181V241H180ZM180 242H179V243H180ZM246 242H245V243H246ZM261 242H262V241H261ZM7 243H8V242H7ZM25 243H26V242H25ZM79 243H80V242H79ZM79 243H78V245L81 244V243H80V244H79ZM97 243H98V242H97ZM106 243H107V241H106ZM129 243H130V242H129ZM142 243H143V242H142ZM147 243H146V244H147ZM159 243H160V242H159ZM163 243H164V242H163ZM167 243H168V242H167ZM179 243H178V244H179ZM188 243H189V242H188ZM251 243H252V240H251ZM253 243H254V241H253ZM256 243L258 244V241H257ZM256 243H255V246L257 245ZM259 243H260V242H259ZM0 244H1V241H0ZM3 244H4V243H3ZM3 244H2V246H4ZM32 244H33V243H32ZM41 244H40L39 246H42ZM83 244H84V243H83ZM103 244H104L103 247H105V250H106V247L109 246V245L106 244L107 246H105V242H104ZM124 244H125V243H124ZM124 244H123V246H124ZM139 244H140V243H139ZM139 244H138V245H139ZM152 244H153V243H152ZM165 244H166V243H165ZM191 244H193L192 247H194V245H195L196 243L194 244V243L192 242ZM219 244H220V245H219ZM224 244H225V243H224ZM236 244H237V243H236ZM9 245H10V244H9ZM26 245H27V244H26ZM30 245H31V244H30ZM67 245H68V246H67ZM116 245H117V243H116ZM121 245H122V243H121ZM128 245H129V244H127V246H128ZM132 245H133V244H132ZM155 245H156V244H155ZM176 245H177V244H176ZM198 245H199V243H198ZM200 245H201V244H200ZM246 245H249V244H247V243L244 244L245 247H246ZM251 245H252V244H251ZM260 245H261V244H260ZM262 245H263V244H262ZM13 246H14V245H13ZM13 246H12V243H11V247H12L11 249H12V250H13ZM27 246H28V245H27ZM27 246H26V247H27ZM88 246H89V245H88ZM88 246H87V247H88ZM91 246H92V245H91ZM112 246H113V245H112ZM134 246H135V245H134ZM136 246H137V245H136ZM153 246H154V245H153ZM153 246H150V247H153ZM157 246H158V245H157ZM157 246H156V247H157ZM159 246H160V245H159ZM159 246L157 247V248H159V249H157L158 251L156 250L157 253L160 251V248H161V247H159ZM167 246H168V245H167ZM167 246H166V245H165V246L163 245V247L166 248V249L163 248V250L166 251V252H164V251L162 250L161 253H162V252H163V253H168L169 250H167V249H169V248H171V247H172V249L174 248L173 251L175 250L174 244H173V246H170L169 248H167ZM178 246H179V245H178ZM178 246H177V247H178ZM182 246H184V245H182ZM182 246H181V247H182ZM186 246H189V245L186 244ZM233 246H234V245H233ZM233 246H232V247H233ZM258 246H259V245H258ZM258 246H257V247H258ZM9 247H10V246H9ZM83 247H85V245H84ZM89 247H90V246H89ZM99 247H100V245H99ZM142 247H143V246H142ZM142 247H141V249H142ZM145 247H146V246H145ZM147 247L149 248V246H147ZM177 247H176V248H177ZM179 247H180V246H179ZM190 247H191V246H190ZM190 247H189V248H190ZM236 247H237V246H236ZM238 247H239V246H238ZM245 247H244V248H245ZM0 248H1V247H0ZM7 248H8V247H7ZM19 248H20V247H19ZM79 248H80V247H79ZM81 248H82V247H81ZM110 248H111V247H110ZM110 248H109V249H110ZM113 248H114V247H113ZM122 248H123V247H122ZM127 248H128V247H127ZM134 248H135V247H134ZM195 248H197V245H195ZM199 248H200V246L198 247V250H199ZM261 248H262V247H261ZM15 249H16V248H15ZM17 249H18V248H17ZM74 249H76V250H75V251H72V250H74ZM97 249H98V248H97ZM101 249H102V248H100V250H101ZM111 249H112V248H111ZM116 249H117V248H116ZM119 249H121V248H119ZM132 249H133V248H132ZM146 249H147V248H146ZM154 249H155V247H154ZM172 249H170V251H171ZM185 249H187V248H185ZM185 249H184V250H185ZM192 249H193V248H192ZM241 249H242V248H241ZM241 249H240L239 251H241ZM247 249L249 250V248H247ZM30 250H32V249H29V252H30ZM84 250H85V249H84ZM98 250H99V249H98ZM100 250H99V251H100ZM113 250H114V249H113ZM125 250H127V249H125ZM144 250H145V249L140 250V251H141V252H142V251L144 252ZM180 250H181V249H180ZM188 250H189V252H190L191 249H188ZM193 250H194V249H193ZM196 250H197V249H196ZM234 250H235V249H234ZM236 250H237V249H236ZM258 250H259V249H258ZM260 250H261V249H260ZM262 250H263V249H262ZM262 250H261V251H262ZM5 251H8V250L5 249ZM15 251H16V250H15ZM19 251H20V250H19ZM24 251H25V250H24ZM67 251H68V253H67ZM71 251H72V252H71ZM78 251H79V250H78ZM78 251H77V252H78ZM93 251H94V250H93ZM96 251H97V250H96ZM99 251H98V252H99ZM103 251H104V250H103ZM109 251H110V250H109ZM118 251H119V250H118ZM123 251H124V250H123ZM127 251H128V250H127ZM127 251H126V252H127ZM137 251H138V250H137ZM149 251H150V248H149ZM149 251H148V252H149ZM154 251H155V250H154ZM156 251H155L154 253H156ZM194 251H195V250H194ZM194 251H193V253H194ZM232 251H233V250H232ZM232 251H231V252H232ZM254 251H255V250H254ZM8 252H10V251H8ZM8 252H7V253H8ZM12 252H13V251H12ZM25 252H26V251H25ZM35 252H36V251H35ZM40 252H41V251H40ZM86 252H87V250H86ZM89 252H90V249H89ZM98 252H97V253H98ZM104 252H105V251H104ZM115 252H116V251L114 250V253H115ZM121 252H122V250L119 251L120 255L122 254ZM124 252H125V251H124ZM134 252H136V251H134ZM143 252H142V253H143ZM145 252H146V251H145ZM174 252H175V251H174ZM177 252H178V251H177ZM177 252H176V253H177ZM182 252H184V251H182ZM182 252H178V253H180L179 255H181ZM191 252H192V251H191ZM191 252H190V253H191ZM196 252H198V251H196ZM257 252H258V251H257ZM257 252H256V253H257ZM4 253H5V252H4ZM16 253H18V252H16ZM30 253H31V252H30ZM61 253H63L62 255H64V254H65V255L68 254V256L70 255V257L67 259V261H68L69 263H67V262H65V260H63V259L65 258V256H63L62 258H60L62 255H61V256H57L58 254H61ZM69 253H70V254H69ZM71 253H72V254H71ZM80 253H81V252H80ZM83 253H84V252H83ZM83 253H82V254H83ZM100 253H101V252H100ZM106 253H107V252H106ZM137 253H138V252H137ZM152 253H153V252H152ZM161 253H158V254L160 255ZM163 253H162V255H163ZM186 253H188V252L186 251ZM232 253H233V252H232ZM256 253H255V254H256ZM0 254H1V253H0ZM13 254H14V253H13ZM38 254H39V253H38ZM89 254H90V253H89ZM91 254H92V253H91ZM128 254H129V253H128ZM132 254H133V253H132ZM132 254H131V255H132ZM143 254H144V253H143ZM145 254H146V253H145ZM147 254H148V253H147ZM147 254H146V255H147ZM158 254H156V255H158ZM173 254H174V253H173ZM182 254H183V253H182ZM188 254H189V253H188ZM191 254H192V253H191ZM230 254H231V253H230ZM234 254H235V253H234ZM234 254H233V255H234ZM249 254H250V253H249ZM253 254H254V253H253ZM10 255H11V254H10ZM41 255H42V254H41ZM109 255H110L109 253H108V255L106 254L107 257H108ZM112 255H113V254H112ZM118 255H119V254H118ZM118 255H117V256H118ZM152 255H154V254H152ZM164 255H165V254H164ZM167 255H168V254H167ZM167 255H166V256H167ZM170 255H172V254H170ZM170 255H169V256H170ZM176 255L178 256V254H176ZM176 255H175V256H176ZM194 255H195V254H194ZM233 255H231V256H233ZM244 255H245V254H244ZM256 255H257L258 257H257V256H253V258H254V257H257L256 259L254 258L255 261H253L254 259H251V261L253 262V264H264V251H262V253H260V254H259V252H258ZM33 256H34V257H33ZM42 256H43V255H42ZM79 256H81V255H79ZM83 256H84V255H83ZM90 256H91V255H90ZM102 256H103V255H102ZM106 256H105V257H106ZM115 256H116V255H113V256H112V257L114 258V260H118V259L115 258ZM143 256H144V255H143ZM187 256H189V255H187ZM218 256H216V258H217ZM0 257H1V256H0ZM13 257H15V255H14V256L12 255V258H13ZM31 257H32V258H31ZM38 257H39V256H38ZM66 257H67V256H66ZM71 257H73V258H71ZM81 257H82V256H81ZM91 257H92V256H91ZM95 257H96V256H95ZM99 257H101V256H99ZM119 257H121V256H119ZM154 257H155V256H154ZM184 257L186 258V255H185ZM192 257H193V256H192ZM192 257H191L192 260L195 258V260H193V261L195 262L197 258H196V257H193V258H192ZM236 257H237V256H235V258H236ZM87 258H89V257H87ZM87 258L84 257V259H86V260L89 261L90 259H87ZM101 258H102V257H101ZM103 258H104V257H103ZM103 258H102V261H104ZM129 258H130V256H129ZM129 258H128V259L126 258V259L129 260ZM136 258H137V257H136ZM138 258H139V257H138ZM143 258H144V257H143ZM151 258H152V257H151ZM155 258H156V257H155ZM160 258H162V257H159V260H160ZM164 258H166V257H164ZM172 258H173V256H172ZM188 258L190 259V257H188ZM213 258H214V260H213ZM251 258H252V257H251ZM3 259H4V258H3ZM6 259H7V258H6ZM13 259H14V258H13ZM92 259H93V258H92ZM106 259H107V258H106ZM130 259H131V258H130ZM132 259H133V258H132ZM141 259H142V258H141ZM156 259L158 260V257H157ZM167 259H168V258H167ZM176 259H177V258H175V260H176ZM191 259H190V262H189V263H191ZM245 259H246V258H245ZM4 260H5V259H4ZM36 260H37V259H36ZM99 260H101V259H99ZM107 260H108V259H107ZM110 260H111V259H110ZM112 260H113V259H112ZM127 260H126V261H127ZM139 260H140V259H139ZM143 260H144V259H143ZM151 260H154V258L151 259ZM184 260H185V259H184ZM240 260H241V259H240ZM5 261H6V260H5ZM5 261H3V262H5ZM7 261H9V260L7 259ZM61 261H60L58 264H61V263H62ZM79 261H81V260H79ZM79 261H78V263H79ZM88 261H85V260H84V262H86V264H88ZM94 261H95V260H94ZM97 261H98V260H97ZM123 261H124V259H123ZM126 261H125V262H126ZM135 261H136V260H135ZM140 261H141V260H140ZM145 261H146V260H145ZM147 261H148V259H147ZM147 261H146V263H147ZM163 261H166V259L163 260ZM168 261H169V259H168ZM172 261H173V260H172ZM177 261H178V260H177ZM251 261H250V262H251ZM57 262H58V259H57ZM95 262H96V261H95ZM98 262H100V264H101V261H98ZM112 262H113V261H112ZM118 262H119V261H118ZM127 262H128V261H127ZM137 262H139V261L137 260ZM141 262H142V261H141ZM150 262H151V261H150ZM169 262H170V261H169ZM187 262H188V261H187ZM187 262H186V263H187ZM239 262H240V261H239ZM252 262H251V264H252ZM64 263H62V264H64ZM91 263H92V260H91ZM93 263H94V262H93ZM115 263H117V262H115ZM129 263H130V262H129ZM151 263H152V262H151ZM156 263H157V262H156ZM167 263H168V262H167ZM171 263H172V262H171ZM174 263H175V262H174ZM177 263H178V262H177ZM183 263H184V261H183ZM244 263H245V262H244ZM0 264H2V260H1ZM4 264H5V263H4ZM7 264H9V263H7ZM55 264H57L56 261H55ZM79 264H83V261H82L81 263H79ZM84 264H85V263H84ZM89 264H90V263H89ZM96 264H97V263H96ZM104 264H105V263H104ZM123 264H125V263H123ZM132 264H133V263H132ZM142 264H145V263H142ZM148 264H150V263H148ZM153 264H154V262H153ZM172 264H173V263H172ZM192 264H193V263H192ZM195 264H196V263H195ZM239 264H240V263H239ZM249 264H250V263H249Z\"/></svg>", "mask_w": 264, "mask_h": 264}, {"label": "clouds", "instance_id": "clouds-1", "mask_svg": "<svg viewBox=\"0 0 264 264\" xmlns=\"http://www.w3.org/2000/svg\"><path fill=\"white\" fill-rule=\"evenodd\" d=\"M120 12L132 13L139 24L149 30L163 29L172 22L171 13L165 11V0H126ZM56 23L59 24L60 21L57 20ZM6 55V52L0 51V67L7 66L10 82H20L33 72V67L25 57L17 56L9 64Z\"/></svg>", "mask_w": 264, "mask_h": 264}, {"label": "water", "instance_id": "water-1", "mask_svg": "<svg viewBox=\"0 0 264 264\" xmlns=\"http://www.w3.org/2000/svg\"><path fill=\"white\" fill-rule=\"evenodd\" d=\"M202 264V263H201Z\"/></svg>", "mask_w": 264, "mask_h": 264}]
</instances>
